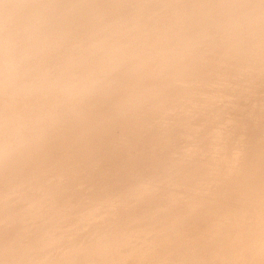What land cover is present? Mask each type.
Listing matches in <instances>:
<instances>
[{"label": "rangeland", "instance_id": "1", "mask_svg": "<svg viewBox=\"0 0 264 264\" xmlns=\"http://www.w3.org/2000/svg\"><path fill=\"white\" fill-rule=\"evenodd\" d=\"M14 1V0H13ZM13 1H12V3H13ZM40 2L42 1V0H39ZM39 1H37L36 0V2H32V0H20L19 1V3H18V10L17 11H15V12H13L11 15H10V19L12 20V21H15V22H19V23H21L22 22V24L23 25H25V23H28L27 21H30V20H28L27 19V21H25L24 20V18H25V13H35V12H39L41 15H46V16H48L49 14H52L53 16H54V13H56L55 14V18L57 19V17L58 18H60L59 16H61V17H63L64 15H61V14H64L63 12H65V16H64V18H62L63 20L65 19L66 21L64 22L63 20H60V19H58V21L57 20H55V22L53 21V20H51L52 22H54V24L51 22V23H48V21H46V23H44L45 25L44 26H42V27H44L43 28V31H42V27L39 25V23L37 22L36 24H34L33 22H32V25H34V26H31V27H34V29L36 28V31L35 30H33V31H31V33H27V32H25V34H23L24 32H19V35L17 36V38H14V39H16L17 41H15V42H18V40H19V44L18 43H14L12 40H11V38H9V41H11L10 43H11V46H10V44H9V42L8 41H6V43L4 44V45H2V42H1V40H0V46H2V51L0 50V52L2 53L3 52V49H4V47H6V44H7V47L4 49V51H6V50H8L7 48H8V46L9 47H12V46H14V48L15 49H17L16 51H15V49H13V47L12 48H10L8 51H6V52H3L4 54L6 53V54H9L10 52V50H14V51H11L12 53H13V55H14V59H12L13 57V55H9V56H4L3 58L1 57V56H3V55H1V53H0V63H1V61H2V63L0 64V67H1V65L4 67V65H6L4 68H7V67H9L8 65L10 64V66H12V67H14L13 68V72L14 73H10L11 74V76L13 77V79H11L12 77H10V75L9 76H7L8 74H9V72H11V71H9V69H4V68H0L1 70H2V73H1V70H0V75H1V80H0V83L2 82V81H4L5 79H2V78H6V80H7V84L5 83L6 82V80L4 81V82H2L1 83V85L3 86H1V90H0V110H2L1 112H5V114L7 113V110H8V112L9 111H12V113L10 114V112L9 113H7V114H9V116L11 117H9L7 114V116H5L4 115V112L3 113H1L0 112V115L1 114H3V115H1V119H0V159L2 158V163H0V169L1 168H3L1 171V173H0V181H1V183H0V189H2V190H4V191H0V197H5L6 196V194H7V196L5 197V198H7V201L9 200L10 202H13V200H14V203H11L10 205H11V207L12 206H14V204H15V207H7V208H3V207H5V206H10L9 205V202H8V205H3V203H2V201L4 202V203H6L7 201H6V199L5 198H0V200L2 199V201H0V203H1V205H0V224H1V222H2V224H1V227H0V243L2 242H4V245L2 244H0V246H2V247H4V248H2V247H0V249L2 248L3 250H0V264H2V260L4 261L3 262V264L4 263H6V264H8L7 262H11V260L12 259H10V258H12V253H14V255L17 257V258H14V256H13V260H12V262L11 263H9V264H23V263H25V264H45L46 262V264H50L51 262H55V263H53V264H60L59 262H61L62 264H64L63 263V261H60V260H64L65 259V263L67 264V261H70V260H72L69 264H74L75 262H76V260H78L79 259V261H80V263H79V261H77L78 263H76V264H86V262H87V264H98V263H96V261H95V259H96V255H94V254H96L97 253V251H96V248H93L94 246H96V245H98V242L99 243H104V242H106V241H108V240H113V237L114 236H116V234L117 235H120L121 233H122V235L124 236V237H128L130 240H138V242H140V243H142V246L144 247V249H146V251L150 254V256H151V254H152V257H156V252H158L157 254H159L160 252H161V250H162V247L164 248V245H162V247H161V245H159V247H158V245H156V246H153V248H151V244H149V242L152 240L151 238H154V236H156L157 235V232H158V230H161V229H164L165 231L167 230V231H169V230H171L172 231V229H174V228H172V227H170L169 225H170V220H168V219H171V217H167V214L165 215V212L166 213H173V211H177V210H179V209H181V208H184L183 206L185 205V203L183 202V200L181 199V197H178V196H173V195H186V196H191V197H194V198H200V199H202V200H208V201H214V200H216V199H219V200H221V197L217 194L218 192H215V191H213V192H215L216 194H212L213 192L212 191H210V193L208 192V191H205V190H202V189H198V188H195V187H193L194 185V182L193 181H186V182H184V185L183 184H179V183H177L178 181H180V180H178V181H175L176 179H178V178H176V176H175V170H174V168L172 169L170 166H168V163H172L174 160H175V158H178V157H176V156H179V154L183 151V150H185V149H189L190 147L193 149V151H194V153H193V156H192V163H193V165L195 164V161H196V159H203L205 156H208V154L206 153V154H199V149H200V146H202L201 147V149H204L203 147L205 146H210V144L208 145L207 144V142H209L211 139V137H212V135L211 134H215V133H218V134H220L221 133V131H222V133H224V134H220V136H222L223 138L225 137L226 139L227 138H229V136H230V138H233L234 136H233V134H238V136H235L234 138H238V137H241V138H244V140L247 142V143H249V146H251L255 141L253 140V137H255V135L257 136L260 132H264V129L262 130V128H264L263 127V123L264 122H261V121H264V120H262L261 119V123L262 124H260V122H258V119H260V117L262 118V117H264V115H261L263 112H262V110H264V108L262 109L261 108V111H260V109H259V107H261L263 104H261L262 102H264V101H262V100H264V96H262V95H264V55L262 54V50L261 51H259V47H258V44L257 43H259V45L261 46V49L264 47V37H263V35H264V0H219V2L221 3H219V2H217L216 1V4H217V6L216 7H219L218 9H219V11L221 10L220 8H222V10L220 11L221 12V14L219 15V18L218 19H215V13H213V14H211V15H208L209 16V18H210V21H209V23L207 22V21H205L204 19L203 20H201V19H199V20H197L198 18L196 17V13H198L199 14V12H200V9L202 8V6H204L203 5V3L201 4V5H198L199 3H198V1L196 2V0H194L197 4H195V2H193L192 0H187L186 2H191V3H186L185 1L183 2V0H180V1H182V2H180V3H182V4H180L179 3V1L178 0H124L126 3L124 4V2H123V0H121L122 1V6L123 5H126L125 7L123 6V7H119V6H121V5H118V4H120L121 3V1H120V3H118V2H116V0H114V1H112V2H114L115 3V5L117 4L118 5V8H117V5L115 6L114 4L112 5V3H111V1L110 0H80V2H78L79 0H76L77 2H75V4H73L72 3V0L70 1V3L68 2L69 0H67V2H66V0H49V1H53V2H58V3H60V6H63V5H65L64 7H62L63 9H59V8H56V7H54L55 9H53V6H48V7H46L45 9H44V7H43V5L41 6V4H38V2ZM75 1V0H74ZM73 1V2H74ZM104 1H108L107 3L109 4V6L108 7H105L106 6V2H104ZM226 2L227 4H226V9H224L223 7L225 6V5H222V3L224 4V2ZM39 2V3H40ZM62 2V3H61ZM90 3V6L91 7H87L88 6V4ZM92 2V3H91ZM129 2V3H128ZM200 3H201V0L199 1ZM32 3V4H31ZM34 3H35V5H36V7H37V9H35L36 7H35V5H34ZM65 3V4H64ZM106 3V4H105ZM128 3V4H127ZM184 3H186L187 4V7H188V5L189 6H191L192 7V9H191V7H188V8H190V10L186 7V4H185V9H184V7H183V5H184ZM69 4V6H67ZM82 4V5H81ZM107 4V5H108ZM214 4V0H211V3H210V5H213ZM0 5H3V4H0ZM40 5V6H39ZM74 5H76V6H74ZM110 5H112L111 6V8H109L110 7ZM128 5V6H127ZM130 5V6H129ZM179 5H181L180 7H181V9H179ZM218 5H221V7L220 6H218ZM4 6V5H3ZM38 6L40 7V8H38ZM78 6V7H77ZM198 6H201V8L200 9H198ZM223 6V7H222ZM2 7V6H1ZM33 7V8H32ZM43 7V8H42ZM68 7H72V9L71 10H69L68 11V9H70V8H68ZM73 7H75V8H73ZM76 7L78 8V11H79V9L81 8V9H83V8H90V10L89 11H91V12H89L88 11V9H87V12L89 13H86V14H84V16H83V19H85L84 17H86L85 15H91L92 13H94V12H96V14H97V16L100 14V16H96V14H94L95 15V17L94 16H89L90 18H88L89 20H91V17H92V19H94V20H91V21H88L87 20V17H86V23L84 22V27L82 28L81 26H82V24H81V17L80 18H78V19H76V20H74V22H72L73 21V19H75V17L77 16V17H79V16H82V15H79V14H77L78 13V11H76L77 9H76ZM182 7H183V9H182ZM3 8V7H2ZM20 8V9H19ZM30 8V9H29ZM50 8V9H49ZM65 8V9H64ZM67 8V9H66ZM91 8H92V10H91ZM161 8H163V9H161ZM29 9V10H28ZM47 9H48V11H47ZM57 9L59 10V11H57ZM76 9V10H75ZM85 9V10H86ZM155 9V10H154ZM157 9H158V12H157ZM223 9H224V11H223ZM50 10H51V12H50ZM65 10V11H64ZM74 12H73V11ZM85 10H83V11H85ZM93 10H96V11H94L93 12ZM162 10V11H161ZM164 10V11H163ZM170 11V14L172 13V15L174 14L175 16H174V18H176L175 19V21L174 22H177V19H179L178 20V22H177V24H176V26H175V23H174V25H173V21H171V15H170V17H168L169 16V12L168 11ZM189 11V14L190 15H188V14H186V13H188V12H186V11ZM45 11V12H44ZM49 13V14H47V12ZM56 11V12H55ZM66 11H68V14L70 15V14H75L74 15V17H73V15H71V16H68V14H67V12ZM71 11V12H70ZM81 11V10H80ZM80 11H79V13H80ZM98 11V12H97ZM126 12V15H125V13H122V12ZM166 11V12H165ZM182 11H185L184 13L182 12ZM192 11V13H190ZM198 11V12H197ZM223 11V12H222ZM17 12H20V13H17ZM60 14H58V13ZM62 12V13H61ZM70 12V13H69ZM73 12V13H72ZM86 12V11H85ZM157 12V13H156ZM166 14H165V13ZM182 12V14H184V15H182V18L183 19H181L180 17H178L177 15L178 14H180ZM17 13V14H16ZM23 13H24V15H23ZM45 13V14H44ZM99 13V14H98ZM103 13H105V14H103ZM106 13L108 14H110V15H112L113 16V18L115 19V22L113 21V18L111 19V17H110V15L108 14L107 15V17L109 18L110 17V19H109V22H111L110 24L114 27V26H116V25H114L115 23L117 24L119 21H118V19L120 18V19H122V20H124V22L126 21V19H127V22H129L130 20V25H127V22L126 23H124L123 21H121L120 19V22H119V24L120 25H117V28L116 27H114V29H113V27L112 26H110L109 25V22H108V18L107 17H105V15H106ZM156 14L157 15V17H156V15H155V17H154V14ZM168 13V14H167ZM81 14V13H80ZM103 14V16H101ZM165 14V15H164ZM192 14H193V16H192ZM56 15H57V17H56ZM59 15V16H58ZM93 15V14H92ZM145 15H146V17H145ZM163 15L166 17L167 15V17H168V19H163L164 17H163ZM181 15H179V16H181ZM186 15H187V17H189L188 19H187V17H186ZM18 16V17H17ZM24 16V17H23ZM50 16V15H49ZM52 16V17H53ZM68 17V20L66 19L67 17ZM149 16H151V20H150V17ZM153 16V17H152ZM177 16V17H176ZM191 16L194 18V21H193V18H191ZM76 17V18H77ZM99 17H100V19H99ZM123 17V18H122ZM147 17H149V19L147 18ZM166 17V18H167ZM22 18V19H21ZM98 18V19H97ZM101 18H103V19H105V21L107 20V22H105V21H103V19H101ZM154 18H156L155 20H157V21H155L154 20ZM184 18L186 19V20H184ZM70 19V20H69ZM72 19V20H71ZM153 19V20H152ZM62 21L63 23H61L60 21ZM78 20V22H80V23H78V22H76ZM103 21L102 23V25H101V22H100V24L99 25H101V26H98V24L97 23H95L96 21L97 22H99V21ZM112 20V21H111ZM117 20V21H116ZM148 20H150V21H147ZM161 20V22H159V21ZM172 20H174L173 18H172ZM181 20H183V21H181ZM195 20H197V21H195ZM201 20V21H200ZM70 21V22H69ZM83 21V20H82ZM88 21V22H87ZM95 21V22H94ZM152 21H155V22H157V24L155 23V22H153L152 23ZM181 21V22H180ZM50 22V21H49ZM59 22L61 23V24H59ZM92 22H94V23H92ZM113 22V23H112ZM147 22V23H146ZM159 22V23H158ZM202 22L204 23H208V24H202ZM67 25H66V24ZM77 23V25H75ZM83 23V22H82ZM87 23H88V26H90L91 25V29H93V27L95 26V25H97V26H95L96 27V29H95V27H94V29L95 30H97L96 31V35L94 36V34H95V30H94V33H93V30H91L88 26H86L87 25ZM89 23H90V25H89ZM92 23V24H91ZM106 23H107V26L106 27H108L107 29H105L106 27H105V25H106ZM121 23H123V24H121ZM145 23V24H144ZM149 23H152V25H149ZM161 23V24H160ZM182 23V24H181ZM4 23H2V24H0V27H4V25H3ZM28 24H31V22H29ZM47 24H50V25H48L47 26ZM51 24H53V26L55 27V24L56 25H58L56 28H53V30H52V28L51 27H53ZM80 24V25H79ZM95 24V25H94ZM126 24V28H127V26L128 27H132V29H128L127 28V30H125V31H123L124 33L125 32H127L128 30H129V32H131V33H127L129 36H130V34L131 35H133V33H134V35H135V32H136V34H137V36H139V37H143V38H141V40L143 41V42H150V41H153V40H151L152 38L150 37V36H148V34H150V33H152V32H154L155 31V28L156 29H159V31L161 30H164V32H166L167 34H163L162 35V33H163V31L161 32V34H160V32H159V34L158 33H156V32H158V30L154 33V36H152V37H154V38H156L157 36H163L164 37V40L167 38L166 37V35L168 36V38H170V39H168V40H171V41H167V40H165V41H167L169 44H170V42H175V41H172V38L174 39V36L173 35H175L176 33H178L177 32V29L178 28H180V30L181 31H184V28H185V33H187L188 31H186V30H189L190 31V36H188L187 34V36L185 37L186 39H187V41L185 40V38L183 39L182 38V36H185V34H183L182 36H181V33L179 34V36H177V35H175L176 36V38H177V41H178V39H179V37H180V39L182 38L184 41H186V42H188V43H186V42H183V40H179V41H181V42H175V43H177V46H179V47H177L178 48V50L176 49V48H174L175 49V51H179V53H178V56H179V58L177 57V53L174 51H171V54L170 53H168L166 50H165V48H168L167 47V44H162V43H165V41L164 42H162V43H160V44H162V45H164V46H161L160 44L158 45V42L160 41L159 40V38L160 37H157V41L158 42H156V40H154L153 41V43L154 44H157L158 46H161V49H160V47H159V49H158V47L157 48H154L153 47V43L151 42V44H153V45H151V46H149L150 44L149 43H142V41H140L139 40V38L135 35H133V36H131L132 38L131 39H133V41H134V43L133 42H131L130 43V41H132L130 38H128V37H126L125 39H123V37H125V36H128L127 34H122L121 32H122V30L123 29H126L125 27L124 28H120V27H122V25L124 26ZM129 24V23H128ZM158 24H160L162 27H160V25H158ZM18 25V24H17ZM60 25H62L61 27H62V29H61V27H60ZM65 27H67L68 26V28H71V27H73L72 29H66V28H64V26ZM92 25H94V26H92ZM103 25H104V30L102 29L103 28ZM133 25V26H132ZM158 25V26H157ZM170 25H173V27L172 26H169ZM184 25V26H183ZM208 25H209V27H208ZM37 26V27H36ZM40 26V27H39ZM45 26L48 28L49 26H50V28H48V29H46L45 28ZM71 26V27H70ZM81 27V29H83V30H81L80 29V31H79V27ZM88 27V29H89V31H91V32H89L88 31V29H86V31H85V28L86 27ZM112 28V31L114 32V30L115 31H117V33H121L120 35L122 36V38H121V36L120 35H118L116 32L115 33H113V34H111V33H109V32H111V31H109L110 30V27ZM118 26H119V28H118ZM166 26H168V27H166ZM179 26H182V28H183V30L181 29V27H179ZM204 26H207V27H204ZM59 27V28H58ZM77 27V28H76ZM102 27V28H101ZM152 27H155L154 28V30H152L153 28ZM172 27V28H171ZM77 30H76V29ZM160 28H162V29H160ZM169 28H170V30H169ZM174 28H176L175 29V31H174ZM41 29V30H40ZM44 29H46V30H44ZM64 29V30H63ZM73 29H75V30H73ZM98 29H100L99 31H98ZM102 29V30H101ZM122 29V30H121ZM150 29L152 30L151 32H150ZM167 29V30H166ZM61 31V30H63L64 31V33L66 32L67 34H68V32H69V34L70 33H72L73 35V37L71 36V35H69L68 34V36H69V38H67L65 35H67L66 33L64 34L63 33V31H61V33H63V34H59L60 32H58V31ZM66 30V31H65ZM70 30H71V32H70ZM119 30V31H118ZM172 30V31H171ZM43 33H42V32ZM50 31H55V32H53V35L54 34H56V35H58L57 37H61L62 38V35H64V37H66V38H64L63 37V39H67L66 40V42L67 41H69L70 42V40H71V38L70 37H72V41H71V43L72 42H77L78 40H83V41H86V37H85V34H89L90 35V33H91V35L90 36H87L88 37V39L89 38H93V39H95V37H96V39L95 40H97V41H93L92 40V42H91V40L89 39V41H90V43H91V46H93V44H95L96 45V47L95 46H93V47H95V48H98V47H105V51L103 52L102 51V49L103 48H101V50H100V48H98V51H97V49L94 51V50H92V49H90V48H93V47H91L90 46V48H89V42L88 41H86L87 42V44H86V42L85 43H83V41H82V43H81V41H78L76 44H75V49L73 48V46H74V44L72 43V45H71V43L69 44V42H67L68 43V45H67V43L66 42H64L65 40H63V39H59V38H56L55 36L56 35H54L53 37L54 38H56L57 39V41L55 40V39H53V38H51L52 36V32H50ZM74 33H73V32ZM75 31H79L80 33H75ZM107 31H109L108 33H107ZM173 31L175 32L173 35H172V37H169V33H173ZM178 31H179V29H178ZM36 32V33H35ZM47 32H49L48 34H47ZM58 32V33H57ZM88 32V33H87ZM133 32V33H132ZM169 32V33H168ZM263 32V33H262ZM35 33L36 34V37H35V35H33V34ZM41 33V34H40ZM92 33H93V35H92ZM171 33V34H172ZM40 34V35H39ZM44 34V35H43ZM76 34V35H75ZM147 34V35H146ZM157 34V35H156ZM189 34V33H188ZM263 34V35H262ZM23 35V37H21ZM26 35V36H25ZM59 35H61V36H59ZM98 35H99V37H98ZM116 35H118L120 38H121V40H120V38H118V36H116ZM156 35V36H155ZM24 36H25V38H24ZM30 36L32 37L33 36V39H31L30 38ZM38 36V37H37ZM42 36H43V38H42ZM49 36V37H48ZM77 36H79V37H77ZM92 36H94V37H92ZM171 36V35H170ZM19 37L21 38V40L23 39H26V40H28V41H30V39H31V43L29 42L28 43V41H26V40H24V42H23V40L21 41L20 39H19ZM39 37H41V38H39ZM46 37V38H45ZM85 37V38H84ZM116 37V38H115ZM135 37V38H134ZM136 37H137V39H136ZM149 37V38H148ZM163 37L161 38V40L163 39ZM29 38V39H28ZM35 38V39H34ZM36 38H38V39H40V42L38 41V39H36ZM47 38H49V39H47ZM50 38H51V40H50ZM80 38V39H79ZM98 38V39H97ZM145 38H147L148 40L147 41H144L145 40ZM190 38V39H189ZM191 38H192V40H191ZM13 39V38H12ZM43 39V40H42ZM60 41H59V40ZM70 39V40H69ZM122 39H123V41H122ZM135 39H136V41H135ZM144 39V40H143ZM150 39V40H149ZM188 39H189V41H191L190 43H189V41H188ZM8 40V39H7ZM45 40H47V42L45 41ZM75 40V41H74ZM111 40H117L116 42H117V44L115 43V41L113 42V41H111ZM120 40V41H119ZM127 41V40H130L129 41V43L128 42H126V44H125V41ZM176 40V39H175ZM194 40V41H193ZM32 41L34 42V43H32ZM41 41H43V43H47V45L45 46V44L43 45L42 44V42ZM50 41V42H49ZM54 41V42H53ZM110 41H111V44L113 43V45L110 47L109 45H111V44H109L108 45V43H110ZM123 43H122V42ZM249 41H251L252 43H250ZM257 41V45H256V47H258L259 49H258V51L262 54V56L263 57H261V55L259 54V52L258 51H256L257 50V48H254V45L252 46V44L254 43V42H256ZM28 44H27V43ZM35 42H36V44H35ZM57 42V43H56ZM61 42H63V43H66V45L67 46H65L63 43H61ZM119 42H121L122 43V45H121V43L119 44ZM139 42V43H138ZM204 42V43H203ZM206 42V43H205ZM224 42V43H223ZM228 42H230V43H236L237 42V44L239 45V48H238V45L237 44H232L233 46H234V48H232V47H230L231 48V51H233L234 49H235V52L237 53V54H235V52L234 53H231V56H229L227 53H226V50H227V52L229 51L228 49H230L228 46H225L224 45V47H223V45H222V47L224 48H221L220 47V44H225V43H227L226 45H228L229 43ZM22 43V44H21ZM24 43V44H23ZM52 44V43H54V46L53 45H48V44ZM56 43V44H55ZM60 43V44H59ZM78 43H80V46L77 48V50H76V47H77V44ZM100 44V45H98V44ZM128 43V44H127ZM135 43L136 44H138L137 46H135ZM142 43V44H141ZM173 43H171V44H173ZM174 43V44H175ZM179 43H181L180 45H182V47L184 48L183 49V51L184 50H186V51H182V49H180L179 50V48H182V47H180V45H179ZM184 43H186V44H184ZM241 43H243L244 45L245 44H247V48H245L244 47V45L243 46H240L241 45ZM13 44H15V45H17L16 47H15V45H13ZM32 44V45H31ZM39 44V45H38ZM57 44H59V45H57ZM82 44H84V47H83V45ZM131 44H133L134 46H131ZM143 44H146V46H144ZM170 45V48L171 49H173V47H171V46H176V45ZM248 44H250V46H252L253 48H252V50L254 51H256L259 55H260V57H255V58H257L256 60H255V58H252V59H254L253 61H256V62H253V61H251L250 60V62H249V60H247L246 59V55L247 54H249L250 53V48L251 47H249L248 48ZM263 44V45H262ZM23 45H30L31 47H24ZM34 45V46H33ZM36 45H38L36 48H35V46ZM65 47H68L69 45H71V47L72 48H70V46H69V49L68 48H65ZM86 45H87V47H86ZM97 45H98V47H97ZM108 45V47L110 48V49H108V47L106 48V46ZM119 45V46H118ZM128 45L131 47H129V49H127L128 48ZM183 45H185L186 47H192V50H189V52L187 51L188 50V48H186L185 46H183ZM231 45V46H232ZM4 46V47H3ZM20 46V47H19ZM39 46H40V48H39ZM44 46V48H47L46 49V51H45V49L43 50V47ZM51 46H52V48H51ZM56 46V51L58 52V50H59V48H62L63 49V47L65 48V49H63V50H65L64 52H60L61 51V49H60V51H59V56L60 57H64L65 55H68L69 57H70V59H69V57L68 58H66L67 56H65V58L66 59H68V60H65V58H63L65 61H62V64H66V66L68 67V69H71V70H69V72H68V69H66L67 67L65 66H63V68L61 67V64H60V62L59 61H57V60H63L62 58H60L57 54V56L59 57V59H58V57L56 56V55H54L55 54V50L53 49V47H55ZM120 47L121 46V48L120 49H118V47ZM123 46H125V47H123ZM144 46V47H143ZM166 46V47H165ZM229 46H230V44H229ZM18 47L20 48V49H18ZM22 47V48H21ZM23 47H24V49H23ZM33 47V48H32ZM57 47H59L58 48V50H57ZM80 47H83V48H85L86 47V49H83L84 51H83V53H82V50H81V48ZM114 47V48H113ZM117 47V48H116ZM149 47V48H148ZM154 48L155 49V52H152V53H150V50L149 49H151V48ZM156 47V46H155ZM163 47H164V49H163ZM215 48L214 50L212 49V48ZM235 47H237V49H239V50H241L240 51V53H242V51L243 52H245V51H249L247 54H246V52H245V56H244V58H242L243 56H242V54H240L239 53V50H237ZM240 47H243L242 49L240 48ZM25 48H29L28 49V52L26 51L27 49H25ZM49 48H51L52 50H54V51H52L51 49H49ZM87 48H89V49H87ZM117 53V51H118V53L116 54L115 52H113V50ZM117 49V51H116V49ZM124 48H126V50L127 51H125V49ZM170 48H168V49H170ZM189 48V49H190ZM207 48H210V53H209V51H207L208 53H207V55L209 54V57L207 56V55H205L206 54V50H208ZM219 48H221V49H223V50H225V48H226V50H225V53L226 54H222V50L220 49L219 50ZM228 48V49H227ZM31 49L33 50L34 49V53L35 54H37L38 52V54L36 55V56H34L35 54L31 51ZM36 49H40L39 51H37ZM71 51V53L68 51ZM106 49H108V50H112V52L110 53V51H107ZM121 49L123 50V51H121ZM154 49H152L153 51H154ZM163 49V50H162ZM167 49V50H168ZM216 49H217V52H218V50H219V52H220V54H221V56L222 57H224L225 58V60H224V58H221V56H220V54H218L219 55V57L221 58V59H219V57H218V59L216 58V56H215V54H217L216 53ZM245 49V50H244ZM19 50V51H18ZM23 50V52H21V51ZM37 52H36V51ZM66 50H67V52H66ZM72 50H74V51H72ZM78 50H81V51H79L78 52ZM87 50H88V52H89V50H91V54H93V53H96V54H93L94 55V57H93V55L91 56V54H89L88 52H87ZM119 50H120V52H119ZM149 50V51H148ZM151 50V51H152ZM212 50L215 52V54H214V52H213V55L211 54V52H212ZM237 50V51H236ZM251 50V51H252ZM264 50V49H263ZM26 51V52H25ZM31 53H30V52ZM49 51H51V52H49ZM79 53V55L76 53ZM92 51H93V53H92ZM100 51H102V53L100 52ZM106 51H107V53H106ZM139 51V52H138ZM163 51V52H162ZM169 51V50H168ZM204 51H205V53H204ZM230 51V52H231ZM255 51H254V54H256L255 53ZM8 52V53H7ZM21 52V53H20ZM42 54H44V55H46L47 54V56H45V57H47V58H49V53H52L51 54V56H50V58L51 59H46L47 61H43V56L44 55H41V53ZM49 52V53H48ZM80 57H78L75 53ZM82 54H81V53ZM84 52H87V53H84ZM98 52H100V54L98 53ZM108 52L110 53L109 55H108ZM121 52H123V53H121ZM146 52V53H145ZM162 52V53H161ZM164 52H166V55H165V53ZM218 52V53H219ZM230 52H228V53H230ZM16 53L19 55V56H17L16 55ZM63 53V54H62ZM74 53V54H73ZM97 53H98V55H97ZM103 53H105L104 55H103ZM113 53H115V56H117V57H115L114 56V54ZM121 53V54H120ZM140 53V54H139ZM156 53L158 54L159 53V55H165L166 57H167V55L169 54V57H177L178 59H179V61L178 60H176V58L174 59V58H169V57H167L168 59H164V57L161 55V56H159V55H156ZM164 53V54H163ZM175 55H174V54ZM242 56V57H240V55ZM11 54V53H10ZM22 54H25V56L26 57H24V55L23 56H21L20 57V55H22ZM29 54V55H28ZM49 54V55H48ZM70 54H71V56H70ZM73 54V55H72ZM83 54H85V55H83ZM101 54H102V56H101ZM112 54V55H111ZM118 54H119V56H118ZM150 54V55H149ZM173 54V55H172ZM211 54V55H210ZM233 54H235V55H239L238 57L241 59V62L243 63H241V62H239V59H238V57L237 58H235V59H237V60H234V55ZM39 55H41L42 57L40 58V59H42V60H40L39 59ZM56 56L57 58H55V57H52V56ZM62 55H64V56H62ZM74 55H75V57H74ZM82 57H81V56ZM99 57H97V56ZM107 55V56H106ZM110 55L113 57H111V60L110 59H107V58H109L110 57ZM137 55V56H136ZM147 55V56H146ZM171 55V56H170ZM217 55V56H218ZM224 55V56H223ZM251 57L253 56V54L251 55V53L249 54ZM259 55H256V56H259ZM17 56V57H16ZM27 56H29V57H27ZM83 56H84V58H83ZM96 56V57H95ZM150 56H151V58H150ZM155 56V57H154ZM196 58H194V57ZM210 56L212 57H215V58H210ZM225 56H227V57H225ZM234 56V57H233ZM248 56V55H247ZM250 56H248V59H249V57ZM255 56V55H254ZM9 57H11V58H9ZM24 57V58H23ZM34 57L35 59H36V61L35 60H33L32 58ZM72 57H74V58H72ZM87 57H88V59L89 60H87ZM92 57V58H91ZM101 57H104V58H101ZM136 57V58H135ZM138 57V58H137ZM152 57H153V60H152ZM156 57L158 58V57H163V58H161V59H163V60H165V61H163V60H160V58H159V60L158 59H156ZM232 57H233V59H232ZM6 58V59H5ZM8 58V59H7ZM17 58H19V59H17ZM38 58V59H37ZM53 58H55V59H57V60H54L53 62L51 61ZM78 58V59H77ZM81 58H83V60L81 59ZM86 58V59H85ZM93 59V62H90V60L91 59ZM98 58V59H97ZM104 61V63H103V66H102V62L103 61H101V59ZM105 58H106V60H108V61H105ZM187 59L188 61H189V58H190V61L191 60H193V58H194V63H195V61L196 60H199L200 59V61L198 62V61H196V62H198V63H195L196 65L194 66V63H192V62H188L189 64H191L192 63V65H190L189 66V64L187 63V60H185L186 61V63H185V61H181V60H184V59ZM192 58V59H191ZM198 58V59H197ZM201 58H203L204 60H208V61H210V59H212V60H214L215 62H217V64L218 65H220L219 66V70H218V65H216L215 63H214V61H213V63L216 65H214L213 64V67H212V64H211V66L209 65H207L206 63H208V61L205 63V61H201L202 59ZM207 58V59H206ZM229 59V61H228V59ZM258 58L259 59H262L261 61H263V62H260V60H258ZM9 59H10V61H9ZM12 59V60H11ZM16 59V60H15ZM72 59H76V60H72ZM96 59V60H95ZM100 59V60H99ZM156 59V60H155ZM170 59H171V61H170ZM222 59H223V61H222ZM243 59V60H242ZM244 59H245V61H244ZM251 59V58H250ZM39 60V61H38ZM60 60V61H61ZM83 62H82V61ZM84 60H86L87 62H89L88 63V66H89V68H88V66H87V62H86V65L84 64L83 65V63H84ZM110 60V61H109ZM144 60H145V62H144ZM149 60V61H148ZM150 60H152L151 61V63H152V65L151 64H149L150 63ZM175 60V61H177V63H181L180 65L183 67L184 65L183 64H185V66H187L186 64H188V66L189 67H191L190 68V70L189 71H191V70H193L194 71V68H195V72H196V70L198 69L199 70V64H201L200 62H202V64H203V66L204 65H207L208 67L207 68H205V69H207V71H208V69H210L211 67L213 68V70H212V72H210L211 71V69L208 71V75L205 73V72H203L205 69H203V71L201 70L202 69V66H200V70L203 72V73H205V74H201L200 72V70H199V73L201 74V75H204L205 77L207 76L208 77V81L207 80H203V82L202 81H200L201 79H203V78H201V79H199L198 80V78H199V76L198 75H196L197 74V72L195 73L194 72V74L192 73V75H195L196 77H193L192 75H191V72H187L186 74V77H187V80H185L186 78H185V74H184V76L181 74V75H179L178 73H175V72H173V69H171V67H170V65L173 63V61ZM218 60H219V62H218ZM220 60L222 61V62H220ZM7 61V62H6ZM51 61V62H50ZM59 62V63H57V62ZM69 61H70V63L72 62V63H74L75 64V67H78V69H76L75 67H74V64H70L69 63ZM75 61H76V63H75ZM94 61H96V62H94ZM141 61V62H140ZM158 61H160V63L158 64ZM168 61H169V63H168ZM225 61H226V63H225ZM234 61V62H233ZM237 61V62H236ZM257 61L258 62H260L259 64H257ZM10 62H12V63H14V64H12V63H10ZM64 62V63H63ZM80 62H82V65H80V64H78V63H80ZM98 62H100V63H98ZM149 62V63H148ZM154 62V63H153ZM184 62V63H183ZM204 62V63H203ZM224 62V63H223ZM227 62H229L228 63V65L230 64L231 65V63H233V65H231L232 67H238V70H237V68H234V70H233V68H232V70H230L229 68H230V66L228 67V65L226 66V67H228V70H230V71H228L229 73H230V75L228 74V72L226 71V69H224L225 68V64H227ZM251 62H253L254 64H257V65H254L253 63H251ZM7 63H9V64H7ZM67 63H69V65L67 64ZM92 63H95V64H92ZM109 63V64H108ZM134 63V64H133ZM176 63V62H175ZM177 63H176V65H177ZM183 63V64H182ZM209 63H212V61H210ZM223 63V65H221ZM237 63H238V66H237ZM246 63V64H245ZM248 63V64H247ZM263 63V64H262ZM57 64H60L58 67H60V68H58V67H56V65ZM98 64H100L101 66H102V68H101V66L99 65L98 66ZM106 64V65H105ZM143 64V65H142ZM169 64V65H168ZM198 64V65H197ZM201 64V65H202ZM234 64H236V65H234ZM251 64H253V66H250ZM15 65V66H14ZM76 65H78V66H76ZM95 67H97L96 69L94 68V66ZM111 65V66H110ZM134 65V66H133ZM157 65V66H156ZM161 65V66H160ZM175 65V67H176V69H178V67ZM246 65H247V68H249V71H250V69H251V71H250V76H249V79H248V76H246L247 74H248V72L249 71H247L246 69H244L245 67H246ZM261 65V66H260ZM54 66V67H53ZM70 66V67H69ZM81 66H84V67H82V69H80L81 68ZM88 68H86V67ZM91 66H93V68L91 67ZM173 66H174V63H173ZM179 66V65H178ZM180 66V69L182 68ZM198 66V67H197ZM214 66L216 67V68H214ZM222 66V67H221ZM241 66V68H239ZM242 66L244 67V68H242ZM248 66H250V67H248ZM75 70V71H77V74L75 73L74 74V70H72V68ZM100 69H99V68ZM104 67L105 68H107V69H109V70H107V69H104ZM166 68V69H164V68ZM169 67V68H168ZM188 67V68H189ZM192 67H193V69H192ZM197 67V68H196ZM224 67V68H223ZM9 68H11V67H9ZM15 68L18 70V69H20L21 68V70L19 71H17V70H15ZM53 68H54V70H53ZM58 68V69H57ZM66 70H65V69ZM84 68H86L85 70H84ZM221 68H223L224 69V71H223V69H221ZM256 70H255V69ZM23 69V70H22ZM64 69V70H63ZM101 69H103V71L104 70H106V71H104V72H102L101 71ZM240 71V73L243 71V69H244V71H246L247 72V74H245V72L243 73V75L244 76H246V78L248 79V80H246L245 78H242L243 77V75H242V73L241 74H238V72L236 71ZM5 72H4V71ZM7 70V71H6ZM12 70V69H11ZM79 70H81L80 72L81 73H83L84 72V76L86 77H84V76H82L83 78H85V79H83V78H81L80 77V72L78 73V71ZM83 70V71H82ZM88 70H91V71H88ZM133 70V71H132ZM171 70V71H170ZM175 70V69H174ZM253 70V71H252ZM261 70V71H260ZM17 71V73H15ZM86 71H88V72H86ZM130 71H132V72H130ZM206 71V70H205ZM236 71V73H234ZM258 71V72H257ZM6 72H8V74L6 73ZM18 72H21V73H18ZM68 72V73H67ZM90 72H92V73H90ZM110 72V73H109ZM122 72V73H121ZM135 72V73H134ZM160 72V73H159ZM164 72V73H163ZM166 72V73H165ZM170 74H169V73ZM251 72H253V73H251ZM261 72V73H260ZM4 73V74H3ZM6 73V74H5ZM22 73H24V74H22ZM39 73V74H38ZM64 73L65 74H68L67 76H69V75H74L73 77L72 76H69V78L66 76H63L64 75ZM89 73V74H88ZM103 73V74H102ZM108 73V74H107ZM173 73V75H171ZM198 73V74H199ZM222 73H224V75L222 74ZM225 73H227L226 75V77H225ZM234 73V74H233ZM254 73H256V74H254ZM260 73V75H261V77H260V75L259 76H257L258 74ZM14 74V75H13ZM17 74H19V77L21 76V74L24 76V79H23V76H21V78L23 79H21V78H19V80L20 81H18V79L16 78L17 77ZM79 74V76H77ZM85 74H87L88 75V77H87V75H85ZM168 74V76H165V75H167ZM177 76H176V75ZM189 74V75H188ZM233 74V75H232ZM248 74V75H249ZM252 74V75H251ZM6 76V77H4V76ZM36 75H38V76H36ZM40 75V76H39ZM92 76V79H91V76ZM109 75V76H108ZM119 75V76H118ZM200 75V76H201ZM240 75H242V77L240 76ZM255 75V76H254ZM3 76V77H2ZM14 76H15V78H14ZM26 76L28 77V78H26ZM77 76V77H76ZM104 76V77H103ZM113 76V77H112ZM118 76V77H117ZM162 76H164V77H162ZM190 76H192L193 77V79L190 77ZM203 76V77H204ZM228 76H231V77H229V79H233L234 81H236L238 84H236V83H234V81L231 79V80H228ZM234 78H233V77ZM263 76V77H262ZM34 77V78H33ZM37 77V78H36ZM40 77V78H39ZM78 78L77 80L75 79V78ZM83 79L84 81H82L81 79ZM90 77V78H89ZM95 77H96V79H95ZM105 77H107L108 78V80H107V78H105ZM161 77L162 78H165V77H167L166 78V80H168V81H166L165 79H164V81H162L163 79H161ZM180 77V78H179ZM206 77V78H207ZM251 77H253V78H255L254 80H253V78H251ZM8 78H10L9 80H10V82L8 81ZM64 78H67V79H65L64 80ZM73 78V79H72ZM114 80H113V79ZM169 78V79H168ZM183 78V79H182ZM190 78V79H189ZM257 78H260L259 80H257ZM25 79H28V80H25ZM29 79H31L30 81H29ZM33 79L35 80V81H33ZM41 79V82L40 81H38V80H40ZM70 79H71V81H70ZM88 79H90L91 81H92V84H90L89 83V81L90 80H88ZM95 79V80H94ZM105 79V80H104ZM112 79V80H111ZM115 79H119V80H115ZM179 79H181V80H179ZM228 80V81H232L233 82V84H232V82H231V84H230V82L228 83L226 80ZM247 81V82H245V80ZM16 80L18 81V82H16ZM100 80V81H99ZM107 80V81H106ZM251 80H253L254 81V83L252 82V84H251ZM255 80H257V81H260V80H262V81H260L259 83L257 82V81H255ZM25 81H28V82H26L27 83V85H26V83H25V85L24 86H27V87H24V88H22L21 87V84L23 83L24 84V82ZM87 81H88V83H87ZM90 81V82H91ZM93 81H94V83H93ZM97 81V82H96ZM99 81V82H98ZM109 81V82H108ZM205 81H207L208 82V84H209V86H208V84H207V86L208 87H206L207 89H211L212 90V92H210L211 90L209 89V90H207L205 87V90L203 89V91H204V93H206V94H208L207 95V97H208V100L210 99L209 98V96H210V94H212V93H214L215 94V92H217V91H215L216 89H220V87L222 86V85H224L225 86V84L223 83V82H225V83H227L226 85H228V84H230V86L232 85V86H235V85H237L238 86V88H237V86H235V87H232V88H235V90H233V89H231V91L229 90V88H231V87H228V86H225L226 88L228 87V89L226 90V93H228L227 95L228 96H232V95H234V97L237 99L238 97H241V98H239V99H237V100H244L243 98L244 97H246L247 98V101H246V105L245 104H243V106H247L249 103H247V102H251L252 100V102L254 103H252V104H250V105H248V112L246 113L245 111H247V109L245 108V107H243V108H241L240 109V111L238 112V109H239V107H240V103H244V102H238L237 100L236 101H234L235 100V98H234V100H232V97L230 98L231 100H229V97H226V96H222V93H220V92H224V90L225 89H222V88H224V87H221V89L219 90V93L221 94V95H218L219 93H216V95H214V97L216 98V99H218V97H219V101H223V103L222 104H224V103H226V104H224V105H221L220 103H219V101L218 100H215V98L213 97V96H210L211 97V99L209 100L210 101V103H212L211 101H213V99H212V97L214 98V101H213V103L214 102H216V104H211V105H213V106H215L216 105V107H217V104L219 103V105L218 106H220L221 105V107H223L222 109L223 110H221V107H219V108H217L218 110L220 109L222 112H220V110H219V112L221 113V116H220V114H219V112H217L218 110L216 109V111H215V108L213 107V106H211L210 104H209V101L208 102H206L205 101V97L204 96H206V95H203L204 93H202V90L200 89V88H203L202 86H204V84H206L205 83ZM20 82V83H19ZM22 82V83H21ZM157 83V84H154V83ZM165 84H164V83ZM255 82L257 83V84H255ZM9 83H10V85L12 86H10L9 85ZM101 83V84H100ZM110 84V86L109 87H105V86H103L104 84ZM162 83V84H161ZM245 83H246V85H245ZM249 85H248V84ZM262 83V84H261ZM4 84V85H3ZM18 84H20V86L18 85ZM22 84V85H23ZM33 84V86L32 87H30L31 85ZM87 84H90V86H93V87H95L96 85L98 86H96V88H93V87H87L86 85ZM112 84V85H111ZM251 84V85H250ZM258 85L257 86V88H255V85ZM259 84H260V86H259ZM16 85L18 86V87H16ZM243 85V86H242ZM247 85H248V89H246V87H247ZM254 85V86H253ZM35 86V87H34ZM48 86V87H47ZM84 87V89H85V92L83 91L84 89H83V87ZM241 86V87H240ZM250 86H253V89L252 90H250L249 91V89H251L252 87H250ZM262 86V87H261ZM47 87V88H46ZM51 87V89H55V94H52L53 92H54V89H53V92L52 91H50L51 89H49ZM200 87V88H199ZM244 87V88H243ZM260 88V90H262L263 91V93H261V92H259L258 90H259V88ZM18 88L20 89H22V90H18ZM66 88H68V90L66 89ZM82 88V89H81ZM90 88V89H89ZM161 88H163L162 90H164L166 93H161V91H159V90H161ZM164 88H166L167 89V91H168V89H169V91L171 92V93H173L172 91H173V89L174 88H176V90L177 89H179V90H177V91H175L173 94H171V97L173 96V98H171V97H169V98H167L168 96H169V91L167 92L166 91V89H164ZM181 88V89H180ZM187 90V89H190V90H194V92L192 91H189V92H191L192 93V96L190 95V94H187V95H189L188 97L190 98V96H191V98H193L192 100H194V98L196 97V93L198 94V92L201 90V92H200V94H198L197 96L199 97H196V98H198L199 99V101L200 102H206V104H205V102L203 103V105H202V103L201 104H196V103H198L196 100V102L195 101H192L191 99L189 100V98H187V95H186V91H184V95H180V94H183V91L182 90H185V89ZM238 90H242L241 92H239V91H237V89ZM241 88V89H240ZM243 88V89H242ZM59 89H65V90H67L66 92L69 94V98L67 97V95H65L64 94V92H65V90H61L63 93H60L59 91ZM81 89V90H80ZM172 89V90H171ZM214 89V90H213ZM258 89V90H257ZM16 90H18V91H16ZM26 91V93H28L26 96H24L25 95V92L23 93L22 91ZM47 90H48V92H49V95L50 96H52L53 97V99H52V97H48L49 95H47ZM58 90V91H57ZM70 90V91H69ZM80 90V91H79ZM86 90H87V92L88 93H90V94H88V93H86ZM89 90V91H88ZM92 90V91H91ZM94 90V91H93ZM175 90V89H174ZM199 90V91H198ZM229 90V91H228ZM244 90H246L247 92H245ZM256 92H255V91ZM16 91V92H15ZM19 91H21L20 92V94H22L21 96L19 95V98L20 97H23V98H18L17 96L18 95H16V94H18L17 92H19ZM33 91V92H32ZM100 91V92H99ZM102 91V92H101ZM156 91V92H155ZM159 93H158V92ZM164 91H162V92H164ZM179 91H181L182 93H180L179 94ZM197 91V92H196ZM208 93H207V92ZM214 91V92H213ZM236 91V92H235ZM253 91H254V94H252L253 93ZM9 92H12V93H10L11 95L12 94H14V96L17 98H15L14 96L12 97L10 94H9ZM30 92V93H29ZM35 92V94H33ZM57 92H59V93H57ZM65 92V93H66ZM83 94H82V93ZM128 92H131L132 94L131 95H127L128 94ZM178 92V94L177 95H175L174 96V94H176ZM209 92H210V94H209ZM257 92H259L258 94H256L255 95V93H257ZM5 93H6V95H7V93L13 98V100H12V98H10V96L8 95L7 96V98H5L6 97V95H5ZM16 93V94H15ZM31 93L33 94V95H35L36 96V98L35 97H32L33 95H31ZM56 93H57V96H58V98H57V96H55V99H54V95H56ZM97 93V94H96ZM161 93V94H160ZM187 93H188V90H187ZM231 93H233V94H231ZM243 93V94H242ZM247 93V94H246ZM250 93H251V95H250ZM262 95H261V94ZM4 94V95H3ZM60 94L62 95L61 96V98H59L60 97ZM64 94V95H63ZM84 94H86V96L84 95ZM225 94V93H224ZM223 94V95H224ZM230 94V95H229ZM245 94V95H244ZM248 94L250 95L249 96V99H248ZM80 95H82V96H80ZM127 95V96H126ZM158 95V96H157ZM161 97H160V96ZM180 95V96H179ZM186 95V97H183V100L182 101H184V100H186V101H188L189 100V102L191 103V101L192 102H195V103H191L190 105H188L187 104V107H185V105H180V103L179 104H177L179 101H177V100H179V98L180 99H182V96H185ZM193 95H195V96H193ZM199 95H201V96H203V97H200ZM253 95L255 96V97H257V99H255L256 100V103H255V100H254V98L253 99H251L252 97H253ZM257 95H259V97L257 96ZM28 96V97H27ZM63 96H66V97H64L63 98ZM101 96V97H100ZM178 96V97H177ZM222 96V97H221ZM45 97H47V100H46V98ZM94 99H93V98ZM150 97H151V99H150ZM162 97H163V99H162ZM226 97V98H225ZM261 97V99H258V98H260ZM15 98V99H14ZM64 100H63V99ZM66 98H68V99H66ZM74 98V99H73ZM78 98H80V100H77ZM83 98V99H82ZM86 98V99H85ZM92 98V99H91ZM145 98V99H144ZM178 98V99H177ZM195 98V99H196ZM203 99V100H200V99ZM220 98H222V99H220ZM225 98V99H224ZM228 98V103H229V105H228V103H227V101H225L226 99ZM246 98H245V100H246ZM7 99V100H6ZM9 99H11L12 100V102L11 101H9ZM45 99V100H44ZM61 99V100H60ZM82 99V100H81ZM168 99V100H167ZM174 101H173V100ZM177 99V100H176ZM197 99V100H198ZM59 100V101H58ZM62 100H63V102H62ZM76 100V101H75ZM144 100V101H143ZM160 100V101H159ZM244 100V101H245ZM249 100H251V101H249ZM260 100V104H259V102L258 101ZM77 101H81V103H77ZM83 101H85V102H83ZM87 101V102H86ZM88 101H89V103H88ZM144 103H143V102ZM169 101H170V103L172 104L173 102V105L174 106H177V107H175V108H173L174 106L172 105V109L173 110H175V109H179V110H181V111H179V110H175V111H172V109L170 108L171 107V105L169 104ZM175 101H177V102H175ZM225 101V102H224ZM235 102V103H237V108H236V106L235 105H233V104H235V103H233V104H231V102ZM92 102V103H91ZM95 102V103H94ZM199 102V103H200ZM257 102H258V104H257ZM63 103V108H60L59 106H61L60 104H62ZM74 103H77V105L76 104H74ZM84 103H86V105L84 104ZM120 103H121V105H120ZM126 103V104H125ZM208 103V104H207ZM78 104H80V105H78ZM93 104V105H92ZM94 104H96V105H94ZM177 104V105H176ZM233 105V106H231V105ZM257 104V105H256ZM54 107H53V106ZM59 105V106H58ZM141 105V110L139 111V113H138V115L136 116V118L134 117V118H130V117H133L134 115H135V113H136V109L139 107ZM196 106L197 108H199V109H195V107H190V106ZM198 105H201V106H198ZM207 105L208 106H210L211 107V110H210V112L212 111V110H214L215 111V113H213V112H211V113H208V109L207 108H209V107H207ZM228 106L227 108L228 109H226L225 110V112H228V110H229V113H226L225 114V112H223L224 111V106ZM238 105H239V107H238ZM252 105V106H251ZM258 105H261V106H259L258 107ZM56 106H58V107H56ZM74 106H75V108H74ZM77 106H79V107H77ZM82 106V107H81ZM86 106V107H85ZM92 106V107H91ZM94 106V107H93ZM167 106H169V107H167ZM179 106H180V108H179ZM181 106H183V107H181ZM202 106H205V107H207L206 109V111H207V113L208 114H211V115H213V116H211L210 115V117H213V118H215L214 120H213V118L211 119L210 117V119L208 118V116H207V113H205V115L204 114H200V111H201V113H204V111H205V108L203 109L202 108ZM249 106H251L252 108L254 107V108H257L258 107V109L257 110H255V109H253L252 110V108L250 107V110H249ZM257 106V107H256ZM20 108V110L22 111L23 110V108H28V115L25 117V118H23L24 117V114L23 113H21L18 109ZM23 107V108H22ZM52 107V108H51ZM56 107V109H59V111L58 110H56V109H54L53 110V108H55ZM62 107V106H61ZM73 107V108H72ZM109 107V108H108ZM114 107V108H113ZM190 107V108H189ZM200 107H201V109H200ZM230 107H232V109H230ZM241 107H242V104H241ZM262 107H264V105L262 106ZM8 108V109H7ZM9 108L11 109V108H13V109H15V112L13 111V110H9ZM48 110H47V109ZM51 108V109H50ZM77 108V109H76ZM86 108V109H85ZM92 108H94V109H96V110H93ZM108 108V109H107ZM186 108V109H185ZM192 109V110H198L199 111V115L197 114L198 113V111L196 112H194V113H192V114H194V115H192V116H194L193 118H192V120H194L195 118H196V115H198V119H200V120H198L197 118L194 120V122L191 120V122L192 123H190L189 121H190V119H191V112H193L192 110H191V112H189V109ZM245 108V110H243ZM43 109H45L44 110V112H43V114L44 115H46V119H45V116H43V114H40L42 111H43ZM49 109H50V112H49ZM63 109H67L68 110V112H67V110H66V112L63 110ZM72 109H73V111H74V109H75V112H73L72 113ZM118 109H119V111H118ZM131 109H132V111H131ZM165 109V110H164ZM169 109V110H168ZM185 109V111H188V112H185V111H183ZM210 109V108H209ZM19 112V114H17L16 116L18 117V116H21V114H22V116L23 117H18V120L15 118V120L13 119L14 117V115H15V113L17 112V111ZM38 110L40 111V112H38ZM53 110V111H52ZM58 111V113H62L61 114V116H60V114H58V113H56V111ZM62 110L64 111V113L62 112ZM70 110V111H69ZM89 112H88V111ZM99 110V111H98ZM162 110H163V112H162ZM233 110V111H232ZM234 110H236V111H234ZM259 110V112H257ZM46 111V112H45ZM55 111V115L54 114H52L51 115V113H53ZM61 111V112H60ZM77 111V112H76ZM95 111V112H94ZM159 111V112H158ZM167 111H168V115L166 114L167 113ZM169 111H171V112H169ZM177 111V112H176ZM230 111L231 112H233L232 114L230 113ZM253 111V112H252ZM254 111H255V113H254ZM36 112V113H35ZM49 112V113H48ZM88 112V113H87ZM98 112V113H97ZM161 112V113H160ZM178 112H181V114L180 113H178ZM185 112V113H184ZM216 112L218 113V115L216 116L215 114H216ZM234 112H237L238 113V115H237V113H235L234 114ZM249 112H251L252 113V115H253V113L255 114V116L253 117L252 115H251V113L249 114ZM39 113V114H38ZM48 115H47V114ZM70 113H71V117H70ZM85 113V114H84ZM89 113H92V116H94V117H92L91 116V114H89ZM97 113V114H96ZM109 113V114H108ZM182 113L184 114V115H182ZM187 113H190V114H188V116H191V117H187V115L185 116V114H187ZM195 113H196V115H195ZM243 113H245V115L243 114ZM258 113L260 114V116L258 115ZM36 114L38 115V116H36ZM60 116L59 117V119H62V121L61 120H59L58 119V115ZM68 114V115H67ZM114 115V117H113V115ZM118 115V116H116V115ZM123 114V115H122ZM140 114V115H139ZM158 114V115H157ZM159 114H160V116H159ZM180 116H179V115ZM223 114V115H222ZM231 114V115H230ZM264 114V113H263ZM40 115V116H39ZM41 115H42V118L44 119H42L41 118ZM49 115H51V117H48ZM57 115V116H56ZM80 115V116H79ZM84 115V116H83ZM99 115V116H98ZM156 115H157V118H156ZM172 117V118H170V119H168V117ZM174 115V116H173ZM177 115H178V117H177ZM183 116V118H182V116ZM258 115V116H257ZM36 116V117H35ZM83 116V117H82ZM88 116V117H87ZM92 118H91V117ZM106 116H108V117H106ZM152 116V117H151ZM201 116V117H200ZM202 116H204V117H202ZM219 116H220V118H219ZM222 116H224V118L222 117ZM228 116V118L226 119V117ZM230 116V117H229ZM233 116H235V117H233ZM237 116V117H236ZM240 116H243V118H242V120H241V117L239 118ZM257 116V117H256ZM5 117H7V118H5ZM13 117V118H12ZM33 117L35 118V120L33 119ZM40 117V120L38 119V118ZM48 117V118H47ZM52 117H53V119H52ZM55 117V118H54ZM62 117V118H61ZM67 119V121H66V119ZM74 117V118H73ZM77 117V118H76ZM83 118V120H81L82 118ZM90 117V118H89ZM98 117V118H97ZM116 117V118H115ZM154 117V118H153ZM161 117H163V119L161 118ZM173 117H175V118H173ZM176 117L178 118V119H176ZM188 119V121H185L186 120V118ZM233 117V118H232ZM248 117H249V119H248ZM253 117V118H252ZM255 117L257 118V120H255L256 121V123L254 122V120H252V119H255ZM259 117V118H258ZM3 118H5V120H6V122H5V120H3ZM10 118V119H9ZM105 118V119H104ZM113 118V119H112ZM123 118V119H122ZM159 118H161V119H159ZM182 118V119H181ZM205 118H206V120L208 119V121H206L205 120ZM216 118H218L217 120H216ZM232 118V119H231ZM237 118H239L240 120V123H243V125H245L247 128H248V130L246 131V133H245V130L242 128V130L241 129H239V131H238V128L235 126V124H234V120L235 119H237ZM7 119H9V120H7ZM12 119V120H11ZM48 119V120H47ZM49 119H52V120H49ZM55 119H56V121H55ZM71 119H73V120H71ZM75 119H76V121H75ZM94 119V120H93ZM97 119V120H96ZM109 119H112V123H114L113 125H112V123L110 122V120ZM154 119H155V121H154ZM157 119V120H156ZM169 121H168V120ZM205 120L206 121V123L207 122H209L208 124H210V121H211V124L215 127V128H210V127H213L211 124H210V126L207 124V125H205V121L203 122V124H199V123H202V120ZM221 119V120H220ZM245 119H247V121H245ZM264 119V118H263ZM2 120V121H1ZM32 120H34V121H32ZM39 120V121H38ZM47 120V124L46 123H42L43 121L45 122ZM63 120H64V123H63ZM92 121V123H94V127H95V130L96 129H98V127H99V129L97 130L98 132H96L95 133V131L93 132H89V131H86V130H80L79 129V127H80V125L82 126V125H90L91 126V124H89L90 122ZM105 120H106V123H105ZM107 120H108V122H107ZM118 120H119V123H118ZM126 120V121H125ZM172 120V121H171ZM175 120H177V121H175ZM178 120H180V122H181V120H184L185 122H184V124H183V122H181L183 125L180 127H178V128H176V130L177 131H174V129H175V127H177V126H175L174 128H173V131L174 132H172V133H175V134H172V133H170V137L172 136V135H174V137H173V139L172 138H169L168 136H167V134H165V133H168V132H170L171 130H172V127L178 122ZM196 120H198L197 122H196ZM210 120V121H209ZM219 120H220V122H219ZM225 120H227V122L225 121ZM248 120H249V123L252 121V125H254V126H250V124H248V123H246V122H248ZM42 121V122H41ZM50 121V122H49ZM59 121H60V124H58L59 123ZM69 121V122H68ZM74 121V122H73ZM77 121H78V124H76L77 123ZM82 121H83V123H82ZM96 121V122H95ZM114 121V122H113ZM121 121V122H120ZM159 121H161V122H159ZM165 121H166V124H165ZM216 121H217V124H218V128H217V124H216ZM221 121H223L222 122V124H221ZM231 121H233L232 123H231ZM243 121V122H242ZM27 122H30L29 123V126H28V130H29V132L31 133V131H32V133L30 134L27 130H25V131H27L26 133H25V136H23V133L25 132L24 131V127H26V129H27V126L26 125H28V123ZM69 124H68V123ZM72 122V123H71ZM86 122V123H85ZM102 122H103V124H102ZM134 122V123H133ZM147 122V123H146ZM150 122V123H149ZM156 122V123H155ZM169 122V123H168ZM171 122H173V123H171ZM180 122H179V125H180ZM187 122V123H186ZM188 122L190 123V125L188 124ZM215 122V123H214ZM219 122V123H218ZM228 122H229V124H228ZM27 123V124H26ZM31 123L32 124H34V125H38V127H36L35 126V128H33L34 127V125L32 126L31 125ZM62 123H63V125H62ZM105 123V124H104ZM107 123H109V124H111V125H109V127L108 126H106L107 125ZM163 123H164V125H166L165 126V128H164V125H163ZM193 123H194V125H193ZM196 123H198V124H196ZM215 125H214V124ZM226 123V124H225ZM231 123V124H230ZM24 124V125H23ZM43 124H44V126H43ZM52 124H53V126H52ZM57 125V126H55V125ZM64 124L67 126V127H65L64 126ZM118 124V126L117 127H115V125H117ZM151 124H154V125H158L159 126V128L157 127V126H153V125H151ZM159 124H161V127H160V125ZM170 124V126H171V124H173L172 126H171V128H170V126L168 127V125ZM185 124H188V125H185ZM221 124V125H220ZM225 124V125H224ZM235 126H233V125ZM15 125V126H14ZM42 125V126H41ZM47 125V126H46ZM103 125H105V126H103ZM120 125H121V129L119 128L120 127ZM202 125V126H201ZM203 125H205L204 127H203ZM220 125V126H219ZM223 125V126H222ZM227 125V126H226ZM232 125V126H231ZM247 125H249V127L247 126ZM261 126V128H260V126ZM22 126H24V127H22ZM31 126V127H30ZM49 126V128L47 129H45L44 130V128L45 127H48ZM52 127V129H50L51 127ZM62 126V127H61ZM72 126H74V128L72 127ZM197 126L199 127H202V128H197ZM207 126H209V128H207ZM256 126H258V132L256 133V129H257V127ZM6 127H9V128H6ZM14 127V128H13ZM17 127V128H16ZM18 127H19V129L20 130H23V132H22V135H21V138L19 137V135L21 134L20 132V134H18V132H15V128H16V130H19L18 129ZM22 127V128H21ZM40 127H43V128H40ZM55 127V128H54ZM57 127V128H56ZM70 127V128H69ZM103 127V128H102ZM106 127H108V128H106ZM117 128V129H115V128ZM127 127V128H126ZM147 127H150L149 129L147 128ZM153 127V128H152ZM184 128V130H183V128ZM186 127H188V129L186 128ZM191 127V128H190ZM219 127H220V132H216L217 130H219ZM221 127H222V130H221ZM225 127V129H223ZM226 127H228L229 128V130H228V128H226ZM232 129H231V128ZM3 128V129H2ZM6 128V129H5ZM13 128V129H12ZM24 128V129H23ZM32 128V129H34V130H30V129ZM54 128V129H53ZM58 128H60V129H58ZM65 128V129H64ZM110 128V129H109ZM112 128V129H111ZM129 128V129H128ZM138 128V129H137ZM146 128V129H145ZM181 128V129H180ZM203 128H205L204 130H205V132L203 131V133L201 132L202 130H203ZM252 128H254L253 130H252ZM260 128V129H259ZM1 129H2V131H1ZM41 129V130H40ZM67 129V130H66ZM69 129V130H68ZM101 129H103V133H104V135L102 134V132H100V130ZM107 129H109V130H107ZM118 129H120V130H118ZM125 129V130H124ZM140 130L139 132H136V136H137V138H139V139H137L138 140V142H135V140H136V138H135V132L134 131H137V130ZM153 129V130H152ZM157 129V130H156ZM161 129H164V130H161ZM167 129V130H166ZM168 129H170V131L168 130ZM178 129H179V131H178ZM198 129V130H197ZM214 129V130H213ZM235 129V130H234ZM237 129V130H236ZM249 129H251V130H249ZM13 130V132L14 133H12V134H10L11 133V131ZM38 130V131H37ZM52 130V131H51ZM58 130V131H57ZM65 130H66V132H65ZM118 133V134H115L114 132L115 131ZM121 130H122V132H121ZM128 130V131H127ZM132 130H134V131H132ZM143 130H145L144 131V133L145 134H147V133H149V134H151V135H149V134H147V135H145L144 133H143ZM149 132H148V131ZM156 130V131H155ZM162 132H161V131ZM166 130V131H165ZM187 130H188V132H187ZM195 130V131H194ZM232 132H231V131ZM241 130V131H240ZM42 131V132H41ZM45 131V132H44ZM49 131V132H48ZM61 131V132H60ZM107 131H112L111 132V134L109 133V134H107ZM119 131V132H118ZM123 131H124V133L126 134H132V132L134 133V135H133V139H132V135L130 136V134H129V136L126 134H124V136H123ZM153 131H155V132H153ZM165 131V132H164ZM199 131V132H198ZM234 131L235 132H237V133H234ZM244 131V132H243ZM249 131H252V132H254L253 134H252V132L250 133ZM35 134H34V133ZM58 132V133H57ZM70 132V133H69ZM73 132V133H72ZM105 132H106V137H104L103 138V136H105ZM129 132V133H128ZM141 132V133H140ZM160 132V135L159 134H156V133H159ZM178 132V133H177ZM179 132H181L180 134H179ZM196 132H198V133H196ZM201 132V134L200 135H196V134H199ZM210 132H211V134H210ZM231 134H230V133ZM16 133V134H15ZM36 133H37V135H36ZM57 133V134H56ZM62 133V134H61ZM75 133V134H74ZM85 133H87L86 135H83V134H85ZM112 133H114L113 135L115 136V137H113V135H112ZM121 135H120V134ZM137 133L139 134V135H137ZM156 135H155V134ZM184 133H185V135H184ZM189 133V134H188ZM194 133V134H193ZM248 133H250L249 135H248ZM256 133V134H255ZM28 134H30V137H31V135L33 134L37 139H34V136H32L31 138L29 137V135ZM46 134L48 135V136H46ZM53 134H56L55 135V137H57V138H59L58 140H57V138H52V136H53ZM91 134H92V136H91ZM99 136H102V139L103 140H105L104 141V143H103V140H101V138H97L96 140H98V142L101 140V142L103 143V145L101 144V142H96L97 144H95V139L94 138H96V137H98L97 135ZM142 134H144V136L142 135ZM165 136H164V135ZM169 134V133H168ZM179 136H178V135ZM183 134V135H182ZM206 134V135H205ZM226 134V135H225ZM252 134V135H251ZM5 135H7V136H5ZM11 135H14V137L16 136V138L14 139V137L13 136H11ZM59 135H60V137H59ZM64 136V138H62L63 136ZM95 135V136H94ZM117 135H119V136H117ZM175 135H177V136H175ZM203 135H205V136H203ZM225 135V136H224ZM247 137H246V136ZM5 136V137H4ZM9 136H11L12 137V139H11V137L9 138ZM29 137V139H27L28 137ZM39 136V137H38ZM41 136V137H40ZM62 136V137H61ZM66 136H68V137H66ZM94 136V137H93ZM126 136V137H125ZM139 136V137H138ZM156 136H159V137H156ZM164 136V138L162 139V137ZM193 136H194V138H193ZM200 136V137H199ZM211 136V137H210ZM228 136V137H227ZM253 136V137H252ZM8 137V138H7ZM26 137V139L25 140H23L24 138ZM81 137V138H80ZM82 137H83V140H81L82 139ZM86 137H90V138H86ZM112 137V138H111ZM117 137V138H116ZM120 137H122V138H120ZM124 137H125V139H124ZM129 137V138H128ZM140 137H141V139H140ZM148 137V138H147ZM154 138V141L156 142H154L153 141V138ZM166 137L167 138H169V139H166ZM195 137H196V139H195ZM198 137H199V139H198ZM202 137V138H201ZM209 138V139H205V138ZM246 137V138H245ZM250 137V138H249ZM7 138V139H6ZM46 138V139H45ZM52 138V139H51ZM92 138L94 139V140H92ZM111 138V139H110ZM129 140L130 138V140L129 141H127V139ZM144 138H146V140L144 139ZM177 138V139H176ZM186 138V139H185ZM224 138V139H225ZM230 138L229 139H227L228 141L230 140ZM233 138V139H234ZM252 138V139H251ZM9 139V140H8ZM16 139H21V140H23V142L24 143H22V141L21 140H19L20 142H21V145H20V143H16L17 141H16ZM53 139H55V141L53 140ZM63 139V140H62ZM67 139V140H66ZM70 139V140H69ZM84 139H85V142L83 143V141H84ZM87 139V140H86ZM100 139V140H99ZM106 139H107V141H109V142H107V145H106ZM114 139V140H113ZM150 139L152 140L151 142H149L150 141ZM162 141H161V140ZM176 139V140H175ZM181 139V140H180ZM190 139V140H189ZM204 139L206 140V144H204ZM233 139H231V140H233ZM249 139H250V141H249ZM12 140H14V141H12ZM26 140H27V143H26ZM31 140L34 142H31ZM39 140L41 141V142H39ZM50 140V141H49ZM52 140H53V142H52ZM57 140V141H56ZM89 140H90V143H88L89 142ZM126 142H125V141ZM136 140V141H137ZM145 142V144H148L147 146L145 145V144H142L143 143V141ZM148 140V141H147ZM165 140H167V142L165 141ZM170 140V141H169ZM71 141V142H70ZM74 141V142H73ZM93 141H94V144H93V146H95L93 149L91 148V147H93L92 146V144H91V142L93 143ZM175 141V142H174ZM181 141H183V142H181ZM185 141L186 142H188V143H185ZM228 141H227V143H228ZM39 144H38V143ZM48 142V143H47ZM50 142V143H49ZM56 142V143H55ZM70 142V143H69ZM82 142V145L80 144ZM87 142V143H86ZM126 143V144H122V143ZM128 142H130L131 144H129ZM140 142V143H139ZM147 142V143H146ZM177 142V143H176ZM252 142V143H251ZM13 143H15V144H13ZM32 143V144H31ZM37 143V145H35ZM42 143H44V144H42ZM66 143V144H65ZM109 143V144H108ZM112 143V144H111ZM117 143V144H116ZM120 143V144H119ZM136 143L137 144H139V145H137L136 146ZM160 143V144H159ZM172 143V144H171ZM181 143V144H180ZM11 144V145H10ZM20 145V146H17V145ZM24 144V145H23ZM29 144V145H28ZM57 144V146H55ZM61 144V145H60ZM88 144V145H87ZM128 144V145H127ZM150 144H152V146L150 145ZM162 144V146L160 147V145ZM195 144H196V146H195ZM201 144V145H200ZM13 145H16V147H13ZM28 145V147H25V146H27ZM31 145V146H30ZM33 145V146H32ZM51 145V146H50ZM77 145V146H76ZM78 145H80V146H78ZM91 145V146H90ZM118 145H120V146H118ZM141 145V146H140ZM144 145V146H143ZM168 145V146H167ZM185 145H188L187 147H185ZM190 145H192V146H190ZM254 145V144H253ZM252 145V146H253ZM10 146H12V147H10V148H12V150L9 148ZM36 146H37V148H36ZM43 146V147H42ZM74 146H76V147H74ZM87 146V147H86ZM103 147V149L102 148H100V151L98 150V151H96L98 148H96V147ZM104 146L106 147V149L104 148ZM108 146H110V147H108ZM114 146V147H113ZM125 146V147H124ZM139 146V147H138ZM150 146V147H149ZM180 146V147H179ZM199 146V147H198ZM252 146H251V148H252ZM7 147V150H5V148ZM18 147H20V150H17L16 151V149H19ZM22 147V148H21ZM30 147V148H29ZM33 147V148H32ZM40 147L41 148H43V149H40ZM46 147H47V149H49V150H47L46 149ZM83 147H86V148H83ZM90 147V148H89ZM111 147H113V148H111ZM120 147V148H119ZM137 147V148H136ZM145 147V148H144ZM155 147V148H154ZM166 147V148H165ZM176 147H178V148H176ZM182 147V148H181ZM12 151H10L9 149ZM26 150H25V149ZM45 148V149H44ZM77 148H78V150H77ZM96 148V149H95ZM107 148H109L110 150H108ZM133 148V149H132ZM163 148V149H162ZM196 148L198 149L197 151H196ZM14 149H15V151H14ZM28 149V150H27ZM35 149V150H34ZM39 149H40V152H39ZM82 149V150H81ZM86 149V150H85ZM88 149V150H87ZM89 149H92V150H89ZM168 149H169V151H168ZM250 149V148H249ZM42 150V151H41ZM45 150V151H44ZM80 150V151H79ZM107 150V151H106ZM122 150V151H121ZM173 150V151H172ZM182 150V151H181ZM5 152V151H7V152H9L10 153V155L8 154V156H7V153H3V156H4V154L6 155V159H5V156H4V158H3V156L1 155V153L2 152ZM25 153V154H23V152ZM32 151V152H31ZM33 151H36V152H33ZM71 151V155L73 156H71V155H69V153L68 152H70ZM75 151V152H74ZM82 151L85 153V156H86V158H85V156H84V158H83V155L84 154H82ZM149 151V152H148ZM179 151V152H178ZM41 152H42V154H41ZM44 152V153H43ZM81 152V153H80ZM91 152V153H90ZM100 154H99V153ZM112 152V153H111ZM120 152V153H119ZM123 152V153H122ZM142 152V153H141ZM16 155H15V154ZM32 155H31V154ZM37 153H39L38 155H37ZM75 153V154H74ZM86 153H88L87 155H86ZM97 153V154H96ZM23 154V155H22ZM27 154V155H26ZM35 154V155H34ZM46 156H45V155ZM68 154V155H67ZM77 154H79V156H81L82 158H80ZM89 154H91V155H89ZM114 154V155H113ZM145 154V155H144ZM167 154V155H166ZM19 155V156H18ZM31 155V156H30ZM42 155H44V156H42ZM48 155V156H47ZM55 157H53V156ZM92 155H94V156H92ZM97 155V156H96ZM102 155V156H101ZM126 155V156H125ZM142 155V156H141ZM150 155V156H149ZM158 155V156H157ZM2 156V157H1ZM11 156V158L12 157H14V161H11V159L9 158ZM19 158H17V157ZM24 156V157H23ZM27 156V157H26ZM29 156V157H28ZM34 156H35V158H34ZM68 156V157H67ZM89 157V160H88V157ZM90 156L92 157V160L90 159ZM99 156V157H98ZM109 156V157H108ZM111 156V157H110ZM119 156V157H118ZM30 157H32V159H30ZM44 157V158H43ZM70 157V158H69ZM73 159H72V158ZM124 157V158H123ZM127 157V158H126ZM173 157H175L174 159H173ZM15 158H17L16 160H15ZM36 158H40V159H36ZM49 158V159H48ZM56 158H57V160H56ZM64 158V159H63ZM67 158V159H66ZM103 158V159H102ZM144 158V159H143ZM156 158V159H155ZM3 159H5V160H3ZM8 159V161H10V163H11V166H10V163L7 161V162H5L6 160ZM13 159V158H12ZM27 161H25V160ZM31 161H30V160ZM42 159V160H41ZM54 159H55V162H54ZM63 159V160H62ZM66 159V160H65ZM75 159H77L78 161H80V159H81V162L79 163V162H77ZM82 159H84V161L82 160ZM95 159H96V161H95ZM125 159V160H124ZM158 159V160H157ZM21 160V161H20ZM36 160V161H35ZM41 160V161H40ZM59 160V161H58ZM61 160V161H60ZM73 160H75V161H73ZM85 160H88V161H85ZM39 161V162H38ZM49 162V164H50V167H49V164H47L48 162ZM52 161H53V163H52ZM65 161V162H64ZM68 161H70L69 162V164H72V165H70V166H66V165H68V163H66V162H68ZM106 161V162H105ZM14 162V163H13ZM17 162V163H16ZM21 162V163H20ZM25 164H24V163ZM43 162V163H42ZM58 162V163H57ZM62 162V163H61ZM64 162V163H63ZM78 163V165H79V169H78V165L77 164H75V163ZM83 162H89V164L88 163H86V164H84ZM154 162V163H153ZM30 163V164H29ZM34 163V164H33ZM39 163H41V164H39ZM113 163H114V165H113ZM117 163V164H116ZM152 163V164H151ZM55 164V165H54ZM64 166V164H65V166L62 168V165ZM82 164V165H81ZM93 164V165H92ZM160 164V165H159ZM3 165H7V166H3ZM21 165L23 166V167H21ZM38 165H40V166H38ZM59 165V166H58ZM61 165V166H60ZM74 165H76L75 167H77V171H75V169H73V168H75L74 167ZM83 165H85V167L83 166ZM3 166V167H2ZM13 166V167H12ZM18 166H20V167H18ZM33 166V167H32ZM53 166H54V168H53ZM82 166L84 167V168H82ZM90 166V167H89ZM96 166V167H95ZM134 168H133V167ZM38 167V168H37ZM43 167V168H42ZM47 167V168H46ZM57 167V168H56ZM65 167H67L66 169H65ZM71 167H73V168H71ZM95 167V168H94ZM130 167V168H129ZM19 168V169H18ZM21 168H22V170H21ZM42 168V169H41ZM49 168H51L50 170H49ZM69 168V169H68ZM16 169H17V171H16ZM45 169V170H44ZM47 169H48V171L49 172H47ZM53 169V170H52ZM60 169H63V172L62 171H56V170H60ZM66 171H65V170ZM67 169H68V171L70 172H68L67 171ZM83 169V170H82ZM86 169V170H85ZM36 170V171H35ZM39 170V171H38ZM41 170V171H40ZM46 171L47 172V174L50 176V177H48V175L46 174V172H43V171ZM70 170H72V172L70 171ZM73 170H74V172H73ZM78 170H80L79 171V173H78ZM92 170V171H91ZM118 170V171H117ZM125 170V171H124ZM171 170V171H170ZM30 171H33V172H30ZM35 171V172H34ZM89 171V172H88ZM127 171V172H126ZM156 171V172H155ZM174 171V172H173ZM205 171V170H204ZM204 171L202 170H200V173L202 174V175H204L203 173H204ZM6 172H7V174H6ZM16 172V173H15ZM25 172H27V173H25ZM41 172V173H40ZM53 172V173H52ZM66 172V173H65ZM94 172V173H93ZM172 172V173H171ZM203 172V173H202ZM12 173H14V174H12ZM34 173V174H33ZM37 173V174H36ZM42 173H45L44 175H46L45 177H48V178H45V177H40V176H42L43 174ZM51 173V174H50ZM54 173H56L57 175H58V173H59V175L57 176V175H54ZM63 173H65V174H63ZM76 173H78V174H76ZM148 173V174H147ZM161 173V174H160ZM28 174V175H27ZM33 174V175H32ZM38 174H40V176L38 175ZM42 174V175H41ZM61 174V175H60ZM63 174V175H62ZM68 174L70 175L69 177H71L72 175V177L70 178V179H68L69 177H68ZM114 174V175H113ZM120 174H122L121 175V178H120ZM136 174V175H135ZM138 174V175H137ZM141 174V175H140ZM155 174V175H154ZM206 174V173H205ZM9 175V176H8ZM13 175V176H12ZM19 175V176H18ZM25 175H26V177H25ZM36 175V176H35ZM38 175V176H37ZM43 175V176H44ZM64 175H67V177L65 178V176ZM112 177H111V176ZM118 175V176H117ZM128 175V176H127ZM146 175V176H145ZM169 175L170 176H172V177H175V179L174 178H172L171 177V180H170V177H169ZM202 175H200V176H202ZM8 176V177H7ZM51 176L52 177H54V176H56V177H54L52 180H51ZM64 176V179H61L62 180V182H61V180H60V178L61 177H63ZM78 176V177H77ZM101 176V177H100ZM148 176V177H147ZM157 176V177H156ZM164 176H167V177H164ZM194 177H196L195 175H193ZM37 177V178H36ZM58 177H60V178H58ZM100 177V178H99ZM113 177H115L116 179H118V178H120V179H118V180H116L115 178H113ZM124 177V178H123ZM144 177V178H143ZM161 177H162V179H161ZM164 177V178H163ZM7 178V179H6ZM25 178H28V179H25ZM29 178H31L32 179V181L35 183H42L43 184V186H44V188H43V186H40L39 187V185L37 186V184H36V186H35V184L32 186L31 184V186L32 187H30L29 188V186L30 185H28L29 183H31L30 181H31V179H29ZM39 178H42L41 180L39 179ZM50 178V179H49ZM56 178V179H55ZM81 178V179H80ZM108 178H109V180H108ZM139 178V179H138ZM157 178H159V180H157ZM33 179H35V180H33ZM37 179L38 180H40V181H38L37 182ZM45 179V180H44ZM68 179V180H67ZM91 179H94V180H91ZM107 179V180H106ZM112 179H115V180H112V182H111V180ZM127 179H129V181L131 180V181H133V182H135V183H138V184H143V182L145 183V191L148 189V191H146L147 192V194H149V195H147L149 198H144L143 199V205H145V209L142 211V212H138L137 213V211H138V209L136 208L135 209V206H133V204H132V206H133V208H132V206H131V208L129 207L130 206V204L131 203H129L130 201L128 200V198L126 197V198H124L125 197V195H122L123 194V190L120 188H118V187H121V183H124L125 181L124 180H127ZM137 180V182H136V180ZM168 179V180H167ZM26 180V181H25ZM43 180V181H42ZM48 180V181H47ZM63 180H65V181H63ZM82 180V181H81ZM86 180V181H85ZM99 181V183H98V181ZM100 180H102V181H100ZM104 180V181H103ZM123 180V181H122ZM3 181V182H2ZM22 181H23V183H22ZM29 182L28 184L26 183V182ZM47 181V182H46ZM51 183H50V182ZM54 181H59V183L58 182H54ZM113 181H114V183H113ZM168 181H169V183H168ZM174 181V182H173ZM11 182V183H10ZM32 182V183H33ZM47 183V185H49V188H48V186L46 185V187H45V185H44V183ZM61 182V183H60ZM64 182V183H63ZM69 182H70V184H69ZM80 182V183H79ZM103 182H104V184H103ZM106 182V183H105ZM14 183H16V185H17V187H16V185H14ZM55 183V186L53 185L52 186V184H54ZM57 183V184H56ZM75 183V184H74ZM93 183V184H92ZM100 183H102L101 185H100ZM113 183V185H111ZM163 183V184H162ZM174 183V184H173ZM177 183V185H175ZM6 184V185H5ZM19 184V185H18ZM22 184V185H21ZM26 186H25V185ZM59 184H61L60 186H59ZM72 184V185H71ZM77 184V185H76ZM107 184V185H106ZM12 187H11V186ZM41 185V184H40ZM86 185H87V187H86ZM96 185H97V187H96ZM105 185V186H104ZM114 185H116V186H114ZM144 185V184H143ZM3 186V187H2ZM25 186V187H24ZM50 186H52V187H50ZM93 186H94V189H93ZM149 186V187H148ZM152 186V187H151ZM5 187V188H4ZM9 187V188H8ZM19 187H21V189L19 188ZM37 187H39L37 190H36V193H35V189ZM64 187V188H63ZM72 187H74V188H72ZM81 187V188H80ZM106 189H105V188ZM115 189H114V188ZM12 188V189H11ZM18 190H16V189ZM19 188V189H18ZM29 188V190L32 188V190H30V192H27V191H29V190H27ZM34 188V189H33ZM41 188H43V189H41ZM49 189L48 191H50L51 193H52V195L50 194V192H48L47 191V189ZM56 188L58 189V190H56ZM62 188V189H61ZM77 188V189H76ZM87 188V189H86ZM92 188V189H91ZM97 188V189H96ZM109 188V189H108ZM5 189H7V190H5ZM10 189V190H9ZM24 189H26V190H24ZM54 189V190H53ZM80 189H81V191H80ZM86 189V190H85ZM198 189V190H197ZM12 190V191H11ZM16 190V191H15ZM42 190V191H41ZM74 190V192H72ZM103 190H104V192H103ZM167 190H169L170 192H171V194H169L167 197H164L161 201H159L158 203H157V201L153 198L155 195H157L158 193L159 194H163V195H165V192L167 191ZM8 191H10L11 192V197H12V192H14L15 191V193H13V195L15 194L16 196L15 197H17V195L19 194V196H18V199L16 198V200L17 201H20V202H18V205H22L23 207H21V206H18L17 205V201H15V199H14V197H13V199L12 198H10V196H8L9 195V193H8ZM19 191H21V192H19ZM24 191V192H23ZM34 191V192H33ZM45 191H47V193L45 192ZM53 191V192H52ZM58 191V196L56 195V193H54V192H57ZM77 191V192H76ZM87 191H88V193H87ZM91 192V194H90V192ZM95 191H97L98 192V194H97V192H95ZM111 191H114L113 193L114 194H112V193H109V192H111ZM160 191V192H159ZM163 191V192H162ZM174 191H176L177 193H175ZM5 193V195H3L4 193ZM29 193L27 196H26V194L27 193ZM33 192V195H31V193ZM39 194H38V193ZM61 194H60V193ZM69 192L71 193V195H72V197L70 196V194H69ZM102 192H103V194H102ZM120 192H122V193H120ZM151 192V193H150ZM158 192V193H157ZM191 192V193H190ZM18 193V194H17ZM21 193H23V194H21ZM43 193H45L46 194V196L45 195H43L42 196V194ZM65 194V195H63V194ZM79 193L80 194H82L83 196H81L82 197V199H81V197L80 196H78L79 195ZM84 193V194H83ZM106 193V195H104ZM155 193V194H154ZM49 194V195H48ZM76 194V195H75ZM95 194H97L96 196H95ZM112 194V195H111ZM152 194V195H151ZM206 194H207V197H206ZM210 194V195H209ZM2 195V196H1ZM21 195V196H20ZM29 195H31V197L29 198L28 196ZM41 195V196H40ZM53 195H55V197L53 196ZM60 195H63L64 196V198H63V196H61L60 197ZM68 195V196H67ZM89 195V197L90 198H88L87 196ZM90 195H92V196H90ZM99 195H100V197H99ZM114 195V199L112 200L110 197H112ZM119 196V197H117V196ZM121 195H122V197H121ZM23 196H25V197H23ZM35 196V198H37V197H39V200H38V198L37 199H35V198H33ZM48 196V197H47ZM50 196H52V199H51V197ZM70 196V197H69ZM76 196H77V198H76ZM94 196H95V199L93 200V198H94ZM98 196V197H97ZM109 198H108V197ZM216 196V197H215ZM253 196H254V194H253ZM260 196H261V194H258L257 195V197H253L254 199H255V202L257 203V202H263L264 201V198H260ZM8 197H9V199H8ZM23 197V198H22ZM56 197H57V199H56ZM59 197L61 198V199H65L66 201H64V200H61V199H59ZM66 197V198H65ZM68 197V198H67ZM78 197H80V198H78ZM85 197V198H84ZM102 197V198H101ZM19 198H21V199H19ZM28 198V199H27ZM45 198V200H43ZM72 198V199H71ZM100 198V199H99ZM120 198V199H119ZM123 199V201H122V199ZM151 198V199H150ZM207 198V199H206ZM12 201H11V200ZM26 199H27V201L30 203L29 205H28V203L26 202ZM33 201V205H32V203H31V201ZM34 199V200H33ZM47 199V200H46ZM55 199H56V204H55ZM74 199H76V202H75V200ZM78 199H81V200H78ZM84 199V200H83ZM86 199V200H85ZM109 199H110V201H109ZM116 199V200H115ZM125 199H127V200H125ZM142 199V198H141ZM147 199H149V200H147ZM154 199V200H153ZM214 199V200H213ZM5 200V201H4ZM22 200H25V202L24 201H22ZM37 202H36V201ZM63 202V203H61V201ZM73 201V204H72V201ZM88 200V201H87ZM98 200V202H96ZM116 201V203H115V201ZM146 200L147 201H149L148 202V204H147V202H146ZM39 201V202H38ZM44 201H45V203H44ZM80 201H83V202H89V205L91 206L92 204V206H91V208L93 209H95V210H97V211H95V210H93L92 212H91V208H90V206L88 205V203L87 204H83L82 202H80ZM90 201H91V203H90ZM95 201V202H94ZM99 201H100V205H98L97 203H99ZM104 201H105V203H108V204H104ZM111 202V203H109V202ZM112 201H114V202H112ZM118 201V202H117ZM125 201H126V203H128V205L125 203ZM151 201H152V203H151ZM156 201V202H155ZM41 202H42V204H41ZM60 202V203H59ZM77 202L79 203V204H81L80 205V207L82 208V209H79V204H77ZM121 202H124V204H125V208L124 209H126V211L124 212L123 210H122V207L121 206H123L124 207V205L123 204H121ZM146 202V203H145ZM155 202V203H154ZM24 203V204H23ZM35 203V204H34ZM47 203H49V204H47ZM53 203V204H52ZM58 203H59V205L61 204L62 206H60L59 207V205H58ZM72 205H71V204ZM77 205H76V204ZM96 204V207H95V204ZM113 203V205H115V206H113V205H111ZM141 203H142V200H141ZM25 204H27L26 206H24ZM104 205L103 207L101 206V205ZM116 204H118L119 205V207L116 205ZM156 204V205H155ZM3 205V207H1ZM44 205H46V206H44ZM48 205V206H47ZM55 205V206H54ZM66 205H68V206H66ZM70 205V206H69ZM83 205H84V207H83ZM87 205V206H86ZM111 205V208L110 209H112L113 207H118L117 209H115L114 208V210H116V212L115 211H112V210H110V209H108V210H110V211H108L107 210V208L109 207ZM121 205V206H120ZM148 205V206H147ZM151 207H150V206ZM155 207H154V206ZM19 208H18V207ZM35 206V207H34ZM52 206H54V207H52ZM72 206V207H71ZM76 206H77V208H76ZM129 208H128V207ZM16 207H17V209H16ZM24 207H28V209L27 208H24ZM47 207V208H46ZM63 207V208H62ZM64 207H66V209H67V207H68V209L66 210ZM69 207H71V208H69ZM74 207H75V212L73 211L74 210ZM89 207V208H88ZM105 207H106V210H105ZM150 207V208H149ZM2 208L4 209V210H6V212H7V214L5 215V213H4V211L2 210ZM20 208H21V210H22V208H23V210H25V211H22L23 213L21 214V213H19V212H21V210H20ZM59 210H57V209ZM62 208V209H61ZM97 208H99L100 209V211H99V209H97ZM104 208V209H103ZM119 208H121V209H119ZM9 209L11 210V211H9ZM13 209H15V210H18V211H15V210H13ZM43 209V210H42ZM47 209H49V210H47ZM65 211H64V210ZM78 209V210H77ZM85 209H86V211H85ZM90 209V210H89ZM101 209H103L102 211H101ZM128 209H130L129 210V212H128ZM168 209V210H167ZM1 210H2V212H1ZM13 210V211H12ZM32 210V211H31ZM71 210V211H70ZM81 211L82 213H84V211H85V213H84V215L86 214V217H89V218H86V217H83L84 215L83 214H81V212H78V211ZM89 210V211H88ZM122 212V214H120V212ZM44 211H46V212H48L49 214H50V216L48 215V213L46 214V212H44ZM54 212V213H52V212ZM56 211V212H55ZM58 211V212H57ZM64 211V212H63ZM88 211V212H87ZM107 213H106V212ZM119 213H118V212ZM132 211V212H131ZM135 211V212H134ZM172 211V212H171ZM10 212V213H9ZM12 212V213H11ZM13 212H14V214H13ZM38 212H39V214H38ZM60 212H62V214L60 213ZM66 212H68V213H70L71 214V212L72 213H77V214H75V217H76V215H77V221L75 222V220H74V218H72L73 220H74V223H73V221H72V219H71V217H70V219H68L69 217H68V214L66 213ZM97 212V217L98 216H100V217H95L96 216V213ZM99 212V213H98ZM103 212V213H102ZM111 212V213H110ZM114 212V213H113ZM143 212H145V213H143ZM15 213H17L18 215H15ZM66 215V217H65V215ZM79 213V214H78ZM90 214V213H92L91 215H87V214ZM104 213H106V216H105V214ZM132 213H133V215H132ZM4 214V215H3ZM44 214V215H43ZM56 214L58 215V217L56 216ZM59 214L61 215V216H59ZM95 214V215H94ZM114 215V217H113V215ZM118 214V215H117ZM119 214L121 215L120 217H119ZM126 215V216H128L129 214V217H126V216H124V215ZM144 214V215H143ZM146 214H147V216H146ZM3 215V216H2ZM10 215V216H9ZM23 215V216H22ZM35 215V216H34ZM46 215H47V217H49L50 219H52V220H50V219H48L47 218V220H48V223L45 225V227L43 228V231H44V229L46 228V227H49V226H51V227H49V228H47L48 230L46 231V229H45V231L46 232H44V233H49L50 231H55V232H51V233H49L51 236H53L54 234L53 233H56V234H60L59 236L57 235V237H59V241L58 240H56L55 238L56 237H54V239H53V237H51L52 238V240H54L53 241V245H52V240H51V242L50 243H47L48 241H47V237L49 238V234H48V236L47 235H45V236H42V234H44L42 231H38L37 229L39 228V230H40V227H41V225H44L45 224V222L47 221L46 220ZM51 215H53L54 217H52ZM64 215V216H63ZM73 214H71V216H72ZM81 216V215H83L82 217L84 218V221H83V218L82 217H79V216ZM124 217H123V216ZM259 214H258V212H256L255 214H253V216L254 217H258L257 219H254L253 220V222L250 224V230H251V237H247L245 240H243L242 241V243L243 244H245V245H247L248 247H250L251 249H256L257 248V245H258V242H259V238L257 237V236H254L252 233L254 232V231H256L258 228H259V226H260V224H262V225H264V209L261 211V214L258 216ZM4 216H5V218H4ZM8 216V217H7ZM21 216V217H20ZM39 216V217H38ZM44 217V219H43V217ZM55 216L57 217V221L59 220H61V221H63V222H55V220H56V218H55ZM74 216V215H73ZM102 216L103 217H106L105 219L104 218H102ZM109 216V217H108ZM118 216V217H117ZM146 216V217H145ZM29 217V218H28ZM61 217V218H60ZM64 217V218H63ZM78 217H79V219L81 218L82 219V221H83V224H82V222L80 221V220H78ZM93 217V218H92ZM108 217V218H107ZM111 217V218H110ZM189 217V216H188ZM9 218V219H8ZM25 218H27V219H25ZM38 218L41 220L42 219V221H41V225H40V220L38 221ZM53 218H55L54 220H53ZM85 218L86 219H89L88 221L87 220H85ZM92 220H91V219ZM95 218V219H94ZM99 218H100V221H99ZM102 218V219H101ZM121 218V219H120ZM124 218L126 219V220H124ZM166 218V220H164ZM5 219V220H4ZM8 219V220H7ZM25 219V220H24ZM68 219V222L66 223V220ZM95 221H94V220ZM99 221V223H96V227L94 226V223L97 221V220ZM107 219H109L108 221H107ZM111 219L113 220V221H111ZM117 219H119L120 220V222L117 220ZM128 219V220H127ZM143 219V220H142ZM162 219V220H161ZM241 219H246V218H241ZM2 220V221H1ZM7 220V221H6ZM91 220V221H90ZM107 222H106V221ZM116 220V221H115ZM152 220V221H151ZM158 220V221H157ZM188 218H187V220L185 219V220H183V223H181V224H178V228H179V230H180V232L182 233V236L184 235V234H188V235H186L187 237H185V235L183 236L184 238H185V240H184V242L186 243V247H188L190 250H192L193 252H194V254H195V256H197V259H200L204 254H205V250L204 249H202V248H204L203 246H202V244L200 243V241L199 242H197V240H196V242H195V239L193 238V237H195V235L193 234V230H195V228H196V226L195 225H193L192 224V222H191V219H190V221H189V223H188ZM6 221V222H5ZM45 221V222H44ZM52 221H54L52 224H51V222ZM78 221H79V224L77 225V223H78ZM87 221V222H86ZM106 222V224H105V222ZM121 221H122V223H121ZM131 221V222H130ZM187 221V222H186ZM8 222V223H7ZM38 222H39V225H38V228L36 227H33L34 225H36V223L38 224ZM70 222H72V223H70ZM93 222V223H92ZM103 222V223H102ZM110 224H109V223ZM128 222V223H127ZM134 222V223H133ZM150 222H153V224L151 223L150 224ZM28 223V224H27ZM54 223H56V225H54ZM58 223H59V225H60V223L62 224V225H64V227L67 225V227H65V234H64V232H63V228L64 227H62L61 228V230H60V232H58L57 230H58V228H59V226H58ZM88 225V226H86V224ZM89 223V224H88ZM93 224V225H90V224ZM122 224V226H121V224ZM125 223V224H124ZM132 223V224H131ZM137 223V225H138V223H139V225H142V226H139L141 229L139 230V227L136 225L135 226V224ZM187 223V224H186ZM30 224V225H29ZM50 224V225H49ZM70 224V225H69ZM76 225V226H81L80 227V229L78 228V227H73V225ZM97 224H99V226L97 225ZM118 224H120V225H118V227L119 228H117V225ZM147 224V225H146ZM163 224V225H162ZM3 225H4V227H3ZM23 225V226H22ZM27 225V226H26ZM30 226V229L32 230L33 228L34 229H36V230H32V231H36L37 233L38 232H40V234H41V237L43 238H45L46 239V244H44L45 242H42L44 245H50V246H48L47 248H45L44 249V246H43V244L41 245V247L40 248H43V249H41L42 251H40V250H38V249H40V248H38V242L41 240H43V241H45V239L43 238V239H41V237H40V240H39V237L35 234L36 232H31L30 231V229H28L29 228V226ZM49 225V226H48ZM62 225H60V227L62 226ZM74 225V226H75ZM84 225V226H83ZM104 225H105V227H104ZM108 225H110V226H113V227H110V226H108ZM114 225H116V226H114ZM124 225V226H123ZM128 227H127V226ZM132 225H134V226H132ZM147 227H146V226ZM150 225V226H149ZM156 225H158V226H156ZM160 225H162L161 227H160ZM182 225H183V227H182ZM186 225V226H185ZM37 226V225H36ZM53 226H54V228L55 229H57V230H54L53 229ZM68 226H71V228L69 227V230H71L70 232H71V234L67 231V228H68ZM91 226V227H90ZM93 226H94V228H93ZM108 226V227H107ZM133 228V229H129V232H128V230H125L126 228L128 229V228H131V227ZM145 226V227H144ZM151 227V229H149V227ZM155 228H154V227ZM180 226V227H179ZM9 227V228H8ZM17 227V228H16ZM20 229H19V228ZM33 227V228H32ZM43 227V226H42ZM41 227V228H42ZM83 227H87V228H93L92 229V231H95L94 233L92 232V236L90 237V236H88V237H86L87 235H89V234H91V231H89V230H91L90 228L89 229H85V230H88L89 232L87 233V231H85V230H83L84 228ZM99 227H104L103 229H104V231H105V228H106V231L104 232L103 231V229H101V228H99ZM109 227H110V229H109ZM121 227H124V229L123 228H121ZM126 227V228H125ZM137 227V228H136ZM153 227V228H152ZM3 228V229H2ZM51 228V229H50ZM72 228H75V229H78L79 231H75V229H72ZM81 228H83L82 229V234H86V235H82V234H80V231H81ZM101 229V231L99 230V229ZM115 229V231H113L114 229ZM117 228V229H116ZM121 228V229H120ZM144 228H146L145 229V231L143 230ZM148 228V229H147ZM15 229L17 230V231H15ZM23 229V230H22ZM27 229L29 230V234H30V232L31 233H33L34 235H36L37 236V238H36V236H35V240H38V242L36 241V243H35V240L33 241L32 239H33V237H34V235H32V234H30V235H32V236H30L29 234L27 235L26 233H28L27 232ZM60 229V228H59ZM95 229V230H94ZM135 229H137V230H135ZM2 230H4V231H2ZM23 232V233H25L26 235H24L21 231ZM73 230V231H72ZM96 230H99V231H96ZM107 230H109V231H111L112 230V232H114V234L112 233V232H109V231H107ZM117 230H119V231H117ZM121 230H124V232L122 231L121 232ZM130 230H132V231H130ZM154 230V231H153ZM175 231H176V229H174ZM172 231V232H175V231ZM58 233H57V232ZM75 231V232H74ZM83 231H85V233L83 232ZM170 231V232H171ZM4 234H2V233ZM72 232H74L73 233V235H72ZM99 233V234H97V236L95 235L96 233ZM106 233V234H103V233ZM115 232H116V234H115ZM128 232V233H127ZM147 232V233H146ZM190 232V233H189ZM10 233V234H9ZM13 233V234H12ZM20 233H22V235L23 236H21V234ZM68 233H69V235H68ZM77 233V235H75ZM79 233V234H78ZM101 233V234H100ZM111 234V237H109L110 236V234ZM119 233V234H118ZM127 233V234H126ZM134 233V234H133ZM192 233V236L190 235L189 236V234H191ZM12 234V235H11ZM18 234V235H17ZM63 235V237H64V239H62V235ZM137 234V235H136ZM15 237H14V236ZM66 235V236H65ZM68 235V236H67ZM79 235H82L84 238L86 237V240H84L85 242L83 243V245H81L82 244V239H84V238H82V236H79ZM95 235V236H94ZM105 235V236H104ZM18 236H20L21 238H18ZM26 236H28V237H26ZM30 236V237H29ZM47 236V237H46ZM56 236V235H55ZM76 236V237H75ZM130 236V237H129ZM137 236V237H136ZM152 236V237H151ZM13 237L14 238H16V239H13ZM23 237H25L24 238V240H26V238H28L29 240H26V241H28L29 243L31 242V240H32V243H33V245H35V247L37 248V250L39 251H36V248L35 249H33V246H31L30 244H27L26 246H28V247H26V248H24L23 246H24V244H21V246H20V244L18 243L20 240H22V238ZM104 237H105V239H104ZM132 237V238H131ZM261 237V236H260ZM9 238H12V239H9ZM50 238V239H51ZM72 240H71V239ZM76 238V239H75ZM78 238H81V241L80 242H78ZM137 238V239H136ZM193 240H192V239ZM7 239V240H6ZM49 239V240H50ZM58 239V238H57ZM74 239V240H73ZM91 239V240H90ZM101 239V240H100ZM107 239V240H106ZM141 239V240H140ZM143 239V240H142ZM147 239H149V240H147ZM189 239V240H188ZM3 240V241H2ZM9 240H12L11 242H12V244H8L7 243V241H9ZM16 241V244H15V241ZM24 240H22V241H24ZM77 240V244L75 243V241ZM96 240V241H95ZM103 240V241H102ZM115 240V239H114ZM14 241V242H13ZM21 241V242H22ZM26 241H24V242H26ZM62 241V242H61ZM72 241V242H71ZM74 241V242H73ZM88 241H90V242H88ZM92 241H94V242H92ZM98 241V242H97ZM10 242V241H9ZM10 242V243H11ZM146 242H148V243H146ZM18 243V244H17ZM23 243V242H22ZM41 243V242H40ZM74 243L76 244V245H74ZM79 243V244H78ZM144 243H146L145 245H144ZM185 243H182L183 245H182V248L184 249V248H186L185 247ZM199 243V244H198ZM8 244V245H7ZM26 244V243H25ZM38 244V245H37ZM148 244H149V246H148ZM188 244V245H187ZM17 245H19L20 247H18L17 246V248H19L18 249V253H16L15 254V250L17 251V249H16V246ZM29 245L31 246L30 247V249L31 250H33V251H31L30 249H28L29 248ZM81 245V246H80ZM88 246V247H86V246ZM196 245V246H195ZM6 246H8V250H12L11 252H9V254L11 255V257H10V255L8 256V255H6L7 253L6 252H8V250L6 249L7 247ZM10 246V247H9ZM11 246L13 247V246H15V249H10L11 248ZM40 246V245H39ZM43 246V247H42ZM75 246V247H74ZM77 246V247H76ZM117 246H119V248L121 247L122 249H125V250H127L128 248H126V244H123V243H120V244H117ZM123 246H125V247H123ZM235 246L236 247H239V245H238V242H235ZM68 247V248H67ZM70 247V248H69ZM92 247V249H90ZM161 247V248H160ZM196 247V248H195ZM21 248V249H20ZM67 248V249H66ZM84 248V249H83ZM188 248H186V249H188ZM24 249V250H23ZM25 249H27V251L29 252V253H26L27 251H25ZM72 251H71V250ZM152 249V250H151ZM158 249V250H157ZM23 251V255L22 254H20L21 252L20 251ZM82 250H83V252H82ZM89 250V251H88ZM91 250H93L91 253H89ZM1 251H4V252H2L1 253ZM65 251V252H64ZM81 251V252H80ZM95 251V253H93ZM154 252V255H153V252ZM200 251V252H199ZM20 252V253H19ZM76 252V253H75ZM79 254H78V253ZM203 252V253H202ZM3 253H4V257H3ZM49 253V254H48ZM63 253V254H62ZM69 253H71V256H70V254ZM83 253H84V255H83ZM85 253H86V255H85ZM87 253H89V256H88V254ZM18 254H19V256H21V257H19L18 256ZM25 254H26V256L29 254V259H27L28 258V256H27V258L24 260V256H25ZM38 254V255H37ZM66 254V255H65ZM74 254H75V256H74ZM6 255V256H5ZM67 255H69L70 257H66ZM80 255V256H79ZM83 255V256H82ZM1 256H2V260H1ZM30 256L32 257L31 259H30ZM77 256H79V257H77ZM7 257V258H6ZM77 258V259H74L73 260V258ZM84 258V260H82L81 258ZM86 257V258H85ZM91 257V258H90ZM199 257V258H198ZM4 258V259H3ZM19 258V260H21V261H19V260H17V262H15L16 261V259H18ZM21 258V259H20ZM54 258H55V261H53L54 260ZM58 258H60V260L59 261H57L58 260ZM62 258V259H61ZM151 258V257H150ZM66 259H68V260H66ZM81 259V260H80ZM88 259V260H87ZM92 259V260H91ZM130 259H132L131 261H137V263H138V260H136V259H140L139 257H135L134 256V258H130ZM134 259V260H133ZM31 260H33V261H31ZM52 260V261H51ZM50 261V262H49ZM75 261V262H74ZM93 261V262H92ZM134 261V263L133 264H137L136 262ZM19 262V263H18ZM82 262V263H81ZM84 262V263H83ZM198 262L200 263V262H203V261H199L198 260ZM130 264V260L128 261L127 260V262H125V263H123V264ZM52 264V263H51ZM100 264V263H99ZM131 264H132V262H131ZM263 264H264V262H263Z\"/></svg>", "mask_w": 264, "mask_h": 264}, {"label": "bare ground", "instance_id": "2", "mask_svg": "<svg viewBox=\"0 0 264 264\" xmlns=\"http://www.w3.org/2000/svg\"><path fill=\"white\" fill-rule=\"evenodd\" d=\"M12 1H13V0H0V4H3V5H4V6H3V5H0V24L4 23V24H3L4 27H0V40H1V42H2V45H4V44L6 43V41H8L9 44H10V46H11V43H10L11 41H9V38H11L12 41L14 40V41H13L14 43H18L19 40H18V42H15V41H17V40L14 39V38H17V36L19 35V32H20V33H21V32H24L23 34H25V32H27V33L29 34V33H31V31H33V30L36 31V28L34 29V27H31V26H34V25H32V22H33L34 24H36V23L38 22L39 25L42 27V26L45 25L44 23H46V21H48V23H51V22H52L51 20H53V19L55 18V14H56V13H54V16H53L52 14H49V13H48L49 11H48V9H47L48 12H47V11H46V12H47V14H49L50 16H49V15H48V16H46V15H41L39 12H35V13H32V12H31V13H25V15H24V13H23V15L25 16L24 20H25V21H27V19L30 20V21H27V22H28V23L31 22V24L25 23V25H23L22 22L19 23V22L12 21V20L10 19V15H11L13 12H15V11L18 10V6H17V5H18V3H19L20 0H14L13 3H12ZM33 1L36 2V0H32V2H33ZM37 1H39V0H37ZM60 1H61V0H60ZM70 1H71V0H69L68 2L70 3ZM73 1H74V0H72V3H73V4H75V2H77L76 0H75L74 2H73ZM110 1H111L112 5H113V4L115 5V3H114L115 1H114V0H110ZM112 1H114V2H112ZM118 1H119V0H116V2H118ZM120 1H121V0H120ZM120 1H119L118 3H120ZM175 1H176V0H175ZM178 1H179V3L182 2V1H180V0H178ZM184 1L186 2L187 0H183V2H184ZM188 1H189V0H188ZM192 1L195 2L194 0H192ZM192 1H191V2H192ZM197 1H198V3H199L198 5H201L202 3H203V5H204V6L201 5L202 8H201V6H198V9H200V8H201V9H200L199 14L196 13V17L198 18L197 20H199V19L203 20V19H204L205 21H207V22L209 23L210 18H209L208 15H211V14H213V13H215V14H214V15H215V19H218V18H219V15L221 14L220 11L222 10V8H220L221 10L219 11V9H218L219 7H216L217 4H218V3L216 4V1L219 2V0H214V4H213V5H210L211 0H201V3L199 2L200 0H196V2H197ZM224 1H225V0H224ZM224 1H223V2H224ZM39 2H40V1H39ZM39 2H38V4H41V6L43 5L44 9L50 5V6H53V9H55L54 7H56V8H59V9L61 10V9H63L62 7H64V6L66 5V4L64 3L65 5L60 6V3H58V2L55 3V2H53V1H49V0H42L40 3H39ZM66 2H67V0H66ZM68 2H67V3H68ZM78 2H80V0H79ZM104 2H106V1H104ZM107 2H108V1H107ZM107 2H106V3H107ZM123 2H124V4H125L127 1L125 2V1L123 0ZM176 2H177V1H176ZM191 2H186V3H191ZM193 2H192V3H193ZM196 2H195V4H197ZM220 2H221V1H220ZM220 2H219V3H220ZM61 3H62V2H61ZM88 3H89V2H88ZM91 3H92V2H91ZM106 3H105V4H106ZM108 3H109V2H108ZM108 3H107V4H108ZM118 3H117V4H118ZM128 3H129V2H128ZM128 3H127V4H128ZM186 3H184V5H183L184 9L187 7V4H186ZM19 4H20V3H19ZM31 4H32V3H31ZM107 4H106L105 7H108V6H109V4H108V5H107ZM117 4H116V5H117ZM121 4H122V1H121V3L118 4V5H121ZM180 4H182V3H180ZM185 4H186V7H185ZM220 4H221V3H220ZM226 4H227L226 2H224V4L222 3V5H225L224 7L222 6L224 9H226ZM34 5H35V3H34ZM81 5H82V4H81ZM112 5H110L109 8H111ZM116 5H115V6H116ZM118 5H117V8H118ZM189 5H190V4H189ZM189 5H188V7H191V6H189ZM1 6H2L3 8H2ZM39 6H40V5H39ZM39 6H38V8H40ZM67 6H69V4H68ZM74 6H76V5H74ZM123 6L125 7L126 5H123ZM123 6L121 5V6H119V7H123ZM127 6H128V5H127ZM129 6H130V5H129ZM180 6H181V5H179V9H181ZM218 6L221 7V5H218ZM35 7H36V5H35ZM43 7H42V8H43ZM77 7H78V6H77ZM77 7H76L77 10L75 9L76 11H78V8H77ZM87 7H91V6H90V3L88 4ZM183 7H182V9H183ZM188 7H187V8H188ZM32 8H33V7H32ZM68 8H70V9H68V11L72 9V7H68ZM73 8H75V7H73ZM19 9H20V8H19ZM29 9H30V8H29ZM29 9H28V10H29ZM35 9H37V7H36ZM49 9H50V8H49ZM64 9H65V8H64ZM66 9H67V8H66ZM85 9H86V8H83V9L80 8V9H79V11L81 10V11H80L81 14L79 13V11H78L77 14H79V15H82V14H83L82 16H79V17H77L78 15H77V16L75 15L76 13H75V14H70V15H69V14H68V11H66V12H67L68 16L73 15V17H74V15H75V16L77 17V18L75 17V19H73L72 22H74V20H76V19H78V18L81 17V24H82L81 27L83 28V27H84V22L86 21V17L88 16V15H85L86 17H84L85 19H83L84 14L88 13V12H87V9H88V8H87L86 10H85ZM161 9H163V8H161ZM188 9L190 10V8H188ZM191 9H192V7H191ZM224 9H223V11H224ZM83 10H85L86 12L83 11ZM89 10H90V8L88 9V11H89ZM91 10H92V8H91ZM154 10H155V9H154ZM57 11H59V10L57 9ZM61 11H62V10H61ZM64 11H65V10H64ZM72 11H73V10H72ZM94 11H96V10H93V12H94ZM161 11H162V10H161ZM163 11H164V10H163ZM167 11H168V10H167ZM223 11H222V12H223ZM44 12H45V11H44ZM50 12H51V10H50ZM55 12H56V11H55ZM70 12H71V11H70ZM70 12H69V13H70ZM73 12H74V11H73ZM73 12H72V13H73ZM89 12H91V11H89ZM97 12H98V11H97ZM121 12H122V11H121ZM157 12H158V9H157ZM157 12H156V13H157ZM165 12H166V11H165ZM165 12H164V13H165ZM168 12H169V16H168V15H167V16L170 17V15H171V17L174 19V20H172V18H171V21H173V25H174V23H175V26H176V24H177V22H178L179 19H177V22H174L175 19H176V18H174L175 15H174V14L172 15V13L170 14V11H168ZM182 12L184 13L185 11H182ZM182 12H181L180 14L177 15V16L180 17L181 19H183V18H182V15H184V14H182ZM186 12H188V13H186ZM186 12H185L186 14L190 15L188 10H187ZM197 12H198V11H197ZM17 13H20V12H17ZM17 13H16V14H17ZM57 13H58V12H57ZM59 13H60V12H59ZM59 13H58V14H59ZM61 13H62V12H61ZM63 13H64V14H61V15H64V16H65V12H63ZM122 13H125V15H126V12H125V11L122 12ZM190 13H192V11H191ZM13 14H14V13H13ZM13 14H12V15H13ZM44 14H45V13H44ZM88 14H89V13H88ZM92 14H93V15H92ZM92 14L89 15V16H94V17H95L94 14H96V12H94V13H92ZM98 14H99V13H98ZM103 14H105V13H103ZM103 14H102L101 16H103ZM108 14H109V13H108ZM108 14L106 13L105 17H107ZM153 14H154V13H153ZM165 14H166V13H165ZM165 14H164V15H165ZM167 14H168V13H167ZM181 14H182V15H181ZM14 15H15V14H14ZM59 15H60V14H59ZM59 15H58V16H59ZM109 15H110V14H109ZM155 15H156V14H154V17H155ZM164 15H163V17H164L163 19H168V17L166 16V17H167V18H166ZM179 15H181V16H179ZM24 16H23V17H24ZM52 16H53V17H52ZM64 16H63V17L59 16V17L61 18V19H60V18H58L57 15H56L57 19L55 18L53 21H54V22H55V20L58 21V19L63 20L62 18H64ZM89 16L87 17V20H88V21L94 20V19L96 18V17H95L94 19H92V17H91V20H89V19H88V18H90ZM96 16H97V14H96ZM98 16H100V14H99ZM98 16H97V17H98ZM111 16H112V15H110V17H111ZM177 16H176V17H177ZM192 16H193V14H192ZM192 16H191V18H193ZM17 17H18V16H17ZM66 17H67V16H66ZM71 17H72V16H71ZM110 17H109V18L107 17V18H108V22H109ZM145 17H146V15H145ZM149 17H150V20H151V16H149ZM149 17H147V18L149 19ZM152 17H153V16H152ZM156 17H157V15H156ZM186 17H187V15H186ZM112 18H113V16L111 17V19H112ZM120 18H121V17H120ZM120 18H119V19H120ZM122 18H123V17H122ZM188 18H189V17H187V19H188ZM21 19H22V18H21ZM66 19L68 20V17H67ZM97 19H98V18H97ZM99 19H100V17H99ZM101 19H103V18H101ZM119 19H118L119 22H120V20L124 22V20H122V19L119 20ZM155 19H156V18H154V20H155ZM60 20H59V21H60ZM69 20H70V19H69ZM71 20H72V19H71ZM78 20H79V19H78ZM78 20H77L76 22H78ZM82 20H83V21H82ZM84 20H85V21H84ZM95 20H96V19H95ZM150 20H148V21H150ZM152 20H153V19H152ZM184 20H186V19L184 18ZM197 20H195V21H197ZM201 20H200V21H201ZM49 21H50V22H49ZM63 21L65 22L66 20L64 19ZM88 21H87V22H88ZM98 21H99V20H98ZM103 21H105V19H103ZM103 21H102V22H103ZM111 21H112V20H111ZM113 21L115 22V19H114V18H113ZM116 21H117V20H116ZM130 21H131V20H130ZM130 21L127 22V19H126V21H125L124 23L127 22V25H130V24L132 23V22L130 23ZM146 21H147V20H146ZM148 21H147V22H148ZM155 21H157V20H155ZM155 21H152V23L155 22ZM158 21H159V20H158ZM181 21H183V20H181ZM181 21H180V22H181ZM193 21H194V18H193ZM54 22H52V23L54 24ZM60 22L63 23L62 21H60ZM60 22H59V24H61ZM69 22H70V21H69ZM82 22H83V23H82ZM94 22H95V21H94ZM94 22H92V23H94ZM100 22H101V21H99V22L96 21L95 23H97V24L99 23V24H100ZM102 22H101V25L104 23V22H103V23H102ZM105 22H107V20H106ZM119 22H118L117 24L115 23L114 25H116V26H114V27L117 28V25H120ZM147 22H146V23H147ZM159 22H161V20H160ZM159 22H158V23H159ZM207 22H206V23L204 22V23H205V24H208ZM55 23H56V22H55ZM78 23H80V22H78ZM85 23H86V22H85ZM92 23H91V24H92ZM110 23H111V22H109V25L112 26ZM112 23H113V22H112ZM128 23H129V24H128ZM152 23H149V25H152ZM155 23L157 24V22H155ZM178 23H179V22H178ZM204 23L202 22V24H204ZM17 24H18V25H17ZM53 24H51V25L53 26ZM65 24H66V23H65ZM99 24H98V26H101V25H99ZM104 24H105V23H104ZM121 24H123V23H121ZM144 24H145V23H144ZM153 24H154V23H153ZM160 24H161V23H160ZM160 24H158V25H160ZM181 24H182V23H181ZM205 24H204V25H205ZM30 25H31V26H30ZM36 25H37V24H36ZM48 25H50V24H47V26H48ZM66 25H67V24H66ZM75 25H77V23H76ZM79 25H80V24H79ZM89 25H90V23H89ZM94 25H95V24H94ZM94 25H92V26H94ZM158 25H157V26H158ZM173 25H170V26L173 27ZM177 25H178V24H177ZM40 26H39V27H40ZM57 26H58V25L55 24V27H54V26L51 27L52 30H53V28H56ZM61 26H62V25H60V27H61ZM63 26H64V25H63ZM86 26H88V23H87ZM86 26H85V27H86ZM95 26H97V25H95ZM95 26H94V27H95ZM106 26H107V23H106L105 27H106ZM110 26H109V27H110ZM132 26H133V25H132ZM168 26H169V25H168ZM168 26H166V27H168ZM170 26H169V27H170ZM183 26H184V25H183ZM36 27H37V26H36ZM70 27H71V26H70ZM78 27H79V26H78ZM81 27L78 28L79 31H80ZM88 27L90 28L91 25L88 26ZM88 27L85 28V31H86V29H88ZM94 27H93V29H94ZM112 27H113V26H112ZM114 27H113V29H114ZM124 27L126 28V24H125L124 26L122 25V27H120V28H124ZM160 27H162V26L160 25ZM172 27H171V28H172ZM176 27H177V26H176ZM179 27H181L182 30H183V28H184V27L182 28V26H179ZM204 27H207V26H204ZM208 27H209V25H208ZM43 28H44V27L41 28L42 31H43ZM45 28L48 29V28H50V26H49L48 28L45 26ZM58 28H59V27H58ZM64 28H66V29H72L73 27L68 28V26H67V27L64 26ZM76 28H77V27H76ZM76 28H75V29H76ZM101 28H102V27H101ZM107 28H108V27H106L105 29H107ZM118 28H119V26H118ZM127 28H128V29H129V28L132 29L131 26H130V27L127 26ZM127 28H126V29H123V30L121 29V30H122L121 33H122V34H127V33L129 32V30H128L127 32H125V33L123 32V31L127 30ZM152 28H153L152 30H154L155 27H152ZM41 29H40V30H41ZM46 29H44V30H46ZM61 29H62V27H61ZM75 29H73V30H75ZM90 29H91V28H90ZM93 29H91V30H93ZM95 29H96V27H95ZM95 29H94V30H95ZM102 29L104 30V25H103V28H102ZM102 29H101V30H102ZM108 29H109V28H108ZM160 29H162V28H160ZM175 29H176V28H174V31H175ZM178 29H179V31H178ZM178 29H177V32H178L179 34L181 33V36H182L183 34H185V36H182L183 39H184L187 35L190 36V34H191L189 30H186V31H188V32L185 33V28H184V31H181L180 28H178ZM48 30H49V29H48ZM63 30H64V29H63ZM63 30H61V31H63ZM76 30H77V29H76ZM81 30H83V29H81ZM94 30H93V33H94ZM99 30H100V29H98V31H99ZM152 30L150 29V32H151ZM157 30H158V32H156ZM164 30H165V29H164ZM164 30H162V31H163L162 35H163L164 33L167 34V33H166L167 31L164 32ZM166 30H167V29H166ZM169 30H170V28H169ZM42 31H41V32H42ZM57 31H58V30H57ZM61 31H58V32H60L59 34H63V33H64V31H63V33H61ZM65 31H66V30H65ZM79 31H78V32L75 31V33H76V32H77V33H80ZM88 31H89V29H88ZM96 31H97V30H95V34H94V36L98 33V32L96 33ZM109 31H111V32H109ZM109 31H107V33H108V32L111 33V34H113V33H115V32L117 33V31H115V30H114V32H113L111 27H110V30H109ZM118 31H119V30H118ZM162 31H161V30L159 31V29H156V28H155V31L152 32V33H150V34H148V36L151 35V36H150V37L152 38L151 40H153V41L156 40V42H158V41H157V37H160V38H159L160 41L158 42V45H159L160 43L164 42L165 40H167V41H171V40H168V39H170V38H168L167 35H166V37H167L168 39L166 38L165 40H164V37H163V36H162V37H163L162 40H161V38H162L161 36H157L156 38L152 37V36H154V33H155V32L158 33V34H159V32H160V34H161ZM171 31H172V30H171ZM174 31H173V33L171 32L172 34L168 32V33L171 35V36L169 35V37H172V35L176 32V31H175V32H174ZM36 32H37V31H36ZM36 32H35V33H36ZM43 32H44V31H43ZM43 32H42V33H43ZM50 32H52V31H50ZM53 32H55V31H53ZM53 32H52V35H51L52 37H51V38L55 39L56 41H57L56 38L63 39L64 35H62V38H61V37H57L58 35H56V34H54V35H56V36H55L56 38H54V37H53V36H54V35H53ZM58 32H57V33H58ZM70 32H71V30H70ZM72 32H73V31H72ZM89 32H91V31H89ZM112 32H113V33H112ZM136 32H137V31H136ZM136 32H135V35L137 36ZM35 33H34V34L32 33V34L35 35V37H36V34H35ZM48 33H49V32H47V34H48ZM55 33H56V32H55ZM65 33H66V32H65ZM65 33H64V34H65ZM73 33H74V32H73ZM77 33H76V34H77ZM87 33H88V32H87ZM93 33H92V35H93ZM121 33L119 32V33H117V34L120 35ZM129 33H131V32H129ZM132 33H133V32H132ZM178 33H176L175 35H177ZM188 33H189V34H188ZM262 33H263V32H262ZM40 34H41V33H40ZM40 34H39V35H40ZM66 34H67V33H66ZM68 34H69V32H68ZM68 34L65 35L67 38H69ZM76 34H75V35H76ZM98 34H99V33H98ZM122 34H121V35H122ZM160 34H159V35H160ZM165 34H164V35H165ZM179 34H178L177 36H179ZM186 34H187V35H186ZM43 35H44V34H43ZM48 35H49V34H48ZM69 35L72 36L73 34L70 33ZM86 35H87V34H85L86 41H88L89 43H90L89 39L91 40V42H92V40H93V41H97V40H95L96 37H95V39H93V38H89V39H88L87 36H90L91 33H90V35H89V34H88L87 36H86ZM113 35H114V34H113ZM118 35H116V36H118ZM121 35H120V36H121ZM127 35H128V34H127ZM133 35H134V33H133ZM133 35L130 34V36L128 35V36L123 37V39H125L126 37H128V38L131 39V38H132L131 36H133ZM135 35H134V36H135ZM146 35H147V34H146ZM156 35H157V34H156ZM156 35H155V36H156ZM175 35H173V36H174V39L172 38V41H175V42L178 43V42H181V41H179V40H183L182 38L180 39V37H179V39H178V41H177V38H176ZM262 35H263V34H262ZM25 36H26V35H25ZM25 36H24V38H25ZM59 36H61V35H59ZM94 36H92V37H94ZM96 36H97V35H96ZM188 36H187V37H188ZM21 37H23V35H22ZM37 37H38V36H37ZM48 37H49V36H48ZM66 37H64V38H66ZM72 37H73V36H72ZM72 37H70L71 40L69 39L70 42L67 41V42H69V44H70L71 41H72ZM77 37H79V36H77ZM85 37H84V38H85ZM98 37H99V35H98ZM137 37L139 38L140 41H142L141 38H143V37H139V36H137ZM137 37H136V39H137ZM190 37H191V36H190ZM263 37H264V35H263ZM12 38H13V39H12ZM30 38L33 39V36H32V37L30 36ZM39 38H41V37H39ZM42 38H43V36H42ZM45 38H46V37H45ZM51 38H50V40H51ZM115 38H116V37H115ZM118 38H120V37L118 36ZM121 38H122V36H121ZM121 38H120V40H121ZM134 38H135V37H134ZM148 38H149V37H148ZM7 39H8V40H7ZM19 39L21 40L20 37H19ZM28 39H29V38H28ZM31 39H30V41H31ZM34 39H35V38H34ZM36 39H38V38H36ZM43 39H44V38H43ZM43 39H42V40H43ZM47 39H49V38H47ZM59 39H58V40H59ZM79 39H80V38H79ZM97 39H98V38H97ZM123 39H122V41H123ZM126 39H127V38H126ZM136 39H135V41H136ZM175 39H176V40H175ZM189 39H190V38H189ZM189 39H188V41H189ZM22 40H23V39H22ZM22 40H21V41H22ZM24 40H26V39H24ZM24 40H23V42H24ZM63 40H65V39H63ZM66 40H67V39H66ZM66 40H65L64 42H66ZM120 40H119V41H120ZM131 40H132V41H130V40L125 41V40H124V41H125V44H126V42L129 43V41H130V43H131V42L134 43L133 39H131ZM143 40H144V39H143ZM147 40H148V39L145 38L144 41H147ZM149 40H150V39H149ZM185 40L187 41L186 38H185ZM191 40H192V38H191ZM26 41H28V40H26ZM30 41H28V43H29ZM38 41L40 42V39H38ZM45 41L47 42V40H45ZM51 41H52V40H51ZM59 41H60V40H59ZM74 41H75V40H74ZM78 41H81V40H78ZM78 41H77V42H78ZM82 41H83V40H82ZM82 41H81V43H82ZM86 41H83V43H85ZM111 41H113V40H111ZM111 41H110V43H108V45L111 44ZM114 41H115V40H114ZM114 41H113V42H114ZM116 41H117V40H116ZM116 41H115V43L117 44ZM122 41H121V42H122ZM153 41L147 42V43L150 44L149 46H151V45L154 44ZM161 41H162V42H161ZM167 41H165V43H162V44H167V43H168ZM186 41L183 40V42H186ZM193 41H194V40H193ZM41 42H42L43 45L45 44V46H46L47 43H48V42H47V43H43V41H41ZM49 42H50V41H49ZM53 42H54V41H53ZM67 42H66V43H67ZM77 42H75V43L72 42V43L74 44L73 48L75 47V44H76ZM121 42H119V44H120ZM136 42H137V41H136ZM151 42H152L153 44H151ZM154 42H155V41H154ZM166 42H167V43H166ZM175 42H174V43H175ZM190 42H191V41H189V43H190ZM249 42L252 43L251 41H249ZM3 43H4V44H3ZM19 43H20V42H19ZM19 43H18V44H19ZM26 43H27V42H26ZM28 43H27V44H28ZM30 43H31V42H30ZM32 43H34V42L32 41ZM56 43H57V42H56ZM56 43H55V44H56ZM61 43H63V42H61ZM66 43H63V44H64L65 46H67L68 43H67V45H66ZM72 43H71V45H72ZM89 43H88V44H89ZM92 43H93V42H92ZM122 43H123V42H122ZM122 43H121V45H122ZM128 43H127V44H128ZM130 43H129V44H130ZM138 43H139V42H138ZM142 43H146V42H143V41H142ZM142 43H141V44H142ZM147 43H146V44H147ZM171 43H173V42H170V44H169V43L167 44V47H168V48H170V45H173V44H174V43H173V44H171ZM177 43L174 44V45H176L175 47H174V46H171V47H173V49H171V48H170V49L165 48V50H166L168 53H170V54H171V51H173V50L175 51L174 48H176V49L178 50L177 47H179V46H177ZM181 43H182V42H181ZM181 43H179V45H180ZM186 43H188V42H186ZM186 43H184V44H186ZM203 43H204V42H203ZM205 43H206V42H205ZM223 43H224V42H223ZM223 43L220 44V47H221V48H223L224 45H225V46H228L229 48H230V47L234 48L233 45H234V44H237V42H236V43H235V42H234V43H233V42H232V43L228 42V43L230 44V46H229V44L226 45L227 43H225V44H223ZM256 43H257V41L254 42V43L252 44V46L254 45V48H257L256 51H258V49L260 48L259 51L262 50L261 52H262V54L264 55V50H263L264 47L261 49V46L259 45L260 42H259V43H257V44H258V47H259V48H258V47H256V45H257ZM0 44H1V43H0ZM7 44H8V43H7ZM7 44H6V47H7ZM18 44H17V45H18ZM21 44H22V43H21ZM23 44H24V43H23ZM35 44H36V42H35ZM59 44H60V43H59ZM59 44H57V45H59ZM86 44H87V42H86ZM88 44H87V45H88ZM95 44H96V43H95ZM95 44H93V46L96 47ZM97 44H98V43H97ZM146 44H143V45L146 46ZM162 44H160V45H161V46H164V45H162ZM232 44H233V45H232ZM242 44H243V43H241L240 46H243V45H244V44H243V45H242ZM255 44H256V45H255ZM260 44H261V43H260ZM13 45H15V44H13ZM17 45H15V47H16ZM31 45H32V44H31ZM38 45H39V44H38ZM38 45H36L35 48H36ZM48 45H53V46H54V43H52V44L49 43ZM64 45H63V46H64ZM71 45H69L70 48H72ZM82 45H83V47H84V44H82ZM87 45H86V47H87ZM98 45H100V44H98ZM98 45H97V47H98ZM108 45L106 46V48L108 47ZM112 45H113V43H112L111 45H109V46L111 47ZM114 45H115V44H114ZM114 45H113V46H114ZM137 45H138V44L135 43V46H137ZM158 45H157V44H154L153 47H154V48H157V47H158V49H159V47H160V49H161V46H158ZM222 45H223V47H222ZM231 45H232V46H231ZM237 45H238V44H237ZM262 45H263V44H262ZM23 46L25 47L26 45H23ZM27 46H28V47H31L30 45H27ZM27 46H26V47H27ZM33 46H34V45H33ZM59 46H60V45H59ZM65 46H64V47H65ZM69 46H68V47H65V48H68V49H69ZM79 46H80V43L77 44L76 50H77V48H78ZM90 46H91V43L89 44V48H90ZM93 46H91V47H93ZM118 46H119V45H118ZM118 46H117V47H118ZM131 46H134V45L131 44ZM144 46H143V47H144ZM155 46H156V47H155ZM183 46H185V45H183ZM246 46H247V44L244 45L245 48H247ZM252 46H250V44H248V48L251 47V48H250L251 50H252V48H253ZM3 47H4V46H3ZM6 47H4V49H5ZM12 47H13V49H15L14 46H12ZM12 47H9V46H8L7 49L9 50V49L12 48ZM19 47H20V46H19ZM19 47H18V49H20ZM24 47H23V49H24ZM64 47H63V49H65ZM83 47H80L81 50H82V53H83V51H84L83 49H86V47H85V48H83ZM95 47L90 48V49H92V50H94V49L96 50V49H97V51H98V48H100V47H98V48H95ZM117 47H116V48H117ZM123 47H125V46H123ZM129 47H130V46L128 45V48H127V49H129ZM146 47H147V46H146ZM153 47H152L151 49H149V50H150V53L155 52V49H154ZM165 47H166V46H165ZM180 47H182V45H180ZM185 47H186V46H185ZM188 47H189V46H188ZM188 47H186V48H188ZM21 48H22V47H21ZM32 48H33V47H32ZM39 48H40V46H39ZM42 48H43V50L45 49V51H46V49H47V48H44V46H43ZM51 48H52V46H51ZM51 48H49V49H51ZM54 48L56 49V46L53 47V49H54ZM58 48H59V47H57V50H58ZM82 48H83V49H82ZM89 48H87V49H89ZM101 48H103L102 51L104 52V51H105V47H101ZM101 48H100V50H101ZM113 48H114V47H113ZM116 48H115V49H116ZM120 48H121V46L118 47V49H120ZM130 48H131V47H130ZM148 48H149V47H148ZM189 48H190V47H189ZM189 48H188V50H187L188 52H189V50H192V47H191L190 49H189ZM221 48H219V50H220ZM235 48L237 49V47H235ZM238 48H239V45H238ZM240 48L242 49L243 47H240ZM254 48H253V49H254ZM1 49H2V46H0V50H1ZM4 49H3V52L8 51V50L4 51ZM25 49H27V48H25ZM28 49H29V48H28ZM28 49L26 50L27 52H28ZM55 49H54V50H55ZM60 49H61V51H60ZM63 49H62V48H59L58 52L55 50V54H54V55H56L57 53L59 54V51H60V52H64L65 50H63ZM68 49H67V50H68ZM74 49H75V48H74ZM108 49H110V48L108 47ZM108 49H106V50H107V51H110V53H111L112 50H113L112 48H111L112 50H108ZM124 49H125V51H127L126 48H124ZM152 49H154V51H153ZM163 49H164V47H163ZM163 49H162V50H163ZM167 49H168L169 51H168ZM180 49H182V51H183L184 48L182 47V48H179V50H180ZM207 49H208V50H206V54H205V55H207V53H208L207 51L210 50V48H207ZM212 49L214 50L215 48L213 47ZM223 49H224V48H223ZM223 49H221V50H222V51H221L222 54H226V53H227L229 56H231V53H234V52H235V49L233 50V51H234V52H233V51H231V48H230V49L227 48V49L229 50L228 52L231 51L230 53H228L227 50H226V48H225V50H226V53H225V50H223ZM16 50H17V49H15V51H16ZM36 50L39 51L40 49H39V50L36 49ZM36 50H35V51H36ZM51 50H52V49H51ZM54 50H52V51H54ZM67 50H66V52H67ZM69 50H70V49H69ZM69 50H68V51H69ZM81 50H78V52L81 51ZM95 50H94V51H95ZM129 50H130V49H129ZM149 50H148V51H149ZM151 50H152V51H151ZM213 50H212V52H211L212 55H213V52H214ZM219 50H218V52H219ZM237 50H239V49H237ZM237 50H236V51H237ZM242 50H243V49H242ZM244 50H245V49H244ZM251 50H250V53H251V55L253 54L252 57L249 55L250 53L247 54L249 51H245L246 54H247L248 56H250L249 59H248V56L245 54V52L242 51L243 54L240 53L241 50H239V53L242 54L243 57H242L239 53H238V54H239L240 57H242V58H244V56L246 55V59L249 60V62H250V60H251V61L254 60V59H252V58L260 57V55H261V57H263L262 54H261L259 51H258V52H259L260 55H259L255 50H254V51H255L256 54H254V51H253V50L251 51ZM1 51H2V50H1ZM11 51H14V50H10V51H9L11 54H10V53H9V54H6V53L4 54L3 52H2V53L0 52L1 55L4 54V55L1 56V57L3 58L5 55H6V56H9V55L11 56V55H13V53H12ZM18 51H19V50H18ZM20 51H21V50H20ZM26 51H25V52H26ZM31 51L34 53V49H33V50L31 49ZM37 51H36V52H37ZM72 51H74V50H72ZM102 51H100V52L102 53ZM107 51H106V53H107ZM116 51H117V49H116ZM121 51H123V50L121 49ZM174 51H173V52H174ZM184 51H186V50H184ZM184 51H183V52H184ZM210 51H211V50H210ZM210 51H209V53H210ZM21 52H23V50H22ZM21 52H20V53H21ZM29 52H30V51H29ZM49 52H51V51H49ZM49 52H48V53H49ZM69 52L71 53V51H69ZM75 52H76V51H75ZM75 52H74V53H75ZM87 52H88V50H87ZM87 52H84V53H87ZM90 52H91V50H89L88 53L91 54ZM100 52H98V53L100 54ZM113 52H115V51L113 50ZM119 52H120V50H119ZM138 52H139V51H138ZM162 52H163V51H162ZM162 52H161V53H162ZM175 52H176V53H177V52L179 53V51H175ZM218 52H217V49H216V53H217V54H215V52H214V54H215V56H216L217 59H218V57H219L218 54H220V52H219V53H218ZM7 53H8V52H7ZM30 53H31V52H30ZM38 53H39V52H38ZM38 53H37V54H38ZM40 53H41V52H40ZM52 53H53V52H52ZM52 53H49L50 55L48 54V55H49V58H47V57H48L47 54L44 55L45 53H44V54L41 53V55H44V56L42 57L41 55H39V59L42 57V58H43V61H47L48 59H51L50 56H51ZM74 53H73V54H74ZM76 53H77V52H76ZM76 53H75V54H76ZM80 53H81V52H80ZM82 53H81V54H82ZM92 53H93V51H92ZM98 53H97V55H98ZM110 53L108 52V55H109ZM115 53H116V52H115ZM115 53H113L114 56H115ZM117 53H118V51H117ZM117 53H116V54H117ZM121 53H123V52H121ZM121 53H120V54H121ZM145 53H146V52H145ZM164 53H165V55H166V52H164ZM164 53H163V54H164ZM176 53H175V54H176ZM178 53H177V57L179 58ZM204 53H205V51H204ZM18 54H19V53H18ZM18 54L16 53L17 56H19ZM34 54H35V53H34ZM37 54H35L34 56H36ZM58 54H57V55H58ZM62 54H63V53H62ZM73 54H72V55H73ZM77 54L79 55V53H77ZM77 54H76V55H77ZM93 54H96V53H93ZM93 54H91V56H92ZM104 54H105V53H103V55H104ZM139 54H140V53H139ZM173 54H174V53H173ZM173 54H172V55H173ZM175 54H174V55H175ZM211 54H210V55H211ZM235 54H237V53L235 52ZM235 54H233V55L235 56V57H234V56H233V57H234V60H237V59H235V58H237L239 55H235ZM244 54H245V55H244ZM23 55H24V57H26L25 54L20 55V57L23 56ZM28 55H29V54H28ZM54 55H53L52 57L57 58V57L59 56V55H58V56L56 55V56H57V57H56V56H54ZM78 55H77V56H78ZM83 55H85V54H83ZM97 55H96V56H97ZM111 55H112V54H111ZM111 55H110V57L107 58V59H110V60H111V57H112ZM149 55H150V54H149ZM156 55H159V53H158V54L156 53ZM161 55H162V54H161ZM161 55H159V56H161ZM165 55H164V56H165ZM217 55H218V56H217ZM254 55H255V56H254ZM256 55H259V56H256ZM6 56H5V57H6ZM17 56H16V57H17ZM45 56H47V57H45ZM60 56H61V55H60ZM60 56H59V57H60ZM62 56H64V55H62ZM65 56H67L66 58L69 57L68 55H65ZM65 56H64L63 58H65ZM70 56H71V54H70ZM80 56H81V55H80ZM96 56H95V57H96ZM101 56H102V54H101ZM106 56H107V55H106ZM114 56H113V57H114ZM118 56H119V54H118ZM136 56H137V55H136ZM146 56H147V55H146ZM162 56H163V55H162ZM164 56H163V57H164ZM170 56H171V55H170ZM207 56L209 57V54H208ZM213 56H214V55H213ZM213 56H212V57H213ZM220 56H221V54H220ZM223 56H224V55H223ZM236 56H237V57H236ZM12 57H13L12 59L15 58L14 55H13ZM24 57H23V58H24ZM27 57H29V56H27ZM36 57H37V56H36ZM59 57H58V59H59ZM74 57H75V55H74ZM74 57H72V58H74ZM78 57H79V56H78ZM81 57H82V56H81ZM93 57H94V55H93ZM97 57H98V56H97ZM99 57H100V56H99ZM99 57H98V58H99ZM113 57H112V58H113ZM115 57H117V56H115ZM154 57H155V56H154ZM163 57H158V58L156 57V59L159 60V58H160V60H163V59H161V58H163ZM167 57H169V54L167 55ZM167 57L165 56L164 59H165V60L168 59ZM171 57H172V56H171ZM171 57H169V58H171ZM177 57L174 56V57H172V58H174V59L176 58V60L179 61V59H178ZM193 57H194V56H193ZM212 57L210 56V58H212ZM225 57H227V56H225ZM233 57H232V59H233ZM9 58H11V57H9ZM31 58H32V57H31ZM33 58H34V57H33ZM33 58H32V59H33ZM45 58H46L47 60H46ZM55 58H53L51 61L53 62L54 60H57V59H55ZM60 58H62V57H60ZM63 58H62V59H63ZM66 58H65V60H68V59H66ZM79 58H80V57H79ZM83 58H84V56H83ZM83 58H81V59L83 60ZM91 58H92V57H91ZM91 58H90V59H91ZM98 58H97V59H98ZM101 58H104V57H101ZM101 58H100V59H101ZM117 58H118V57H117ZM135 58H136V57H135ZM137 58H138V57H137ZM150 58H151V56H150ZM194 58H195V57H194ZM194 58H193V60H194ZM213 58H215V57H213ZM221 58H224V57L221 56ZM221 58L219 57V59H221ZM250 58H251V59H250ZM5 59H6V58H5ZM7 59H8V58H7ZM12 59H11V60H12ZM17 59H19V58H17ZM37 59H38V58H37ZM69 59H70V57H69ZM77 59H78V58H77ZM85 59H86V58H85ZM100 59H99V60H100ZM156 59H155V60H156ZM191 59H192V58H191ZM195 59H196V58H195ZM197 59H198V58H197ZM201 59H202L201 61H205V63L208 61V60H207V61L204 60L203 58H201ZM206 59H207V58H206ZM227 59H228V58H227ZM229 59H230V58H229ZM229 59H228V61H229ZM238 59H239V62H241V59H240L239 57H238ZM256 59H257V58H255V60H256ZM0 60H1V59H0ZM15 60H16V59H15ZM33 60L36 61L35 58H34ZM40 60H42V59H40ZM60 60H61V59H60ZM60 60H57V61L60 62L61 67H62V68H63V66L65 67L66 64H65V65L62 64V61H65V60H64V59L61 60V61H60ZM72 60L74 61V60H76V59H72ZM82 60H81V61H82ZM87 60H89L88 57H87ZM95 60H96V59H95ZM103 60H104V59H103ZM103 60L101 59V61H103ZM110 60H109V61H110ZM152 60H153V57H152ZM152 60H150V63L148 62V63L151 64V65H152V63H151ZM165 60H163V61H165ZM185 60H187V59L185 58L184 60H181V61H185ZM193 60L190 61V58H189V61H190V62H192ZM214 60H215V59H214ZM214 60L210 59V61H212V63H209L210 61H208V63H206V64H207L208 66H209V65L211 66V64H212V67H213V64H214V63H215L216 65H218L219 63L217 64V62H215ZM224 60H225V58H224ZM242 60H243V59H242ZM258 60H260V62H263V61H264V60L261 61L262 59H259V58H258ZM9 61H10V59H9ZM38 61H39V60H38ZM51 61H50V62H51ZM57 61H56V62H57ZM85 61H86V60H84L83 65H84V64L86 65V62H87V61H86V62H85ZM105 61H108V60H106V58H105ZM111 61H112V60H111ZM148 61H149V60H148ZM166 61H167V60H166ZM170 61H171V59H170ZM172 61H173V60H172ZM189 61L187 60V63H188ZM196 61L199 62L200 59H199V60H196ZM196 61H195V63H198V62H196ZM213 61H214V63H213ZM222 61H223V59H222ZM222 61L220 60V62H222ZM237 61H238V60H237ZM237 61H236V62H237ZM244 61H245V59H244ZM6 62H7V61H6ZM59 62H57V63H59ZM82 62H83V61H82ZM82 62H80V63H78V64L82 65ZM90 62H93V59H91ZM94 62H96V61H94ZM140 62H141V61H140ZM144 62H145V60H144ZM175 62L177 63V61H175V60L173 61L174 66H173V63L170 65L171 69H173V72L178 73L179 75L182 74V75L184 76V74H185V78H186L185 80H187V77H188V76L186 77V75H187L186 73L190 70L191 67H189V66L192 65V63H194V61H193L191 64L188 63L189 66H188V64H186L187 66H185V64H183V63H184V62H183V63H182V64L184 65L183 67L180 65L181 63H180V64L177 63V65H176ZM179 62H180V61H179ZM218 62H219V60H218ZM233 62H234V61H233ZM245 62H246V61H245ZM253 62H256V61H253ZM253 62H251V63H253ZM260 62L257 61V64H259ZM1 63H2V61H1ZM1 63H0V64H1ZM10 63H12V62H10ZM63 63H64V62H63ZM69 63H70V61H69ZM69 63H67V64L69 65ZM71 63H72V62H71ZM71 63H70V64H71ZM75 63H76V61H75ZM88 63H89V62H87V66H88ZM98 63H100V62H98ZM103 63H104V61L101 63L102 66H103ZM153 63H154V62H153ZM159 63H160V61H158V64H159ZM168 63H169V61H168ZM185 63H186V61H185ZM195 63H194V66L196 65ZM200 63L202 64V62H200ZM203 63H204V62H203ZM223 63H224V62H223ZM223 63H222L221 65H223ZM225 63H226V61H225ZM228 63H229V62H227V64L224 65L225 68L223 67L224 69L227 68L226 71L228 70V67H229V66H230V68H229L230 70H232V68H233V70H234V68H237V70H238V67H232V66H231V65H233V63H231V65H230V64L228 65ZM241 63H242V62H241ZM243 63H244V62H243ZM243 63H242V64H243ZM7 64H9V63H7ZM12 64H14V63H12ZM60 64H57L56 67H58ZM72 64H74V63H72ZM72 64H71V65H72ZM92 64H95V63H92ZM108 64H109V63H108ZM133 64H134V63H133ZM201 64H199V65L197 64V65L199 66V70L201 69L200 66H202V69H201L202 71H203V69H205V68L208 67L207 65H204V66H203V64H202V65H201ZM215 64H214V65H215ZM245 64H246V63H245ZM247 64H248V63H247ZM253 64H254V63H253ZM253 64H251L250 66H253ZM257 64H254V65H257ZM262 64H263V63H262ZM62 65H63V66H62ZM90 65H91V64H90ZM90 65H89V66H90ZM99 65H100V64H98V66H99ZM105 65H106V64H105ZM142 65H143V64H142ZM168 65H169V64H168ZM175 65L178 67V69H176ZM178 65H179V66H178ZM216 65H215V66H216ZM227 65H228V67H226ZM234 65H236V64H234ZM5 66H6V65H4V67H5ZM8 66L11 67V68H9V67L4 68V67L1 65L2 68H4V69H9V71H11V72H9V74H8V72H6V73L8 74L7 76L10 75V77H12L10 73H14V72H13V71H14V70H13L14 67L10 66V64H9ZM14 66H15V65H14ZM76 66H78V65H76ZM89 66H88V68H89ZM93 66H94V65H93ZM93 66H91V67L93 68ZM100 66H101V65H100ZM102 66H101V68H102ZM110 66H111V65H110ZM133 66H134V65H133ZM156 66H157V65H156ZM160 66H161V65H160ZM180 66L182 67L181 69H180ZM198 66H197V67H198ZM205 66H206V67H205ZM215 66H214V68H216ZM219 66H220V65L217 66V67H218V70L220 69ZM237 66H238V63H237ZM250 66H248V67H250ZM260 66H261V65H260ZM1 67H0V68H1ZM53 67H54V66H53ZM66 67H67V66H66ZM69 67H70V66H69ZM74 67H75V64H74ZM82 67H84V66H81L80 69H82ZM85 67H86V66H85ZM188 67H189V68H188ZM197 67H196V68H197ZM204 67H205V68H204ZM212 67L210 68V69H211L210 72H212V70H213ZM221 67H222V66H221ZM58 68H60V67H58ZM58 68H57V69H58ZM71 68H72V67H71ZM75 68L78 69V67H75ZM86 68H87V67H86ZM86 68H84V70H85ZM88 68H87V69H88ZM94 68L96 69L97 67L94 66ZM94 68H93V69H94ZM98 68H99V67H98ZM163 68H164V67H163ZM166 68H167V67H166ZM166 68H164V69H166ZM168 68H169V67H168ZM223 68H221V69H223ZM239 68H241V66H240ZM242 68H244V67L242 66ZM250 68H251V67H250ZM11 69H12V70H11ZM64 69H65V68H64ZM64 69H63V70H64ZM66 69H68V67H67ZM66 69H65V70H66ZM87 69H86V70H87ZM99 69H100V68H99ZM104 69H107V68L104 67ZM174 69H175V70H174ZM188 69H189V70H188ZM192 69H193V67H192ZM210 69H208V71H209ZM224 69H223V71H224ZM244 69H246V70L248 69L247 71H249V68H247V65H246V67H245ZM244 69H243V71H244ZM254 69H255V68H254ZM0 70H1V69H0ZM15 70H17V69L15 68ZM18 70L20 71L21 68L18 69ZM18 70H17V71H18ZM22 70H23V69H22ZM53 70H54V68H53ZM69 70H71V69H68V72H69ZM72 70H74V69L72 68ZM107 70H109V69H107ZM199 70H198V69L196 70V72H197L196 75L199 76L198 80L201 79V78H203V79H201L200 81H202V82H203V80H207V81H208L209 79H208L207 76H206V77H207V78H206L204 75H201V74H205L206 72L208 73L207 69H205L206 71H205V70L203 71V72H205V73H203V72L200 70V71H201V72H200L201 74L199 73ZM230 70H228V71H230ZM235 70H236V69H235ZM237 70H236V71H237ZM255 70H256V69H255ZM3 71H4V70H3ZM6 71H7V70H6ZM17 71H16L15 73H17ZM74 71H75V70H74ZM80 71H81V70H79L78 73H79ZM82 71H83V70H82ZM88 71H91V70H88ZM88 71H86V72H88ZM101 71L104 72V71H106V70L103 71V69H101ZM132 71H133V70H132ZM132 71H130V72H132ZM170 71H171V70H170ZM191 71H192V72H191ZM191 71H189V72H191V75H192V73L194 74V72H195V68H194V71H193V70H191ZM228 71H227V72H228ZM236 71H235L234 73H236ZM240 71H241V70H240ZM240 71H237L238 74H241V73L243 72V71H242V72L240 73ZM250 71H251V69H250ZM250 71L248 72V74L250 73ZM252 71H253V70H252ZM260 71H261V70H260ZM4 72H5V71H4ZM68 72H67V73H68ZM189 72H188V73H189ZM196 72H195V73H196ZM244 72H245V74H247L246 71H244ZM244 72H243V73H244ZM257 72H258V71H257ZM1 73H2V70H1ZM1 73H0V74H1ZM6 73H5V74H6ZM18 73H21V72H18ZM75 73L77 74V71H75L74 74H75ZM90 73H92V72H90ZM109 73H110V72H109ZM121 73H122V72H121ZM134 73H135V72H134ZM159 73H160V72H159ZM163 73H164V72H163ZM165 73H166V72H165ZM168 73H169V72H168ZM180 73H181V74H180ZM198 73H199V74H198ZM207 73H206V74H207ZM234 73H233V74H234ZM243 73H242V75H243ZM251 73H253V72H251ZM260 73H261V72H260ZM260 73H259L257 76H259ZM3 74H4V73H3ZM22 74H24V73H22ZM22 74H21V76H23ZM38 74H39V73H38ZM83 74H84V72H83V73L80 72V77H81V78H83V77H82V76H84ZM88 74H89V73H88ZM102 74H103V73H102ZM107 74H108V73H107ZM169 74H170V73H169ZM178 74H177V75H178ZM189 74H190V73H189ZM189 74H188V75H189ZM222 74L224 75V73H222ZM226 74H227V73H225V77H226L228 74L230 75L229 72H228L227 75H226ZM233 74H232V75H233ZM248 74H247L246 76H248V79H249L250 74H249V75H248ZM254 74H256V73H254ZM13 75H14V74H13ZM67 75H68V74H65V73H64L63 76L66 77ZM81 75H82V76H81ZM85 75H87V74H85ZM171 75H173V73H172ZM175 75H176V74H175ZM177 75H176V76H177ZM179 75H178V76H179ZM200 75H201V76H200ZM207 75H208V74H207ZM242 75H240V76L242 77ZM251 75H252V74H251ZM3 76H4V75H3ZM3 76H2V77H3ZM21 76L19 77V74H17V77H16V78L18 79V81H20V80L22 79ZM36 76H38V75H36ZM39 76H40V75H39ZM69 76H72V75H69ZM69 76H67V77L69 78ZM73 76H74V75H73ZM73 76H72V77H73ZM77 76H79V74H78ZM77 76H76V77H77ZM90 76H91V75H90ZM92 76H93V75H92ZM92 76H91V79H92ZM108 76H109V75H108ZM118 76H119V75H118ZM118 76H117V77H118ZM165 76H168V74L165 75ZM173 76H174V75H173ZM192 76H193V77H196L195 75H192ZM192 76H190V77L193 79ZM203 76H204V77H203ZM246 76L243 75L242 78H245L246 80H248V79L246 78ZM254 76H255V75H254ZM4 77H6V76H4ZM18 77L21 78V79L19 80ZM80 77H79V78H80ZM84 77H85V76H84ZM87 77H88V75H87ZM103 77H104V76H103ZM112 77H113V76H112ZM162 77H164V76H162ZM162 77H161V79H163L162 81H164V79L166 80V78H167V77H165V78H162ZM168 77H169V76H168ZM229 77H231V76H228V77H227L228 80H231L232 78L229 79ZM232 77H233V76H232ZM260 77H261V75H260ZM262 77H263V76H262ZM14 78H15V76H14ZM26 78H28V77L26 76ZM33 78H34V77H33ZM36 78H37V77H36ZM39 78H40V77H39ZM74 78H75V77H74ZM81 78H80V79H81ZM85 78H86V77H85ZM85 78H83V79H85ZM89 78H90V77H89ZM105 78H107V77H105ZM179 78H180V77H179ZM233 78H234V77H233ZM251 78H253V77H251ZM255 78H256V77H255ZM255 78H253V80H254ZM2 79H5V80H6V78H2ZM9 79H10V78H8V81L10 82ZM11 79H13V77H12ZM23 79H24V76H23ZM23 79H22V80H23ZM65 79H67V78H64V80H65ZM72 79H73V78H72ZM75 79L77 80L78 78H75ZM83 79H81V80L84 81ZM95 79H96V77H95ZM95 79H94V80H95ZM112 79H113V78H112ZM112 79H111V80H112ZM168 79H169V78H168ZM182 79H183V78H182ZM189 79H190V78H189ZM245 79H244V80H245ZM259 79H260V78H257V80H259ZM0 80H1V75H0ZM5 80H4V81H5ZM13 80H14V79H13ZM22 80H21V81H22ZM25 80H28V79H25ZM30 80H31V79H29V81H30ZM88 80H90V79H88ZM104 80H105V79H104ZM107 80H108V78H107ZM107 80H106V81H107ZM113 80H114V79H113ZM115 80H119V79H115ZM179 80H181V79H179ZM225 80H226V79H225ZM228 80H226V81H227L228 83L230 82V84H231L232 81H228ZM232 80H233V79H232ZM246 80H245V82H247ZM253 80H251V84H252V82L254 83ZM257 80H255V81H257ZM4 81H2V82H4ZM18 81L16 80V82H18ZM31 81H32V80H31ZM33 81H35V80L33 79ZM38 81L41 82V79L38 80ZM70 81H71V79H70ZM90 81H91V80H90ZM90 81H89V83L92 84V81H91V82H90ZM99 81H100V80H99ZM99 81H98V82H99ZM166 81H168V80H166ZM207 81H205L206 84H204V86H202L203 88H200V87H199V88L202 90V93H204L203 89L205 90V88L209 86V84H208ZM233 81H234V80H233ZM260 81H262V80H260ZM260 81H257V82L259 83ZM263 81H264V80H263ZM263 81H262V82H263ZM2 82H1V83H2ZM22 82H23V81H22ZM22 82H21V83H22ZM26 82H28V81H25L24 84L22 83L23 85L21 84V87H22V88L27 87V86H24ZM71 82H72V81H71ZM96 82H97V81H96ZM108 82H109V81H108ZM1 83H0V90H1V86H2ZM5 83L7 84V80H6ZM10 83H11V82H10ZM10 83H9V85H10ZM19 83H20V82H19ZM87 83H88V81H87ZM93 83H94V81H93ZM153 83H154V82H153ZM163 83H164V82H163ZM203 83H204V82H203ZM223 83L225 84V86H228V87H231V86H232V85L230 86V84L226 85L227 83H225V82H223ZM234 83L238 84L236 81H234ZM90 84H87L86 86H87V87H88V86H89V87H93V86H90ZM100 84H101V83H100ZM154 84H157V83H154ZM161 84H162V83H161ZM164 84H165V83H164ZM207 84H208V86H207ZM232 84H233V82H232ZM247 84H248V83H247ZM251 84H250V85H251ZM255 84H257V83L255 82ZM255 84H254V85H255ZM261 84H262V83H261ZM3 85H4V84H3ZM18 85L20 86V84H18ZM26 85H27V83H26ZM111 85H112V84H111ZM233 85H234V84H233ZM245 85H246V83H245ZM248 85H249V84H248ZM248 85H247L246 89L249 88ZM254 85H253V86H254ZM10 86H11V85H10ZM12 86H13V85H12ZM12 86H11V87H12ZM23 86H24V87H23ZM32 86H33V84H32L30 87H32ZM96 86H97V85H96ZM96 86L93 87V88H96ZM103 86H105V87L107 88V87L110 86V84H107V83H106V84H104ZM225 86H224V85L221 86V87H224V88H222V89H225V90H224V92H220V93H222V96L229 97V100H231V99H230L231 97H232V100H234V98H235L234 95H235V94L232 95V96H228V95H227L228 93H226V90L228 89V87L226 88ZM235 86H237V85H235ZM235 86H232V87H235ZM242 86H243V85H242ZM253 86H250V87H252V88L249 89V91L253 89ZM257 86H258V85H255V88H257ZM259 86H260V84H259ZM263 86H264V85H263ZM2 87H3V86H2ZM16 87H18V86L16 85ZM34 87H35V86H34ZM47 87H48V86H47ZM47 87H46V88H47ZM82 87H83V86H82ZM84 87H85V86H84ZM84 87H83V89H84ZM97 87H98V86H97ZM204 87H205V88H204ZM209 87H210V86H209ZM221 87H220V89H221ZM232 87L229 88L230 91H231V89L235 90V88H232ZM240 87H241V86H240ZM261 87H262V86H261ZM237 88H238V86H237ZM237 88H236V89H237ZM243 88H244V87H243ZM243 88H242V89H243ZM258 88H259V87H258ZM49 89H51V87H50ZM53 89H54V88H53ZM53 89H51L50 91L53 92ZM66 89L68 90V88H66ZM81 89H82V88H81ZM81 89H80V90H81ZM89 89H90V88H89ZM162 89H163V88H161V90H159V91H161V93H166V92H165L164 90H162ZM164 89H166V88H164ZM174 89H175V90H174ZM174 89H173V91H172L173 93H174L175 91L179 90V89L176 90V88H174ZM180 89H181V88H180ZM184 89H185V88H184ZM206 89H207V88H206ZM209 89H210V88H209ZM209 89H207V90H209ZM220 89H216L215 91H217V92H215V94H214V93L210 94V92H212V90L210 89V90H211V91L209 92L210 96H213V97H214V95H216V93H219V90H220ZM240 89H241V88H240ZM18 90H22V89H21V88H20V89L18 88ZM18 90H16V91H18ZM59 90H60V91H59L60 93H63L62 91L65 90V89H59ZM61 90H62V91H61ZM67 90H65V92H66ZM80 90H79V91H80ZM171 90H172V89H171ZM187 90H188V93H187ZM187 90H186V89H185V90H182V91H183V94H180V93H182V92L179 91V94H180V95H184V91H186V95H187V94H190L192 91L194 92V90H190V89H187ZM201 90H200V91L198 90V91H199L198 94H200ZM213 90H214V89H213ZM229 90H228V91H229ZM257 90H258V89H257ZM16 91H15V92H16ZM57 91H58V90H57ZM69 91H70V90H69ZM83 91L85 92V89H84ZM88 91H89V90H88ZM91 91H92V90H91ZM93 91H94V90H93ZM162 91H164V92H162ZM166 91H167V89H166ZM168 91H169V89H168ZM168 91H167V92H168ZM189 91H191V92H189ZM237 91L241 92L242 90L240 91V90L237 89ZM244 91L247 92L246 90H244ZM254 91H255V90H254ZM254 91H253L252 94H254ZM258 91L261 92L262 90H260V88H259ZM1 92H2V91H1ZM1 92H0V93H1ZM20 92H21V91L17 92L18 94L15 93L16 95H18V96H17L18 98H19V95L21 96L24 92H25V95H24V96H26V95L28 94V93H26L25 90L22 91L23 93L21 92L22 94H20ZM32 92H33V91H32ZM47 92H48V90H47ZM55 92H56V91H55V89H54V92H53L52 94H55ZM59 92H57V93H59ZM65 92H64L65 95H67V94L69 93V92H68V93H67V92L65 93ZM99 92H100V91H99ZM101 92H102V91H101ZM155 92H156V91H155ZM157 92H158V91H157ZM196 92H197V91H196ZM206 92H207V91H206ZM213 92H214V91H213ZM235 92H236V91H235ZM255 92H256V91H255ZM259 92L255 93V95L258 94ZM10 93H12V92H9V94H10ZM29 93H30V92H29ZM57 93H56V95H54V99H55V96H57ZM81 93H82V92H81ZM86 93H88L87 90H86ZM158 93H159V92H158ZM161 93H160V94H161ZM168 93H169V96H168L167 98L171 97V94H173V93H171L170 91H169ZM207 93H208V92H207ZM220 93H219L218 95H221ZM224 93H225V94H224ZM261 93H263V91H262ZM261 93H260V94H261ZM9 94L7 93V95H6V93H5V95H6L5 98H7V96H8ZM33 94H35V92H34ZM33 94L31 93V95H33ZM64 94H63V95H64ZM69 94H70V93H69ZM69 94L67 95V97L69 96ZM82 94H83V93H82ZM88 94H90V93H88ZM96 94H97V93H96ZM131 94H132L131 92H128L127 95H131ZM166 94H167V93H166ZM177 94H178V92H177L176 94H174V96L177 95ZM198 94L196 93V97H198V96H197ZM213 94H214V95H213ZM223 94H224V95H223ZM231 94H233V93H231ZM242 94H243V93H242ZM246 94H247V93H246ZM3 95H4V94H3ZM10 95H11V94H10ZM10 95H9V96H10ZM28 95H29V94H28ZM47 95H49V92L47 93ZM84 95L86 96V94H84ZM127 95H126V96H127ZM180 95H179V96H180ZM186 95H185V96H182V99L179 98V100H177V99H178V98H177L176 100L179 101L177 104L180 103V105H185V107H187V104L190 105L191 103L193 104V103H195L196 101H197V102L199 101V99H198L199 97H198V98L195 97L196 99L194 98V100H192V99H193V98H191L192 93L190 94V95H191L190 98L188 97L189 95H187V98H189V100L191 99L192 101H195V100H196L195 102H192V101H191V103H190L189 100L186 101L187 99L184 100V101H182V100H183V97H186ZM203 95H206V96H204V97L206 98V99H205L206 102H208V101L211 99V97L209 96L210 99L208 100V97H207L208 94L204 93ZM229 95H230V94H229ZM244 95H245V94H244ZM250 95H251V93H250ZM250 95L248 94V99H249V96H250ZM261 95H262V94H261ZM11 96L13 97L14 94H12ZM11 96H10V98H12ZM22 96H23V95H22ZM29 96H30V95H29ZM61 96H62V95L60 94V97H59V98H61ZM80 96H82V95H80ZM157 96H158V95H157ZM159 96H160V95H159ZM193 96H195V95H193ZM199 96H200V97H203V96H201V95H199ZM222 96H221V97H222ZM235 96H236V95H235ZM257 96L259 97V95H257ZM262 96H264V95H262ZM14 97H15V96H14ZM27 97H28V96H27ZM32 97H35V98H36L35 95H33ZM48 97L50 98V97H52V96L49 95ZM64 97H66V96H63V98H64ZM82 97H83V96H82ZM100 97H101V96H100ZM160 97H161V96H160ZM177 97H178V96H177ZM213 97H212V99H213V101H214V98H215L216 96H215L214 98H213ZM219 97H220V96H219ZM219 97H218V99L215 98V100H218V101H219ZM226 97H225V98H226ZM246 97H247V96H246ZM246 97H244L243 99L245 100ZM254 97H255V96L253 95V97H252L251 99H253ZM15 98H16V97H15ZM15 98H14V99H15ZM20 98H23V97H20ZM20 98H19V99H20ZM45 98H46V100H47V97H45ZM57 98H58V96H57ZM63 98H62V99H63ZM68 98H69V97H68ZM68 98H66V99H68ZM92 98H93V97H92ZM92 98H91V99H92ZM171 98H173V96H172ZM225 98H224V99H225ZM239 98H241V97H238L237 99H239ZM7 99H8V98H7ZM7 99H6V100H7ZM16 99H17V98H16ZM52 99H53V97H52ZM64 99H65V98H64ZM64 99H63V100H64ZM73 99H74V98H73ZM82 99H83V98H82ZM82 99H81V100H82ZM85 99H86V98H85ZM93 99H94V98H93ZM144 99H145V98H144ZM150 99H151V97H150ZM162 99H163V97H162ZM197 99H198V100H197ZM203 99H204V98H203ZM203 99L201 98L200 100H203ZM220 99H222V98H220ZM237 99L235 98L234 101H236ZM255 99H257V97H255L254 100H255ZM258 99H261V97L258 98ZM12 100H13V98H12ZM12 100L9 99V101H11V102H12ZM44 100H45V99H44ZM60 100H61V99H60ZM63 100H62V102H63ZM77 100H80V98H78ZM167 100H168V99H167ZM172 100H173V99H172ZM229 100H228V98H227L225 101H227V103H228ZM232 100H231V101H232ZM244 100H242V101H241V100H237L238 102H239V101H240V102H244V103H240V107H239V105H238V107H239L238 112L240 111L241 108L245 107V106H243V104L246 103L247 98H246L245 101H244ZM58 101H59V100H58ZM75 101H76V100H75ZM143 101H144V100H143ZM143 101H142V102H143ZM159 101H160V100H159ZM173 101H174V100H173ZM177 101H175V102H177ZM205 101H204V102H205ZM213 101H211L212 103H210V101H209V104H210V105H211V104H216V102L213 103ZM225 101H224V102H225ZM234 101L231 102V104L235 103ZM249 101H251V100H249ZM252 101H253V100H252ZM252 101H251V102H247V103H249L248 105L252 104V103H253ZM257 101H258V100H257ZM262 101H264V100H262ZM78 102L81 103V101H77V103H78ZM83 102H85V101H83ZM86 102H87V101H86ZM199 102H200V101H199ZM199 102L196 103V104H201V103H202V102H200V103H199ZM204 102H203V103H204ZM206 102H205V104H206ZM220 102H221V103H220ZM238 102H237V103H238ZM258 102H259V104L261 103L260 100H259ZM258 102H257V104H258ZM63 103H64V102H63ZM63 103L60 104L62 107L59 106V105H58V106H59L60 108H63ZM77 103H74V104L77 105ZM88 103H89V101H88ZM91 103H92V102H91ZM94 103H95V102H94ZM143 103H144V102H143ZM173 103H174V102H173ZM173 103L171 104L170 101H169V104L171 105V107H170L171 109H172V105H173ZM203 103H202V105H203ZM219 103H220L221 105L226 104V103L222 104L223 101H219ZM219 103L217 104V107H216V105H215V106L211 105V106H213L214 108L216 107V108H215V111H216L217 108L221 107V105L218 106ZM229 103H230V102H229ZM229 103H228V105H229ZM237 103L233 104V105L236 106V108H237ZM255 103H256V100H255ZM263 103H264V102H262L261 104H263ZM84 104L86 105V103H84ZM125 104H126V103H125ZM177 104H176V105H177ZM207 104H208V103H207ZM231 104H230V105H231ZM241 104H242V107H241ZM253 104H254V103H253ZM253 104H252V105H253ZM257 104H256V105H257ZM78 105H80V104H78ZM92 105H93V104H92ZM94 105H96V104H94ZM120 105H121V103H120ZM174 105H175V104H174ZM174 105H173V106H174ZM226 105H227V104H226ZM226 105L224 106L225 109H224L223 112H225V110L228 109V108H227L228 106H226ZM233 105H231V106H233ZM245 105H246V104H245ZM248 105L245 107V108L247 109V111H245L246 113L248 112ZM252 105H251V106H252ZM263 105H264V104H263ZM263 105H262V106H263ZM52 106H53V105H52ZM58 106H56V107H58ZM198 106H201V105H198ZM251 106H249V110H250V107H251ZM253 106H254V105H253ZM259 106H261V105H258V107H259ZM262 106L259 107L260 111H261V108H262V109L264 108V107H262ZM53 107H54V106H53ZM56 107L53 108V110L56 109ZM77 107H79V106H77ZM81 107H82V106H81ZM85 107H86V106H85ZM91 107H92V106H91ZM93 107H94V106H93ZM167 107H169V106H167ZM175 107H177V106H174L173 108H175ZM181 107H183V106H181ZM190 107H195V109L197 108L196 106H192V105H191ZM190 107H189V108H190ZM203 107L205 108V111H204V113H201V111H200V114H201V115H202V114L205 115V113H207V111H206L207 109H208V113H211V112L214 111V110H212V111L210 112L211 107L208 106V105H207V107H209L210 109L207 108V107H205V106H202V108H203ZM254 107H255V106H254ZM254 107H253V108L251 107L252 110H253V109L257 110V109H258L257 106H256L257 108H254ZM18 108H19V107H18ZM22 108H23V107H22ZM51 108H52V107H51ZM51 108H50V109H51ZM60 108H59V109H60ZM72 108H73V107H72ZM74 108H75V106H74ZM108 108H109V107H108ZM108 108H107V109H108ZM113 108H114V107H113ZM179 108H180V106H179ZM189 108H188V109H189ZM204 108H203V109H204ZM206 108H207V109H206ZM222 108H223V107H221V110H223ZM245 108H244L243 110H245ZM7 109H8V108H7ZM15 109H16V108H15ZM15 109H13V108L10 109V108H9V110H13L14 112H15ZM46 109H47V108H46ZM50 109H49V112H50ZM59 109H56V110L59 111ZM76 109H77V108H76ZM85 109H86V108H85ZM92 109H93V110H96V109H94V108H92ZM185 109H186V108H185ZM185 109H184L183 111H185ZM197 109H199V108H197ZM200 109H201V107H200ZM230 109H232V107H230ZM18 110H19L21 113L24 114V117L22 116V114H21V116H18V117H23V118H25V117L29 114V113H28V108H26V107L23 108L22 111L20 110V108H19ZM44 110H45V109H43V111H42L40 114H43ZM47 110H48V109H47ZM53 110H52V111H53ZM56 110H55V111H56ZM60 110H61V109H60ZM63 110L66 112L67 109H63ZM63 110H62V112L64 113ZM140 110H141V105L136 109V113H135V115H134L133 117H130V118H131V119L134 118V117L136 118V116L138 115V113H139ZM164 110H165V109H164ZM168 110H169V109H168ZM175 110H179V109L177 108V109H175ZM175 110L172 109V111H175ZM181 110H182V109H181ZM181 110H179V111H181ZM191 110H192V109H189V112H191ZM201 110H202V109H201ZM217 110H218V109H217ZM219 110H220V109H219ZM219 110H218L217 112H219ZM221 110H220V112H222ZM1 111H2V110H0V112H1ZM16 111H17V110H16ZM55 111H54L53 113H51V115H52V114L55 115L56 113H58V111H56V113H55ZM69 111H70V110H69ZM87 111H88V110H87ZM98 111H99V110H98ZM118 111H119V109H118ZM131 111H132V109H131ZM192 111H193V112H191V116L194 115V114H192V113H194L195 111L197 112L198 110H195V111L192 110ZM215 111H214L213 113H215ZM232 111H233V110H232ZM234 111H236V110H234ZM263 111H264V110H262V112H263ZM3 112H4V111H3ZM3 112H1V113H3ZM9 112H10V114L12 113V111H9ZM9 112H8V110H7V113H9ZM38 112H40V111L38 110ZM45 112H46V111H45ZM49 112H48V113H49ZM60 112H61V111H60ZM67 112H68V110H67ZM73 112H75V109H74V111H73V109H72V113H73ZM76 112H77V111H76ZM88 112H89V111H88ZM88 112H87V113H88ZM94 112H95V111H94ZM158 112H159V111H158ZM162 112H163V110H162ZM169 112H171V111H169ZM176 112H177V111H176ZM181 112H182V111H181ZM181 112H178V113L181 114ZM185 112H188V111H185ZM185 112H184V113H185ZM217 112H216V114H215L216 116L218 115ZM220 112H219V114H220V116H221V113H220ZM252 112H253V111H252ZM257 112H259V110H258ZM257 112H256V113H257ZM7 113H6V114H7ZM35 113H36V112H35ZM97 113H98V112H97ZM97 113H96V114H97ZM160 113H161V112H160ZM163 113H164V112H163ZM208 113H207V116L209 115V116H208V118H209L211 114H208ZM226 113H229V110H228V112H225V114H226ZM230 113L232 114L233 112L230 111ZM235 113H237V112H234V114H235ZM250 113H251V112H249V114H250ZM254 113H255V111H254ZM254 113H253V115L255 116L256 113H255V114H254ZM263 113H264V112H263ZM263 113H262L261 115H264ZM6 114H5V112H4V115H5V116H7V115L9 116V114H7V115H6ZM17 114H19L18 111H17V112L15 113V115L13 116L14 118L12 117L14 120H15V118L17 117V116H16ZM38 114H39V113H38ZM46 114H47V113H46ZM58 114H60V113H58ZM58 114H57V115H58ZM61 114H62V113H61ZM61 114H60V116H61ZM84 114H85V113H84ZM89 114H91V116H92V113H89ZM108 114H109V113H108ZM166 114L168 115V111H167ZM188 114H190V113L185 114V116L187 115L188 118L191 117V116H188ZM197 114L199 115V111H198ZM231 114H230V115H231ZM243 114L245 115V113H243ZM1 115H3V114H1ZM1 115H0V117H1ZM4 115H3V116H4ZM19 115H20V114H19ZM47 115H48V114H47ZM51 115H49L48 117H51ZM57 115H56V116H57ZM67 115H68V114H67ZM112 115H113V114H112ZM115 115H116V114H115ZM122 115H123V114H122ZM139 115H140V114H139ZM157 115H158V114H157ZM157 115H156V118H157ZM167 115H166V116H167ZM178 115H179V114H178ZM178 115H177V117H178ZM182 115H184V114L182 113ZM182 115H181V116H182ZM195 115H196V113H195ZM198 115H196V118H197V119H198ZM213 115H214V114H213ZM213 115H211V116H213ZM222 115H223V114H222ZM232 115H233V114H232ZM235 115H236V114H235ZM237 115H238V113H237ZM251 115H252V113H251ZM253 115H252V116H253ZM258 115L260 116L259 113H258ZM258 115H257V116H258ZM10 116H11V115H10ZM10 116H9V117H10ZM36 116H38V115L36 114ZM36 116H35V117H36ZM39 116H40V115H39ZM43 116H45V119H46V115L43 114ZM52 116H53V115H52ZM60 116H59V115L57 116L58 119H59ZM79 116H80V115H79ZM83 116H84V115H83ZM83 116H82V117H83ZM91 116H90V117H91ZM98 116H99V115H98ZM116 116H118V115H116ZM159 116H160V114H159ZM173 116H174V115H173ZM179 116H180V115H179ZM220 116H219V118H220ZM245 116H246V115H245ZM254 116H253V117H254ZM257 116H256V117H257ZM18 117L16 118L17 120H18ZM48 117H47V118H48ZM70 117H71V113H70ZM82 117H81V118H82ZM87 117H88V116H87ZM90 117H89V118H90ZM92 117H94V116H92ZM92 117H91V118H92ZM106 117H108V116H106ZM113 117H114V115H113ZM151 117H152V116H151ZM167 117H168V116H167ZM177 117H176V119H178ZM193 117H194V116L191 117V119H190V121H189L190 123H192L191 120H192ZM200 117H201V116H200ZM202 117H204V116H202ZM222 117L224 118V116H222ZM229 117H230V116H229ZM233 117H235V116H233ZM233 117H232V118H233ZM236 117H237V116H236ZM238 117H239V116H238ZM240 117H241V120H242L243 116H240ZM240 117H239V118H240ZM253 117H252V118H253ZM256 117H255V119H252V120H254L255 123H256L255 120H257ZM5 118H7V117H5ZM5 118H3V120H5ZM10 118H11V117H10ZM10 118H9V119H10ZM37 118H38V117H37ZM41 118H42V115H41ZM43 118H44V117H43ZM43 118H42V119H43ZM54 118H55V117H54ZM61 118H62V117H61ZM64 118H65V117H64ZM71 118H72V117H71ZM73 118H74V117H73ZM76 118H77V117H76ZM97 118H98V117H97ZM115 118H116V117H115ZM153 118H154V117H153ZM161 118L163 119V117H161ZM161 118H159V119H161ZM170 118H172V117H168V119H170ZM173 118H175V117H173ZM182 118H183V116H182ZM182 118H181V119H182ZM185 118H186V117H185ZM196 118H195V119H196ZM210 118L212 119L213 117H210ZM210 118H209V119H210ZM227 118H228V116L226 117V119H227ZM232 118H231V119H232ZM239 118H237V119L234 120V121H235L234 124H235V126L238 128V131H239V129L242 130V128H243V129L245 130V133H246V131L248 130V128H247L245 125H243V123H240V121H239L240 119H239ZM258 118H259V117H258ZM263 118H264V117H262V118L260 117V119H258V122H260L261 119L264 120ZM0 119H1V118H0ZM9 119H7V120H9ZM33 119L35 120L34 117H33ZM38 119L40 120V117H39ZM52 119H53V117H52ZM52 119H49V120H52ZM65 119H66V118H65ZM104 119H105V118H104ZM112 119H113V118H112ZM112 119H109L110 122L112 121ZM122 119H123V118H122ZM157 119H158V118H157ZM157 119H156V120H157ZM168 119H167V120H168ZM195 119H194V120H195ZM200 119H201V118H200ZM200 119H198V120H200ZM214 119H215V118H213V120H214ZM217 119H218V118H216V120H217ZM228 119H229V118H228ZM243 119H244V118H243ZM248 119H249V117H248ZM11 120H12V119H11ZM34 120H32V121H34ZM39 120H38V121H39ZM43 120H44V119H43ZM47 120H48V119H47ZM47 120H46L45 122H44V121H43V122L41 121V122H42V123H46ZM53 120H54V119H53ZM59 120L62 121V119H59ZM71 120H73V119H71ZM81 120H83V118H82ZM93 120H94V119H93ZM96 120H97V119H96ZM194 120H192V121L194 122ZM198 120H196V122H197ZM205 120H206V118H205ZM205 120L203 119V120H202V123H199V124H203V122H204ZM220 120H221V119H220ZM220 120H219V122H220ZM1 121H2V120H1ZM55 121H56V119H55ZM66 121H67V119H66ZM75 121H76V119H75ZM88 121H89V120H88ZM125 121H126V120H125ZM154 121H155V119H154ZM168 121H169V120H168ZM171 121H172V120H171ZM175 121H177V120H175ZM185 121H188V119L186 118ZM185 121H184V120H181V122H183V124H184ZM200 121H201V120H200ZM206 121H208V119H207ZM206 121H205V125H207V124L209 123V122L206 123ZM209 121H210V120H209ZM211 121H212V120H211ZM211 121H210V124H211ZM214 121H215V120H214ZM225 121L227 122V120H225ZM245 121H247V119H245ZM5 122H6V120H5ZM49 122H50V121H49ZM68 122H69V121H68ZM68 122H67V123H68ZM73 122H74V121H73ZM89 122H90V121H89ZM95 122H96V121H95ZM107 122H108V120H107ZM113 122H114V121H113ZM120 122H121V121H120ZM159 122H161V121H159ZM179 122H180V120H178V122L172 127V130H171V131H170V129H168V130L170 131V132H168L169 134H168V133H165V134H167V136H168L169 138H172V139H173L174 135H172V136L170 137V133H172V132H174V131H177L176 128H178L179 126L181 127V126L183 125L181 122H180V125H179ZM189 122H188V124L190 125ZM198 122H199V121H198ZM219 122H218V123H219ZM222 122H223V121H221V124H222ZM232 122H233V121H231V123H232ZM242 122H243V121H242ZM261 122H264V121H261ZM261 122H260V124H262ZM0 123H1V122H0ZM27 123H28V125H26V126H27V129H26V127H24V126H22V127L25 128V129L23 128L24 131L27 130V131L29 132V130H28V126H29V123H30V122H27ZM27 123H26V124H27ZM63 123H64V120H63ZM63 123H62V125H63ZM71 123H72V122H71ZM82 123H83V121H82ZM85 123H86V122H85ZM105 123H106V120H105ZM105 123H104V124H105ZM111 123H112V122H111ZM118 123H119V120H118ZM133 123H134V122H133ZM146 123H147V122H146ZM149 123H150V122H149ZM155 123H156V122H155ZM168 123H169V122H168ZM171 123H173V122H171ZM186 123H187V122H186ZM214 123H215V122H214ZM214 123H213V124H214ZM231 123H230V124H231ZM246 123L250 124V126H254V125H252V121L249 123V120H248V122H246ZM46 124H47V123H46ZM58 124H60V121H59ZM68 124H69V123H68ZM76 124H78V121H77ZM89 124H91V126H90V125H85V124L82 125V126L80 125L79 129H80V130H83V131L86 130V131H89V132H92V131L94 132V131H95V133L98 132L97 130L99 129V127H98V129L95 130V127L93 126L94 123H92V121H91ZM102 124H103V122H102ZM108 124H109V123H107L106 126L109 127V125H111V124H109V125H108ZM113 124H114V123H112V125H113ZM165 124H166V121H165ZM188 124H185V125H188ZM196 124H198V123H196ZM210 124H208V125L210 126ZM216 124H217V121H216ZM221 124H220V125H221ZM225 124H226V123H225ZM225 124H224V125H225ZM228 124H229V122H228ZM256 124H257V123H256ZM23 125H24V124H23ZM31 125L33 126L34 124L31 123ZM36 125H37V124H36ZM36 125H34L33 128H35ZM47 125H48V124H47ZM47 125H46V126H47ZM54 125H55V124H54ZM151 125H153V126H157V127L159 128L158 125H154V124H151ZM159 125H160V127H161V124H159ZM163 125H164V123H163ZM172 125H173V124H171V126H172ZM193 125H194V123H193ZM205 125H203V127H204ZM211 125H212V124H211ZM214 125H215V124H214ZM220 125H219V126H220ZM232 125H233V124H232ZM232 125H231V126H232ZM14 126H15V125H14ZM41 126H42V125H41ZM43 126H44V124H43ZM52 126H53V124H52ZM55 126H57V125H55ZM64 126L67 127L65 124H64ZM103 126H105V125H103ZM117 126H118V124L115 125V127H117ZM165 126H166V125H164V128H165ZM169 126H170V124L168 125V127H169ZM171 126H170V128H171ZM175 126H177V127H175ZM201 126H202V125H201ZM209 126H207V128H209ZM212 126H213V125H212ZM222 126H223V125H222ZM226 126H227V125H226ZM233 126H234V125H233ZM235 126H234V127H235ZM247 126L249 127V125H247ZM259 126H260V125H259ZM261 126H262V125H261ZM261 126H260V128H261ZM22 127H21V128H22ZM30 127H31V126H30ZM36 127H38V125H37ZM50 127H51V126H50ZM61 127H62V126H61ZM72 127L74 128V126H72ZM108 127H106V128H108ZM115 127H114V128H115ZM174 127H175V129H174V131H173V128H174ZM199 127H200V126H199ZM199 127L197 126V128H199ZM254 127H255V126H254ZM256 127H257V129H256L255 131H256V133H257V132H258V131H257V130H258V126H256ZM263 127H264V123H263ZM6 128H9V127H6ZM6 128H5V129H6ZM13 128H14V127H13ZM13 128H12V129H13ZM16 128H17V127H16ZM16 128H15V132H18V134L21 133V134L19 135V137L21 138V135H22L23 130H20L19 127H18L19 130H16ZM40 128H43V127H40ZM46 128L48 129L49 126H48V127H45L44 130H45ZM54 128H55V127H54ZM54 128H53V129H54ZM56 128H57V127H56ZM69 128H70V127H69ZM102 128H103V127H102ZM119 128L121 129V125H120ZM126 128H127V127H126ZM147 128L149 129L150 127H147ZM152 128H153V127H152ZM182 128H183V127H182ZM184 128H185V127H184ZM184 128H183V130H184ZM186 128L188 129V127H186ZM190 128H191V127H190ZM200 128H202V127H200ZM200 128H199V129H200ZM210 128H215V127L213 126V127H210ZM217 128H218V124H217ZM226 128H228V127H226ZM230 128H231V127H230ZM260 128H259V129H260ZM2 129H3V128H2ZM2 129H1V131H2ZM29 129H30V128H29ZM31 129H32V128H31ZM31 129H30V130H31ZM50 129H52V127H51ZM58 129H60V128H58ZM64 129H65V128H64ZM109 129H110V128H109ZM109 129H107V130H109ZM111 129H112V128H111ZM115 129H117V128H115ZM120 129H118V130H120ZM128 129H129V128H128ZM137 129H138V128H137ZM137 129H136V130H137ZM145 129H146V128H145ZM159 129H160V128H159ZM180 129H181V128H180ZM204 129H205V128H203V130L201 131L202 133H203V131L205 132ZM223 129H225V127H224ZM231 129H232V128H231ZM253 129H254V128H252V130H253ZM263 129H264V128H262V130H263ZM32 130H34V129H32ZM40 130H41V129H40ZM66 130H67V129H66ZM66 130H65V132H66ZM68 130H69V129H68ZM124 130H125V129H124ZM149 130H150V129H149ZM152 130H153V129H152ZM156 130H157V129H156ZM156 130H155V131H156ZM161 130H164V129H161ZM161 130H160V131H161ZM166 130H167V129H166ZM166 130H165V131H166ZM197 130H198V129H197ZM213 130H214V129H213ZM221 130H222V127H221ZM228 130H229V128H228ZM234 130H235V129H234ZM236 130H237V129H236ZM241 130H240V131H241ZM249 130H251V129H249ZM21 131H22V132H21ZM27 131H25V132L23 133V136H25V133H26ZM37 131H38V130H37ZM51 131H52V130H51ZM57 131H58V130H57ZM114 131H115V130H114ZM127 131H128V130H127ZM132 131H134V130H132ZM139 131H140V130L134 131V132H135V138H136V140L139 139V138H137V136H136V132H139ZM144 131H145V130H143V133H144ZM147 131H148V130H147ZM155 131H153V132H155ZM165 131H164V132H165ZM178 131H179V129H178ZM194 131H195V130H194ZM230 131H231V130H230ZM19 132H20V133H19ZM41 132H42V131H41ZM44 132H45V131H44ZM48 132H49V131H48ZM60 132H61V131H60ZM100 132H102V134L104 135V133H103V132H104L103 129H101ZM111 132H112V131H111ZM111 132H110V131H107V134H109V133L111 134ZM118 132H119V131H118ZM121 132H122V130H121ZM145 132H146V131H145ZM148 132H149V131H148ZM161 132H162V131H161ZM187 132H188V130H187ZM198 132H199V131H198ZM198 132H196V133H198ZM201 132H200L199 134H196V135H200ZM216 132H220V127H219V130H217ZM231 132H232V131H231ZM243 132H244V131H243ZM249 132L251 133L252 131H249ZM12 133H14L13 130L11 131L10 134H12ZM29 133H30V132H29ZM31 133H32V131H31ZM31 133H30V134H31ZM33 133H34V132H33ZM57 133H58V132H57ZM57 133H56V134H57ZM69 133H70V132H69ZM72 133H73V132H72ZM114 133H115V134H118L116 131H115ZM114 133H112V135H113ZM128 133H129V132H128ZM140 133H141V132H140ZM140 133H139V134H140ZM177 133H178V132H177ZM180 133H181V132H179V134H180ZM221 133H222V131H221ZM221 133H220V134H221ZM224 133H225V132H224ZM224 133H222V134H224ZM229 133H230V132H229ZM234 133H237V132L234 131ZM250 133H248V135H249ZM253 133H254V132H252V134H253ZM256 133H255V134H256ZM15 134H16V133H15ZM30 134H28L29 137H30ZM34 134H35V133H34ZM56 134H53L52 138H54ZM61 134H62V133H61ZM74 134H75V133H74ZM86 134H87V133H85V134H83V135H86ZM115 134H114V135H115ZM119 134H120V133H119ZM121 134H122V133H121ZM121 134H120V135H121ZM124 134H125V133H124V131H123V136H124ZM126 134H127V133H126ZM126 134H125V135H126ZM129 134H130V133H129ZM129 134H127V135L129 136ZM132 134L134 135L133 132H132ZM132 134H130V136H131ZM139 134L137 133V135H139ZM144 134H145V133H144ZM144 134H142V135L144 136ZM147 134H149V133H147ZM147 134H145V135H147ZM154 134H155V133H154ZM156 134H159V135H160V132H159V133H156ZM156 134H155V135H156ZM172 134H175V133H172ZM188 134H189V133H188ZM193 134H194V133H193ZM210 134H211V132H210ZM220 134H218V133L211 134V135H212V137L210 136V137H211V138H210L211 140H210L209 142H207V144H208V145L210 144V146H206V147L204 146V147H203L204 149H201V147H202L203 145L200 146L199 154L202 155V154H206V153H207L208 156H205L203 159H196L194 165H193V163H192V161H191V160H192V156H193L194 151H193V149L190 147L189 149L187 148V149H185V150H183V151L181 150L182 152L179 154V156H176V157H178V158L173 157V159L175 158V160H174L172 163H168V166H170L172 169L174 168V170H175V176H176V178H178V179H176L175 181L180 180V181H178L177 183H179V184H183V185H184V182H186V181H193V182H194V184H193L194 186H193V187L198 188V189H202V190H205V191H208L209 193H210V191H212V190L215 191V192H218L217 194L221 197V200H219V199L214 200V199H213L214 201H208V200H202L203 198H202V199H200L199 197H198V198H194V197L186 196V195H182V194H181V195H173V196L181 197V199L183 200V202L185 203V205L183 206L184 208H181V209H179V210H177V211H173L172 214H171V213L169 214V213H166V212H165V215L167 214V217H171V219H168V220H170V221H169V222H170V225H169V226L172 227V228H174V229H176V231H175L174 229H172V231L174 230L175 232H172L171 230H169V231L166 230V231H165L164 229H161V230H158L157 235L154 236V238H151L152 240L149 242V244H151V248H153V246H156V245H158V247H159V245H161V247H162V245H164V248L162 247V250H161V252H160L159 254H157L158 252H156V257H152V254H151V256H150V254H149V253L146 251V249H144V247L142 246V243H140L141 241L138 242V240H134V239H133V240H130L128 237H124V236L122 235V233H121L120 235H117L116 232H115L116 236L113 237V240H108V241H106V242H104V243H99V242L97 241V242H98V245H96V246L93 247V248H96V251H97V253L94 254V255L97 256L96 259H95L96 263H98V264H99V263H100V264H123V263L127 262V260H128V261L130 260V264H131V262H132V264H133L135 260L133 259L134 261H131L132 259H130V258H134V256H135V257H139V258H140V259H136V260H138V263H137V261H135L137 264H263V262H264V225L260 224L259 228H258L256 231H254V232L252 233L254 236H257V237L259 238V242H258V245H257V248H256V249H254V250L251 249V248L248 247L247 245L243 244L242 241L245 240L247 237H251V230H250V228H249V227H250V224L253 222L254 219H257V218H258V217H254L253 214H255L256 212H258V214L260 215V214H261V211L264 209V201H263L262 203H261V202H257V203H256V202H255V199H254L255 197H257L258 194H261V196H260L261 199L264 198V132H260L257 136L255 135V137L252 136V137H253V140L255 141V142L253 143L254 145H253V144H252L253 146L251 145L252 148H251V146H249V143H247V142L244 140V138H241L242 136H241V137H238V138H234L235 136H238V134H237V135H236V134H233V136H234L233 138H234V139H233V138H230V136H231V135H230V136H229V138H230L229 141L227 140V139H229V138L226 139V138L224 137V138H225V139H224L222 136H220ZM230 134H231V133H230ZM252 134H251V135H252ZM36 135H37V133H36ZM36 135H35V136H36ZM87 135H88V134H87ZM96 135H97V134H96ZM103 135H102V136H103ZM114 135H113V137H115ZM133 135H132V139H133ZM140 135H141V134H140ZM149 135H151V134H149ZM163 135H164V134H163ZM177 135H178V134H177ZM177 135H175V136H177ZM182 135H183V134H182ZM184 135H185V133H184ZM201 135H202V134H201ZM205 135H206V134H205ZM205 135H203V136H205ZM225 135H226V134H225ZM225 135H224V136H225ZM5 136H7V135H5ZM5 136H4V137H5ZM11 136L14 137V135H11ZM11 136H9V138H10ZM16 136H17V135H16ZM16 136L14 137V139L16 138ZM32 136H34V135L32 134L31 137H32ZM35 136H34V139H37ZM46 136H48V135L46 134ZM62 136H63V135H62ZM62 136H61V137H62ZM88 136H89V135H88ZM91 136H92V134H91ZM94 136H95V135H94ZM94 136H93V137H94ZM97 136H98V135H97ZM102 136L99 135L98 137L94 138V139H95V144H97L96 142H98V140H96L97 138H101V140H103V139H102ZM117 136H119V135H117ZM160 136H161V135H160ZM164 136H165V135H164ZM164 136L162 137V139L164 138ZM178 136H179V135H178ZM245 136H246V135H245ZM27 137H28V136H27ZM29 137H28L27 139H29ZM31 137H30V138H31ZM38 137H39V136H38ZM40 137H41V136H40ZM57 137H58V136H57ZM57 137H55V138H57ZM59 137H60V135H59ZM66 137H68V136H66ZM104 137H106V132H105V136H103V138H104ZM125 137H126V136H125ZM125 137H124V139H125ZM138 137H139V136H138ZM156 137H159V136H156ZM199 137H200V136H199ZM199 137H198V139H199ZM227 137H228V136H227ZM246 137H247V136H246ZM246 137H245V138H246ZM7 138H8V137H7ZM7 138H6V139H7ZM23 138H24V137H23ZM52 138H51V139H52ZM62 138H64V136H63ZM68 138H69V137H68ZM80 138H81V137H80ZM86 138H90V137H86ZM111 138H112V137H111ZM111 138H110V139H111ZM116 138H117V137H116ZM120 138H122V137H120ZM128 138H129V137H128ZM147 138H148V137H147ZM152 138H153V137H152ZM169 138L166 137V139H169ZM193 138H194V136H193ZM201 138H202V137H201ZM249 138H250V137H249ZM11 139H12V137H11ZM25 139H26V137H25L23 140H25ZM45 139H46V138H45ZM58 139H59V138H57V140H58ZM64 139H65V138H64ZM94 139L92 138V140H94ZM126 139H127V138H126ZM130 139H131V138H130ZM130 139H129V140H130ZM140 139H141V137H140ZM144 139L146 140V138H144ZM176 139H177V138H176ZM176 139H175V140H176ZM185 139H186V138H185ZM195 139H196V137H195ZM205 139H209V138L207 137V138H205ZM205 139H204V141H205L204 144H206V140H205ZM231 139H233V140H231ZM251 139H252V138H251ZM8 140H9V139H8ZM17 140H18V139H16V141H17ZM19 140H21V139H19ZM19 140H18L16 143H20V145H21V142H20ZM23 140H21L22 143H24ZM29 140H30V139H29ZM37 140H38V139H37ZM53 140L55 141V139H53ZM53 140H52V142H53ZM57 140H56V141H57ZM62 140H63V139H62ZM66 140H67V139H66ZM69 140H70V139H69ZM81 140H83V137H82ZM86 140H87V139H86ZM99 140H100V139H99ZM101 140H100L99 142H101ZM113 140H114V139H113ZM129 140L127 139V141H129ZM136 140H135V142H138V140H137V141H136ZM160 140H161V139H160ZM180 140H181V139H180ZM189 140H190V139H189ZM12 141H14V140H12ZM49 141H50V140H49ZM104 141H105V140H103V143H104ZM109 141H110V140H109ZM109 141H107V139H106V145H107V142H109ZM124 141H125V140H124ZM142 141H143V140H142ZM147 141H148V140H147ZM151 141H152V140L150 139L149 142H151ZM153 141H154V138H153ZM161 141H162V140H161ZM165 141L167 142V140H165ZM169 141H170V140H169ZM227 141H228V143H227ZM249 141H250V139H249ZM31 142H33V141L31 140ZM39 142H41V141L39 140ZM70 142H71V141H70ZM70 142H69V143H70ZM73 142H74V141H73ZM84 142H85V139H84L83 143H84ZM99 142H98V143H99ZM125 142H126V141H125ZM125 142H124V143L121 142V143L124 145V144H126ZM154 142H155V141H154ZM174 142H175V141H174ZM181 142H183V141H181ZM188 142H189V141H188ZM188 142L185 141V143H188ZM190 142H191V141H190ZM190 142H189V143H190ZM26 143H27V140H26ZM33 143H34V142H33ZM37 143H38V142H37ZM37 143H36L35 145H37ZM47 143H48V142H47ZM49 143H50V142H49ZM55 143H56V142H55ZM86 143H87V142H86ZM88 143H90V140H89ZM103 143L101 142L102 145H103ZM109 143H110V142H109ZM109 143H108V144H109ZM128 143L131 144L130 142H128ZM139 143H140V142H139ZM146 143H147V142H146ZM155 143H156V142H155ZM176 143H177V142H176ZM251 143H252V142H251ZM13 144H15V143H13ZM31 144H32V143H31ZM38 144H39V143H38ZM42 144H44V143H42ZM65 144H66V143H65ZM80 144L82 145V142H81ZM91 144H92V146H93L94 141H93V143L91 142ZM104 144H105V143H104ZM111 144H112V143H111ZM116 144H117V143H116ZM119 144H120V143H119ZM142 144H145V142L143 141ZM148 144H149V143H148ZM148 144H145V145L147 146ZM159 144H160V143H159ZM171 144H172V143H171ZM180 144H181V143H180ZM10 145H11V144H10ZM16 145H17V144H16ZM16 145H13V147H16ZM20 145H17V146H20ZM23 145H24V144H23ZM28 145H29V144H28ZM28 145L25 146V147H28ZM60 145H61V144H60ZM87 145H88V144H87ZM97 145H98V144H97ZM127 145H128V144H127ZM137 145H139V144L136 143V146H137ZM150 145L152 146V144H150ZM200 145H201V144H200ZM21 146H22V145H21ZM30 146H31V145H30ZM32 146H33V145H32ZM50 146H51V145H50ZM55 146H57V144H56ZM76 146H77V145H76ZM76 146H74V147H76ZM78 146H80V145H78ZM82 146H83V145H82ZM90 146H91V145H90ZM98 146H99V145H98ZM98 146L96 147V148H98L96 151H98V150L100 151V148L103 149V147H100V148H99ZM118 146H120V145H118ZM140 146H141V145H140ZM143 146H144V145H143ZM161 146H162V144L160 145V147H161ZM167 146H168V145H167ZM187 146H188V145H185V147H187ZM190 146H192V145H190ZM195 146H196V144H195ZM8 147H9V146H8ZM10 147H12V146H10ZM10 147H9V148H10ZM42 147H43V146H42ZM86 147H87V146H86ZM86 147H83V148H86ZM94 147H95V146H93V147H91V148L93 149ZM106 147H107V146H106ZM106 147L104 146L105 149H106ZM108 147H110V146H108ZM113 147H114V146H113ZM113 147H111V148H113ZM124 147H125V146H124ZM138 147H139V146H138ZM149 147H150V146H149ZM179 147H180V146H179ZM198 147H199V146H198ZM9 148H8V149H9ZM18 148H19V149H16V151H17V150H20V147H18ZM21 148H22V147H21ZM29 148H30V147H29ZM32 148H33V147H32ZM36 148H37V146H36ZM89 148H90V147H89ZM96 148H95V149H96ZM119 148H120V147H119ZM136 148H137V147H136ZM144 148H145V147H144ZM154 148H155V147H154ZM165 148H166V147H165ZM176 148H178V147H176ZM181 148H182V147H181ZM249 148H250V149H249ZM10 149L12 150V148H10ZM10 149H9V150H10ZM24 149H25V148H24ZM40 149H43V148L40 147ZM40 149H39V152H40ZM44 149H45V148H44ZM46 149H47V147H46ZM92 149H89V150H92ZM107 149L110 150L109 148H107ZM132 149H133V148H132ZM162 149H163V148H162ZM5 150H7V147L5 148ZM11 150H10V151H11ZM25 150H26V149H25ZM27 150H28V149H27ZM34 150H35V149H34ZM47 150H49V149H47ZM77 150H78V148H77ZM81 150H82V149H81ZM85 150H86V149H85ZM87 150H88V149H87ZM197 150H198V149L196 148V151H197ZM10 151H9V152H10ZM14 151H15V149H14ZM41 151H42V150H41ZM44 151H45V150H44ZM79 151H80V150H79ZM106 151H107V150H106ZM121 151H122V150H121ZM168 151H169V149H168ZM172 151H173V150H172ZM9 152H7V151L4 152V151H3V152L1 153V155L3 156V153H7V156H8V154L10 155ZM11 152H12V151H11ZM22 152H23V151H22ZM31 152H32V151H31ZM33 152H36V151H33ZM74 152H75V151H74ZM148 152H149V151H148ZM178 152H179V151H178ZM43 153H44V152H43ZM68 153H69V155H71V151L68 152ZM80 153H81V152H80ZM90 153H91V152H90ZM98 153H99V152H98ZM111 153H112V152H111ZM119 153H120V152H119ZM122 153H123V152H122ZM141 153H142V152H141ZM14 154H15V153H14ZM23 154H25V153L23 152ZM23 154H22V155H23ZM30 154H31V153H30ZM32 154H33V153H32ZM32 154H31V155H32ZM38 154H39V153H37V155H38ZM41 154H42V152H41ZM74 154H75V153H74ZM82 154H84V155H83V158H84L85 153H84L83 151H82ZM87 154H88V153H86V155H87ZM96 154H97V153H96ZM99 154H100V153H99ZM15 155H16V154H15ZM26 155H27V154H26ZM31 155H30V156H31ZM34 155H35V154H34ZM39 155H40V154H39ZM44 155H45V154H44ZM44 155H42V156H44ZM67 155H68V154H67ZM77 155L79 156V154H77ZM89 155H91V154H89ZM113 155H114V154H113ZM144 155H145V154H144ZM166 155H167V154H166ZM2 156H1V157H2ZM4 156H5V159H6V155H5V154H4ZM4 156H3V158H4ZM18 156H19V155H18ZM45 156H46V155H45ZM47 156H48V155H47ZM52 156H53V155H52ZM71 156H72V155H71ZM73 156H74V155H73ZM73 156H72V157H73ZM92 156H94V155H92ZM96 156H97V155H96ZM101 156H102V155H101ZM125 156H126V155H125ZM141 156H142V155H141ZM149 156H150V155H149ZM157 156H158V155H157ZM16 157H17V156H16ZM23 157H24V156H23ZM26 157H27V156H26ZM28 157H29V156H28ZM53 157H54V156H53ZM67 157H68V156H67ZM72 157H71V158H72ZM79 157L82 158L81 156H79ZM87 157H88V156H87ZM94 157H95V156H94ZM98 157H99V156H98ZM108 157H109V156H108ZM110 157H111V156H110ZM118 157H119V156H118ZM9 158L11 159V161H14V157H12L13 159L11 158V156H10ZM17 158H18V157H17ZM17 158H15V160H16ZM34 158H35V156H34ZM43 158H44V157H43ZM54 158H55V157H54ZM69 158H70V157H69ZM85 158H86V156H85ZM123 158H124V157H123ZM126 158H127V157H126ZM5 159H3V160H5ZM18 159H19V158H18ZM30 159H32V157H30ZM30 159H29V160H30ZM36 159H40V158H36ZM48 159H49V158H48ZM63 159H64V158H63ZM63 159H62V160H63ZM66 159H67V158H66ZM66 159H65V160H66ZM72 159H73V158H72ZM90 159L92 160V157H91V156H90ZM102 159H103V158H102ZM143 159H144V158H143ZM155 159H156V158H155ZM0 160L2 161V158H1ZM24 160H25V159H24ZM41 160H42V159H41ZM41 160H40V161H41ZM56 160H57V158H56ZM75 160H76L77 162H79V163L81 162V159H80V161H78L77 159H75ZM75 160H73V161H75ZM82 160L84 161V159H82ZM88 160H89V157H88ZM88 160H85V161H88ZM124 160H125V159H124ZM157 160H158V159H157ZM1 161H0V163H2ZM7 161H8V159H7L5 162H7ZM20 161H21V160H20ZM25 161H26V160H25ZM30 161H31V160H30ZM35 161H36V160H35ZM58 161H59V160H58ZM60 161H61V160H60ZM95 161H96V159H95ZM8 162L10 163V161H8ZM26 162H27V161H26ZM38 162H39V161H38ZM47 162H48V161H47ZM54 162H55V159H54ZM64 162H65V161H64ZM64 162H63V163H64ZM69 162H70V161L66 162V163H68V165H66V166H70V165L73 164V163H72V164H69ZM77 162H76L75 164L78 165ZM105 162H106V161H105ZM11 163H12V162H11ZM11 163H10V166H11ZM13 163H14V162H13ZM16 163H17V162H16ZM20 163H21V162H20ZM23 163H24V162H23ZM42 163H43V162H42ZM52 163H53V161H52ZM57 163H58V162H57ZM61 163H62V162H61ZM83 163H84V164H86V163L89 164V162H83ZM153 163H154V162H153ZM24 164H25V163H24ZM29 164H30V163H29ZM33 164H34V163H33ZM39 164H41V163H39ZM47 164H49V162H48ZM50 164H51V163H50ZM50 164H49V167H50ZM116 164H117V163H116ZM151 164H152V163H151ZM54 165H55V164H54ZM61 165H62V164H61ZM61 165H60V166H61ZM81 165H82V164H81ZM92 165H93V164H92ZM113 165H114V163H113ZM159 165H160V164H159ZM3 166H7V165H3ZM3 166H2V167H3ZM38 166H40V165H38ZM58 166H59V165H58ZM64 166H65V164H64ZM64 166L62 165V168H63ZM75 166H76V165H74V167H75ZM83 166L85 167V165H83ZM83 166H82V168H84ZM12 167H13V166H12ZM18 167H20V166H18ZM21 167H23V166L21 165ZM32 167H33V166H32ZM40 167H41V166H40ZM77 167H78V169H79V165H78ZM77 167H75V168L71 167V168H73V169H75V171H77V170H76ZM89 167H90V166H89ZM95 167H96V166H95ZM95 167H94V168H95ZM132 167H133V166H132ZM37 168H38V167H37ZM42 168H43V167H42ZM42 168H41V169H42ZM46 168H47V167H46ZM53 168H54V166H53ZM56 168H57V167H56ZM66 168H67V167H65V169H66ZM129 168H130V167H129ZM133 168H134V167H133ZM2 169H3V168L0 169V173L2 172V171H1ZM18 169H19V168H18ZM50 169H51V168H49V170H50ZM65 169H64V170H65ZM68 169H69V168H68ZM68 169H67V171H68ZM21 170H22V168H21ZM44 170H45V169H44ZM52 170H53V169H52ZM82 170H83V169H82ZM85 170H86V169H85ZM200 170H201V171H202V170H203V171L205 170L204 173L202 172L204 175H202V174L200 173ZM16 171H17V169H16ZM22 171H23V170H22ZM35 171H36V170H35ZM35 171H34V172H35ZM38 171H39V170H38ZM40 171H41V170H40ZM42 171H43V170H42ZM56 171H62V172H63V169L56 170ZM65 171H66V170H65ZM70 171L72 172V170H70ZM79 171H80V170H78V173H79ZM91 171H92V170H91ZM117 171H118V170H117ZM124 171H125V170H124ZM170 171H171V170H170ZM30 172H33V171H30ZM43 172H46V171H43ZM47 172H49L48 169H47ZM47 172H46V174H47ZM68 172H69V171H68ZM73 172H74V170H73ZM88 172H89V171H88ZM126 172H127V171H126ZM155 172H156V171H155ZM173 172H174V171H173ZM15 173H16V172H15ZM25 173H27V172H25ZM40 173H41V172H40ZM52 173H53V172H52ZM65 173H66V172H65ZM65 173H63V174H65ZM69 173H70V172H69ZM74 173H75V172H74ZM78 173H76V174H78ZM93 173H94V172H93ZM171 173H172V172H171ZM205 173H206V174H205ZM6 174H7V172H6ZM12 174H14V173H12ZM33 174H34V173H33ZM33 174H32V175H33ZM36 174H37V173H36ZM42 174L44 175L45 173H42ZM42 174H41V175H42ZM50 174H51V173H50ZM63 174H62V175H63ZM147 174H148V173H147ZM160 174H161V173H160ZM27 175H28V174H27ZM38 175L40 176V174H38ZM38 175H37V176H38ZM43 175L40 176V177L43 178V177L46 176V175H44V176H43ZM47 175H48V174H47ZM54 175H57V174L54 173ZM58 175H59V173H58ZM58 175H57V176H58ZM60 175H61V174H60ZM113 175H114V174H113ZM121 175H122V174H120V178H121ZM135 175H136V174H135ZM137 175H138V174H137ZM140 175H141V174H140ZM154 175H155V174H154ZM193 175H195L196 177H194ZM200 175H202V176H200ZM8 176H9V175H8ZM8 176H7V177H8ZM12 176H13V175H12ZM18 176H19V175H18ZM35 176H36V175H35ZM64 176H65V178L67 177V175H64ZM64 176L61 177V178H60V177H58V178H60V180H61V179H64ZM69 176H70V175L68 174V177H69ZM72 176H73V175H72ZM72 176H71V177H72ZM110 176H111V175H110ZM117 176H118V175H117ZM127 176H128V175H127ZM145 176H146V175H145ZM25 177H26V175H25ZM48 177H50V176L48 175ZM48 177H45V178H48ZM54 177H56V176H54ZM54 177L51 176V180H52ZM71 177H69L68 179H70ZM77 177H78V176H77ZM100 177H101V176H100ZM100 177H99V178H100ZM111 177H112V176H111ZM147 177H148V176H147ZM156 177H157V176H156ZM164 177H167V176H164ZM164 177H163V178H164ZM169 177H170V180H171V177H172V176L169 175ZM36 178H37V177H36ZM42 178H39V179L41 180ZM113 178H115V177H113ZM120 178H118V179H120ZM123 178H124V177H123ZM143 178H144V177H143ZM172 178L175 179V177H172ZM6 179H7V178H6ZM25 179H28V178H25ZM29 179H31V178H29ZM49 179H50V178H49ZM55 179H56V178H55ZM68 179H67V180H68ZM80 179H81V178H80ZM115 179H116V178H115ZM115 179H112V180H115ZM118 179H116V180H118ZM138 179H139V178H138ZM161 179H162V177H161ZM33 180H35V179H33ZM40 180L37 179V182L40 181ZM44 180H45V179H44ZM91 180H94V179H91ZM106 180H107V179H106ZM108 180H109V178H108ZM110 180H111V179H110ZM112 180H111V182H112ZM116 180H115V181H116ZM120 180H121V179H120ZM135 180H136V179H135ZM157 180H159V178H157ZM167 180H168V179H167ZM25 181H26V180H25ZM35 181H36V180H35ZM42 181H43V180H42ZM47 181H48V180H47ZM47 181H46V182H47ZM63 181H65V180H63ZM81 181H82V180H81ZM85 181H86V180H85ZM97 181H98V180H97ZM100 181H102V180H100ZM103 181H104V180H103ZM122 181H123V180H122ZM124 181H125L124 183H121V184H120L121 187H118L119 189L121 188V189L123 190V194H122V195H125L124 198L127 197L128 200L130 201V202H129V203H131L130 206H129L130 208H131V206H132V204H133V206H135V209H136V208L138 209L137 213H138V212H142V211L145 209V205H143V204H144V203H143V199H144V198L146 199V198H149V197H150V196H149V197L147 196V195H149V194H147V192H146V191H148V189L145 191V189H146V188H145V187H146V186H145V183L143 182L144 185L141 184V183L138 184V183H135V182H133V181H131V180L129 181V179L124 180ZM2 182H3V181H2ZM30 182H31V183H29V182L27 181L26 183H27V184L29 183L28 185H30V184H31V185L33 184V185H34V184H35V186H36V184H37L36 182L34 183V182L32 181V179H31ZM32 182H33V183H32ZM46 182L44 183V185H45V184L47 185ZM49 182H50V181H49ZM51 182H52V181H51ZM51 182H50V183H51ZM54 182H58V183H59V181H54ZM61 182H62V180H61ZM61 182H60V183H61ZM65 182H66V181H65ZM136 182H137V180H136ZM173 182H174V181H173ZM0 183H1V181H0ZM10 183H11V182H10ZM22 183H23V181H22ZM42 183H43V182H42ZM42 183H40L41 185L38 183L37 186H38V185H39V187H40V186H43ZM63 183H64V182H63ZM79 183H80V182H79ZM98 183H99V181H98ZM105 183H106V182H105ZM113 183H114V181H113ZM113 183H112L111 185H113ZM168 183H169V181H168ZM177 183H176L175 185H177ZM56 184H57V183H56ZM69 184H70V182H69ZM74 184H75V183H74ZM92 184H93V183H92ZM101 184H102V183H100V185H101ZM103 184H104V182H103ZM162 184H163V183H162ZM173 184H174V183H173ZM5 185H6V184H5ZM14 185H16V183H14ZM18 185H19V184H18ZM21 185H22V184H21ZM24 185H25V184H24ZM31 185L29 186V188L33 186V185H32V186H31ZM46 185H45V187H46ZM53 185L55 186V183L52 184V186H53ZM60 185H61V184H59V186H60ZM71 185H72V184H71ZM76 185H77V184H76ZM106 185H107V184H106ZM10 186H11V185H10ZM25 186H26V185H25ZM25 186H24V187H25ZM47 186H48V188H49V185H47ZM52 186H50V187H52ZM56 186H57V185H56ZM56 186H55V187H56ZM104 186H105V185H104ZM114 186H116V185H114ZM2 187H3V186H2ZM11 187H12V186H11ZM16 187H17V185H16ZM39 187H37V188L35 187V188H36V189H35V193H36V190H37ZM57 187H58V186H57ZM86 187H87V185H86ZM96 187H97V185H96ZM148 187H149V186H148ZM151 187H152V186H151ZM4 188H5V187H4ZM8 188H9V187H8ZM19 188L21 189V187H19ZM19 188H18V189H19ZM29 188H28L27 190H29ZM43 188H44V186H43ZM43 188H41V189H43ZM58 188H59V187H58ZM63 188H64V187H63ZM72 188H74V187H72ZM80 188H81V187H80ZM104 188H105V187H104ZM113 188H114V187H113ZM11 189H12V188H11ZM15 189H16V188H15ZM33 189H34V188H33ZM46 189H47V188H46ZM61 189H62V188H61ZM76 189H77V188H76ZM86 189H87V188H86ZM86 189H85V190H86ZM91 189H92V188H91ZM93 189H94V186H93ZM96 189H97V188H96ZM105 189H106V188H105ZM108 189H109V188H108ZM114 189H115V188H114ZM198 189H197V190H198ZM1 190H2V189H0V191H1ZM5 190H7V189H5ZM9 190H10V189H9ZM16 190H17V189H16ZM16 190H15V191H16ZM24 190H26V189H24ZM27 190H26V191H27ZM30 190H32V188H31ZM30 190L27 191V192H30ZM38 190H39V189H38ZM38 190H37V191H38ZM43 190H44V189H43ZM48 190H49V189H47V191H48ZM53 190H54V189H53ZM56 190H58V189L56 188ZM2 191H4V190H2ZM11 191H12V190H11ZM15 191L12 192V197H11V195H10L11 192L8 191V193H9L8 196H10V198H12V199H13V197H14L15 201H17L16 198L18 199L19 194L17 193L18 195H17V197H15L16 195H15V194L13 195V193H15ZM17 191H18V190H17ZM41 191H42V190H41ZM47 191H45V192L47 193ZM50 191H51V190H50ZM50 191H48V192H50ZM80 191H81V189H80ZM213 191H212V192H213ZM4 192H5V191H4ZM4 192H3V193H4ZM19 192H21V191H19ZM23 192H24V191H23ZM27 192H26V193H27ZM33 192H34V191H33ZM33 192L31 193V195H33ZM52 192H53V191H52ZM72 192H74V190H73ZM72 192H71V193H72ZM76 192H77V191H76ZM89 192H90V191H89ZM95 192H97V191H95ZM103 192H104V190H103ZM103 192H102V194H103ZM113 192H114V191H111V192H109V193L114 194ZM159 192H160V191H159ZM162 192H163V191H162ZM171 192H172V191H171ZM171 192H170L169 190H167V191L165 192V195H163V194L161 195V194H159V193L157 192L158 194L155 195L153 198H154V199L157 201V203H158V202L161 201L164 197H167L169 194H171ZM174 192L177 193L176 191H174ZM215 192H213L212 194H216ZM37 193H38V192H37ZM54 193H56V195H57V194H58V191H57V192H54ZM59 193H60V192H59ZM71 193L69 192L70 196L72 197ZM74 193H75V192H74ZM87 193H88V191H87ZM120 193H122V192H120ZM150 193H151V192H150ZM190 193H191V192H190ZM21 194H23V193H21ZM28 194H29V193H27L26 196H27ZM38 194H39V193H38ZM50 194L52 195L51 192H50ZM60 194H61V193H60ZM62 194H63V193H62ZM83 194H84V193H83ZM90 194H91V192H90ZM97 194H98V192H97ZM97 194H95V196H96ZM112 194H111V195H112ZM154 194H155V193H154ZM253 194H254V196H253ZM3 195H5V193H4ZM31 195H29L28 197L30 198ZM43 195L46 196L45 193H43L42 196H43ZM48 195H49V194H48ZM58 195H59V194H58ZM58 195H57V196H58ZM63 195H65V194H63ZM63 195H60V197L63 196ZM75 195H76V194H75ZM80 195L83 196L82 194L79 193L78 196H80ZM104 195H106V193H105ZM122 195H121V197H122ZM151 195H152V194H151ZM171 195H172V194H171ZM209 195H210V194H209ZM1 196H2V195H1ZM6 196H7V194H6ZM6 196H5V197H6ZM20 196H21V195H20ZM40 196H41V195H40ZM40 196H39V197H40ZM53 196L55 197V195H53ZM67 196H68V195H67ZM70 196H69V197H70ZM81 196H80V197H81ZM86 196H87V195H86ZM90 196H92V195H90ZM95 196H94L93 200L95 199ZM116 196H117V195H116ZM5 197H3V198H5ZM23 197H25V196H23ZM23 197H22V198H23ZM39 197H37L38 200H39ZM47 197H48V196H47ZM50 197H51V199H52V196H50ZM60 197H59V199H61ZM80 197H78V198H80ZM87 197L90 198L89 195H88ZM97 197H98V196H97ZM99 197H100V195H99ZM107 197H108V196H107ZM113 197H114V195H113L112 197H110V198L112 199ZM117 197H119V196H117ZM206 197H207V194H206ZM215 197H216V196H215ZM253 197H254V198H253ZM0 198H2V197H0ZM3 198H2V199H3ZM33 198H35V196H34ZM37 198H35V199H37ZM63 198H64V196H63ZM65 198H66V197H65ZM67 198H68V197H67ZM76 198H77V196H76ZM84 198H85V197H84ZM101 198H102V197H101ZM108 198H109V197H108ZM122 198H123V197H122ZM122 198H121V199H122ZM141 198H142V199H141ZM2 199H1L0 201H2ZM5 199H6V201H7V198H5ZM8 199H9V197H8ZM19 199H21V198H19ZM27 199H28V198H27ZM27 199H26V202H27L28 205H29L30 203L27 201ZM56 199H57V197H56ZM56 199H55V201H54L55 204H56V202H57ZM71 199H72V198H71ZM81 199H82V197H81ZM81 199H78V200H81ZM99 199H100V198H99ZM113 199H114V198H113ZM113 199H112V200H113ZM119 199H120V198H119ZM150 199H151V198H150ZM154 199H153V200H154ZM206 199H207V198H206ZM10 200H11V199H10ZM29 200H30V199H29ZM33 200H34V199H33ZM43 200H45V198H44ZM46 200H47V199H46ZM57 200H58V199H57ZM61 200L66 201L65 199H61ZM61 200H60V201H61ZM74 200H75V202H76V199H74ZM83 200H84V199H83ZM85 200H86V199H85ZM115 200H116V199H115ZM115 200H114V201H115ZM125 200H127V199H125ZM141 200H142V203H141ZM147 200H149V199H147ZM147 200H146V202H147V204H148L149 201H147ZM4 201H5V200H4ZM11 201H12V200H11ZM22 201L25 202V200H22ZM30 201H31V200H30ZM35 201H36V200H35ZM71 201H72V200H71ZM87 201H88V200H87ZM109 201H110V199H109ZM109 201H108V202H109ZM114 201H112V202H114ZM122 201H123V199H122ZM156 201H155V202H156ZM8 202H9V205H10L11 203H14V200H13V202H10V201L8 200L6 203H4V202L2 201L3 205H5V204L8 205ZM18 202H20V201H17V205H18ZM36 202H37V201H36ZM38 202H39V201H38ZM80 202H82L83 204L85 203V202H83V201H80ZM80 202H79V203H80ZM94 202H95V201H94ZM96 202H98V200H97ZM117 202H118V201H117ZM146 202H145V203H146ZM155 202H154V203H155ZM31 203H32V205H33V201H31ZM44 203H45V201H44ZM59 203H60V202H59ZM59 203H58V205H59ZM61 203H63V202L61 201ZM79 203L77 202V204H79ZM82 203H81V204H82ZM87 203H88V205H89V202H86L85 204H87ZM90 203H91V201H90ZM109 203H111V202H109ZM115 203H116V201H115ZM125 203H126V201H125ZM151 203H152V201H151ZM23 204H24V203H23ZM34 204H35V203H34ZM41 204H42V202H41ZM47 204H49V203H47ZM52 204H53V203H52ZM70 204H71V203H70ZM72 204H73V201H72ZM72 204H71V205H72ZM75 204H76V203H75ZM77 204H76V205H77ZM81 204L78 205V206H79V209H82V208L80 207ZM94 204H95V203H94ZM97 204L100 205V201H99V203H97ZM104 204H108V203H105V201H104ZM121 204L124 205V207L120 205V206L122 207V210H123V209L125 208V204H124V202H121ZM126 204L128 205V203H126ZM0 205H1V203H0ZM3 205H2L1 207H3ZM26 205H27V204H25L24 206H26ZM92 205H93V204H92ZM92 205H91V206H92ZM111 205H113V203H112ZM111 205L107 208V210L111 208ZM116 205L119 207L118 204H116ZM155 205H156V204H155ZM18 206L23 207L22 205H18ZM18 206H17V207H18ZM44 206H46V205H44ZM47 206H48V205H47ZM54 206H55V205H54ZM54 206H52V207H54ZM60 206H62V205L60 204L59 207H60ZM66 206H68V205H66ZM69 206H70V205H69ZM81 206H82V205H81ZM86 206H87V205H86ZM89 206H90V205H89ZM91 206H90V208H91ZM101 206L103 207L104 205L102 204ZM113 206H115V205H113ZM133 206H132V208H133ZM147 206H148V205H147ZM149 206H150V205H149ZM153 206H154V205H153ZM7 207H11V205H10V206H5V207H3V208H7ZM12 207H15V204H14V206H12ZM12 207H11V208H12ZM17 207H16V209H17ZM34 207H35V206H34ZM71 207H72V206H71ZM71 207H69V208H71ZM83 207H84V205H83ZM95 207H96V204H95ZM118 207H117V208H118ZM127 207H128V206H127ZM129 207H128V208H129ZM150 207H151V206H150ZM150 207H149V208H150ZM154 207H155V206H154ZM3 208H2V210H3L4 213H5L6 210H7L8 208H7L6 210H4ZM18 208H19V207H18ZM24 208H27V209H28V207H24ZM46 208H47V207H46ZM62 208H63V207H62ZM62 208H61V209H62ZM64 208L66 209V207H64ZM76 208H77V206H76ZM88 208H89V207H88ZM114 208L117 209L116 207H113V208L110 209V210L116 212V210H114ZM56 209H57V208H56ZM67 209H68V207H67ZM67 209H66V210H67ZM71 209H72V208H71ZM95 209H96V208H95ZM95 209H94V208H93V209L91 208V212H92L93 210H95ZM97 209H99V208H97ZM103 209H104V208H103ZM103 209H101V211H102ZM119 209H121V208H119ZM2 210H1V212H2ZM13 210H15V209H13ZM13 210H12V211H13ZM18 210H19V209H18ZM18 210H15V211H18ZM20 210H21V208H20ZM25 210H26V209H25ZM25 210H23V208H22L21 212H19V213L22 214V213H23L22 211H25ZM42 210H43V209H42ZM47 210H49V209H47ZM57 210H58V209H57ZM63 210H64V209H63ZM75 210H76V209H75V207H74V210H73V211L75 212ZM77 210H78V209H77ZM89 210H90V209H89ZM89 210H88V211H89ZM105 210H106V207H105ZM107 210H106V211H107ZM110 210H108V211H110ZM124 210L126 211V209H124ZM124 210H123V211H124ZM129 210H130V209H128V212H129ZM167 210H168V209H167ZM7 211H8V210H7ZM9 211H11V210L9 209ZM31 211H32V210H31ZM58 211H59V210H58ZM58 211H57V212H58ZM64 211H65V210H64ZM64 211H63V212H64ZM70 211H71V210H70ZM81 211H82V210H81ZM81 211L79 210L78 212H81ZM85 211H86V209H85ZM85 211H84V213H85ZM88 211H87V212H88ZM95 211H97V210H95ZM99 211H100V209H99ZM106 211H105V212H106ZM118 211H119V210H118ZM118 211H117V212H118ZM120 211H121V210H120ZM120 211H119V212H120ZM123 211H122V212H123ZM125 211H124V212H125ZM44 212H46V211H44ZM48 212H49V211H48ZM48 212H46V214H47ZM51 212H52V211H51ZM55 212H56V211H55ZM119 212H118V213H119ZM122 212H120V214H122ZM126 212H127V211H126ZM131 212H132V211H131ZM134 212H135V211H134ZM171 212H172V211H171ZM9 213H10V212H9ZM11 213H12V212H11ZM52 213H54V212H52ZM60 213L62 214V212H60ZM66 213L68 214V217H69L68 219H70V217H71V219L74 218V217H75V214H77V213L74 214V213L71 212V214L74 215V216H73V215L71 216L70 213H68V212H66ZM84 213L81 212V214H83V215H84ZM98 213H99V212H98ZM102 213H103V212H102ZM106 213H107V212H106ZM106 213H104L105 216H106ZM110 213H111V212H110ZM113 213H114V212H113ZM143 213H145V212H143ZM6 214H7V212L5 213V215H6ZM13 214H14V212H13ZM23 214H24V213H23ZM38 214H39V212H38ZM63 214H64V213H63ZM78 214H79V213H78ZM91 214H92V213H90V214L88 213L87 215H91ZM95 214H96L95 217H97V212H96ZM95 214H94V215H95ZM120 214H119V217L121 216ZM0 215H1V214H0ZM3 215H4V214H3ZM3 215H2V216H3ZM15 215H18V214L15 213ZM43 215H44V214H43ZM48 215L50 216L49 213H48ZM64 215H65V214H64ZM64 215H63V216H64ZM83 215H81V216L78 215V216H79V217H82ZM92 215H93V214H92ZM112 215H113V214H112ZM117 215H118V214H117ZM123 215H124V214H123ZM123 215H122V216H123ZM129 215H130V214H129ZM129 215H128V216L124 215V216L129 217ZM132 215H133V213H132ZM143 215H144V214H143ZM259 215H258V216H259ZM9 216H10V215H9ZM22 216H23V215H22ZM34 216H35V215H34ZM51 216L54 217L53 215H51ZM56 216L58 217L57 214H56ZM56 216H55V218H56L55 222L57 221V217H56ZM59 216H61V215L59 214ZM124 216H123V217H124ZM146 216H147V214H146ZM146 216H145V217H146ZM188 216H189V217H188ZM7 217H8V216H7ZM20 217H21V216H20ZM38 217H39V216H38ZM42 217H43V216H42ZM44 217H45V216H44ZM44 217H43V219H44ZM65 217H66V215H65ZM79 217H78V220L81 219V218L79 219ZM83 217H86V214H85ZM83 217H82V218H83ZM98 217H100V216H98ZM98 217H97V218H98ZM108 217H109V216H108ZM108 217H107V218H108ZM113 217H114V215H113ZM117 217H118V216H117ZM4 218H5V216H4ZM28 218H29V217H28ZM47 218L50 219V218L47 217V215H46V220H47ZM55 218H53V220H54ZM58 218H59V217H58ZM60 218H61V217H60ZM63 218H64V217H63ZM86 218H89V217H86ZM86 218H85V220L88 221L89 219H86ZM92 218H93V217H92ZM102 218L105 219L106 217H103V216H102ZM102 218H101V219H102ZM110 218H111V217H110ZM187 218L189 219V220H188V223H189V221H190V219H191L192 224L196 226L195 230H193V231H194L193 234L195 235V237L192 236V233L189 234V236L191 235V236L195 239V242H196V240H197V242L200 241V243H201L202 246L204 247V248H202V249L205 250V254H204L200 259H197V256H195L194 252H193L192 250H190L188 247H186V243L184 242L185 238H184L183 236L185 235V237H187L186 235H188V234H184V235L182 236V233L180 232V230H179V228H178V224L183 223V220H185V219L187 220ZM241 218H246V219H241ZM8 219H9V218H8ZM8 219H7V220H8ZM25 219H27V218H25ZM25 219H24V220H25ZM68 219L66 220V223L68 222ZM71 219H70V220H71ZM75 219H76V220H75ZM90 219H91V218H90ZM94 219H95V218H94ZM94 219H93V220H94ZM120 219H121V218H120ZM4 220H5V219H4ZM7 220H6V221H7ZM39 220H40V219L38 218V221H39ZM50 220H52V219H50ZM74 220H75V222L77 221V215H76V217L74 218ZM74 220L72 219L73 223H74ZM91 220H92V219H91ZM91 220H90V221H91ZM96 220H97V219H96ZM108 220H109V219H107V221H108ZM117 220L120 222L119 219H117ZM124 220H126V219L124 218ZM127 220H128V219H127ZM142 220H143V219H142ZM161 220H162V219H161ZM164 220H166V218H165ZM1 221H2V220H1ZM6 221H5V222H6ZM41 221H42V219L39 221V222H40V225H41ZM60 221H61V220H60ZM60 221L58 220L57 222H60ZM63 221H64V220H63ZM63 221H61V222H63ZM80 221H81L82 224H83L84 218H83V221H82V219H81ZM87 221H86V222H87ZM94 221H95V220H94ZM99 221H100V218H99ZM99 221L97 220V221L94 223V226H95V227H96V223H99ZM105 221H106V220H105ZM105 221H104V222H105ZM107 221H106V222H107ZM111 221H113V220L111 219ZM115 221H116V220H115ZM151 221H152V220H151ZM157 221H158V220H157ZM166 221H167V220H166ZM2 222H3V221H2ZM2 222H1V224H2ZM39 222H38V224L36 223L37 226L34 225L33 227H35V228L37 227V228H38ZM42 222H43V221H42ZM44 222H45V221H44ZM53 222H54V221H52L51 224H52ZM64 222H65V221H64ZM88 222H89V221H88ZM106 222H105V224H106ZM130 222H131V221H130ZM186 222H187V221H186ZM7 223H8V222H7ZM47 223H48V220L45 222L44 225H41V227H42V226H43V227H42V228L40 227V230H39V228H38L37 230H38V231H42L43 233L46 232V231L48 230L47 228L51 227V226H49V225H50V224H49V225H48L49 227H46V228H45L46 231H45V229H44V231H43V228L45 227V225H46ZM70 223H72V222H70ZM92 223H93V222H92ZM92 223H91L90 225H93ZM102 223H103V222H102ZM108 223H109V222H108ZM121 223H122V221H121ZM121 223H120V224H121ZM127 223H128V222H127ZM133 223H134V222H133ZM151 223L153 224V222H150V224H151ZM1 224H0V227H1ZM27 224H28V223H27ZM78 224H79V221H78L77 225H78ZM85 224H86V223H85ZM88 224H89V223H88ZM109 224H110V223H109ZM120 224H118V225H120ZM124 224H125V223H124ZM131 224H132V223H131ZM183 224H184V223H183ZM186 224H187V223H186ZM29 225H30V224H29ZM29 225H28V226H29ZM54 225H56V223H54ZM60 225H62V224L60 223ZM60 225H59V223H58V226H59L60 229L58 228V230H57V229H55L56 227L54 228V226H53V229H54V230H57L58 232H60L61 228L64 227V225H62L61 227H60ZM67 225H68V224H67ZM67 225H66L65 227H67ZM69 225H70V224H69ZM74 225H75V224H74ZM74 225H73V227H78L79 229H80V227H81V226L79 227V226H76V225L74 226ZM97 225L99 226V224H97ZM116 225H117V224H116ZM116 225H114V226H116ZM118 225H117V228L120 227V226L118 227ZM136 225H137V223L135 224V226H136ZM146 225H147V224H146ZM146 225H145V226H146ZM162 225H163V224H162ZM162 225H160V227H161ZM22 226H23V225H22ZM26 226H27V225H26ZM83 226H84V225H83ZM86 226H88V225L86 224ZM94 226H93V228H94ZM108 226H110V225H108ZM108 226H107V227H108ZM121 226H122V224H121ZM123 226H124V225H123ZM126 226H127V225H126ZM132 226H134V225H132ZM135 226H134V227H135ZM137 226L139 227V226H142V225H139V223H138ZM145 226H144V227H145ZM149 226H150V225H149ZM149 226H148V227H149ZM156 226H158V225H156ZM156 226H155V227H156ZM185 226H186V225H185ZM3 227H4V225H3ZM33 227H32V228H33ZM65 227L63 228V232H64V234L66 233V232H65V231H66V230H65ZM69 227L71 228V226H68L67 231L71 234V232H70L71 230H69ZM90 227H91V226H90ZM90 227H89V228H90ZM104 227H105V225H104ZM104 227H102V228L99 227V228L103 229ZM110 227H113V226H110ZM110 227H109V229H110ZM127 227H128V226H127ZM130 227H131V226H130ZM134 227H133V228H134ZM146 227H147V226H146ZM153 227H154V226H153ZM153 227H152V228H153ZM155 227H154V228H155ZM179 227H180V226H179ZM182 227H183V225H182ZM8 228H9V227H8ZM16 228H17V227H16ZM18 228H19V227H18ZM83 228H84V229H83ZM83 228H81L80 234H82V233H81V232H82V229L85 230L87 227H86V228L83 227ZM89 228H87V229H89ZM93 228H92V229H93ZM99 228H98V229H99ZM117 228H116V229H117ZM121 228L124 229V227H121ZM121 228H120V229H121ZM125 228H126V227H125ZM133 228H132V227H131V228H128V229L126 228L125 230H128V232H129V229H133ZM136 228H137V227H136ZM2 229H3V228H2ZM19 229H20V228H19ZM28 229H30V226H29ZM28 229H27V232H28V233H26L27 235L29 234V230H28ZM33 229H34V228H33ZM33 229H32V230H33ZM50 229H51V228H50ZM72 229H75V228H72ZM90 229H91V228H90ZM92 229L89 230V231H91V234L87 235L86 237H88V236L91 237V236H92V232H93V233L95 232V231H92ZM101 229H99V230L101 231ZM113 229H114V228H113ZM140 229H141V228L139 227V230H140ZM145 229H146V228H144L143 230L145 231ZM147 229H148V228H147ZM149 229H151V227H149ZM22 230H23V229H22ZM32 230L30 229L31 232H33V233L36 232V231H32ZM34 230H36V229H34ZM64 230H65V231H64ZM76 230L79 231L78 229H75V231H76ZM94 230H95V229H94ZM99 230H96V231H99ZM135 230H137V229H135ZM2 231H4V230H2ZM15 231H17V230L15 229ZM20 231H21V230H20ZM52 231H53V230H52ZM52 231H50L49 233H51ZM57 231H56V232H57ZM72 231H73V230H72ZM75 231H74V232H75ZM85 231H87V233L89 232L88 230H85ZM85 231H83V232L85 233ZM103 231H104V229H103ZM105 231H106V228H105ZM105 231H104V232H105ZM107 231H109V230H107ZM113 231H115V229H114ZM117 231H119V230H117ZM122 231L124 232V230H121V232H122ZM130 231H132V230H130ZM153 231H154V230H153ZM170 231H171V232H170ZM21 232H22V231H21ZM31 232H30V234L34 235V234L31 233ZM53 232H55V231H53ZM58 232H57V233H58ZM74 232H72V235H73ZM109 232H112V230L109 231ZM128 232H127V233H128ZM1 233H2V232H1ZM22 233H23V232H22ZM22 233H20L21 236H23ZM49 233H48V234H49ZM69 233H68V235H69ZM102 233H103V232H102ZM112 233L114 234V232H112ZM124 233H125V232H124ZM127 233H126V234H127ZM146 233H147V232H146ZM189 233H190V232H189ZM2 234H3V233H2ZM9 234H10V233H9ZM12 234H13V233H12ZM12 234H11V235H12ZM23 234L26 235L25 233H23ZM30 234H29V235H30ZM35 234H36V235L38 234L37 236L39 237V240H40V237H41L40 232H38V233L36 232ZM48 234H47V233H44V234H42V236H45V235L48 236ZM53 234H54L53 236H51V235L49 234V238L46 236V237H47V241H48L47 243H50V242H51V240H52L51 237H53V239H54V237H56L55 239L58 240V241L61 239V238L59 239V237H60L59 235H60V234H56V233H53ZM64 234H63V235H64ZM78 234H79V233H78ZM97 234H99V233L97 232L95 235L97 236ZM100 234H101V233H100ZM103 234H106V233H103ZM109 234H110V233H109ZM118 234H119V233H118ZM133 234H134V233H133ZM3 235H4V234H3ZM17 235H18V234H17ZM32 235H30V236H32ZM36 235H34V237H33V239H32L33 241L35 240V236H36ZM55 235H56V236H55ZM57 235H58L59 237H57ZM61 235H62V234H61ZM63 235H62V239H64ZM68 235H67V236H68ZM75 235H77V233H76ZM82 235L84 236V235H86V234H82ZM82 235H79V236H82ZM95 235H94V236H95ZM136 235H137V234H136ZM13 236H14V235H13ZM30 236H29V237H30ZM37 236H36V238H37ZM65 236H66V235H65ZM83 236H82V238H84ZM104 236H105V235H104ZM260 236H261V237H260ZM14 237H15V236H14ZM14 237H13V239H16V238H14ZM26 237H28V236H26ZM75 237H76V236H75ZM86 237H85L84 239H82L83 242H82L81 245H83V243L85 242L84 240H86ZM109 237H111V234H110ZM129 237H130V236H129ZM136 237H137V236H136ZM151 237H152V236H151ZM18 238H21V237L18 236ZM24 238H25V237H23L22 240H24ZM43 238H44V237H43ZM43 238L41 237V239H43ZM50 238H51V239H50ZM57 238H58V239H57ZM131 238H132V237H131ZM9 239H12V238H9ZM13 239H12V240H13ZM37 239H38V238H37ZM44 239H45V238H44ZM49 239H50V240H49ZM70 239H71V238H70ZM75 239H76V238H75ZM104 239H105V237H104ZM114 239H115V240H114ZM136 239H137V238H136ZM191 239H192V238H191ZM0 240H1V239H0ZM6 240H7V239H6ZM12 240H9V241L11 242ZM22 240H20L18 243H19V244H20V243H21V244H24V246H23L24 248L28 247V246H26L27 244H30L31 246H33V249L36 248L35 245H33L32 240H31L30 243H29L28 241H26V240H29L28 238H26V240H24V241H26V242H24V241H22ZM71 240H72V239H71ZM73 240H74V239H73ZM77 240H78V242H80V241H81V238H78ZM77 240L75 241V243L77 242ZM79 240H80V241H79ZM90 240H91V239H90ZM100 240H101V239H100ZM106 240H107V239H106ZM140 240H141V239H140ZM142 240H143V239H142ZM147 240H149V239H147ZM188 240H189V239H188ZM192 240H193V239H192ZM2 241H3V240H2ZM9 241H7V243H8V244H12V242L10 243ZM14 241H15V240H14ZM14 241H13V242H14ZM21 241H22L23 243H22ZM29 241H30V240H29ZM36 241L38 242V240H35V243H36ZM53 241H54V240H52V245L55 243V242L53 243ZM95 241H96V240H95ZM102 241H103V240H102ZM40 242H41V243H40ZM42 242H45L44 244H46V239H45V241H43V240L41 241V240H40V241L38 242V244L40 245V246H39V245L37 244V245H38V248L41 247V245L43 244ZM61 242H62V241H61ZM71 242H72V241H71ZM73 242H74V241H73ZM88 242H90V241H88ZM92 242H94V241H92ZM197 242H196V243H197ZM235 242H238L239 247H236V246H235ZM1 243H2V242H1ZM1 243H0V244H1ZM18 243H17V244H18ZM25 243H26V244H25ZM75 243H74V245L77 244V243H76V244H75ZM94 243H95V242H94ZM120 243L126 244V248H128V249L125 250V249H122L121 247L119 248V246H117V244H120ZM146 243H148V242H146ZM146 243H144V245H145ZM182 243H185V247L188 248V249H186V248L183 249V248H182V245H183ZM2 244L4 245V242H3ZM2 244H1V245H2ZM8 244H7V245H8ZM15 244H16V241H15ZM21 244H20V246H21ZM44 244H43L44 249L47 248L48 246H50V245H48V244H47L48 246H47V245H44ZM78 244H79V243H78ZM149 244H148V246H149ZM198 244H199V243H198ZM30 245H29V248H28V249H30V247H31ZM81 245H80V246H81ZM187 245H188V244H187ZM15 246H16V245H15ZM15 246H13V247L11 246L10 249H12V248L15 249ZM17 246L20 247L19 245H17ZM17 246H16L17 251L15 250V254L18 253V249H19V248H17ZM25 246H26V247H25ZM43 246H42V247H43ZM85 246H86V245H85ZM195 246H196V245H195ZM0 247H2V246H0ZM6 247H7L6 249L8 250V246H6ZM9 247H10V246H9ZM21 247H22V246H21ZM34 247H35V248H34ZM74 247H75V246H74ZM76 247H77V246H76ZM86 247H88V246H86ZM123 247H125V246H123ZM149 247H150V246H149ZM161 247H160V248H161ZM2 248H4V247H2ZM2 248H1L0 250H3ZM67 248H68V247H67ZM67 248H66V249H67ZM69 248H70V247H69ZM195 248H196V247H195ZM20 249H21V248H20ZM31 249H32V248H31ZM31 249H30V250H31ZM41 249H43V248H40V249H38V250L42 251ZM44 249H43V250H44ZM83 249H84V248H83ZM90 249H92V247H91ZM23 250H24V249H23ZM38 250H37V248H36V251H38ZM70 250H71V249H70ZM151 250H152V249H151ZM157 250H158V249H157ZM11 251H12V250H8V252H6V253H7L6 255H8L9 252H11ZM19 251H20V250H19ZM25 251H27V249H25ZM31 251H33V250H31ZM71 251H72V250H71ZM88 251H89V250H88ZM92 251H93V250H91L89 253H91ZM2 252H4V251H1V253H2ZM20 252H21V253H20ZM20 252H19L20 254L23 253V251H20ZM38 252H39V251H38ZM64 252H65V251H64ZM80 252H81V251H80ZM82 252H83V250H82ZM152 252H153V251H152ZM199 252H200V251H199ZM24 253H25V252H24ZM24 253H23V254H24ZM26 253H29V252L27 251ZM75 253H76V252H75ZM77 253H78V252H77ZM89 253H87L88 256H89ZM93 253H95V251H94ZM202 253H203V252H202ZM12 254H13V255H12V258H10V259L13 260V256H14V258H17V257L14 255V253H12ZM23 254H22V255H23ZM48 254H49V253H48ZM62 254H63V253H62ZM69 254H70V256H71V253H69ZM78 254H79V253H78ZM6 255H5V256H6ZM9 255H10V254H9ZM9 255H8V256H9ZM16 255H17V254H16ZM37 255H38V254H37ZM65 255H66V254H65ZM83 255H84V253H83ZM83 255H82V256H83ZM85 255H86V253H85ZM153 255H154V252H153ZM18 256H19V254H18ZM27 256H28V258H27ZM27 256H26V254H25V256H24V260H25L26 258L29 259V254H28ZM70 256L67 255L66 257L68 258V257H70ZM74 256H75V254H74ZM79 256H80V255H79ZM79 256H77V257H79ZM86 256H87V255H86ZM3 257H4V253H3ZM10 257H11V255H10ZM19 257H21V256H19ZM75 257H76V256H75ZM150 257H151V258H150ZM6 258H7V257H6ZM31 258H32V257L30 256V259H31ZM72 258H73V257H72ZM80 258H81V257H80ZM85 258H86V257H85ZM90 258H91V257H90ZM198 258H199V257H198ZM3 259H4V258H3ZM20 259H21V258H20ZM61 259H62V258H61ZM74 259H77V258H73V260H74ZM81 259L84 260V258H81ZM81 259H80V260H81ZM1 260H2V256H1ZM12 260H11V262H12ZM17 260H19V258L16 259L15 262H17ZM59 260H60V258H58L57 261H59ZM66 260H68V259H66ZM87 260H88V259H87ZM91 260H92V259H91ZM198 260H199V261H203V262H200V263H199ZM19 261H21V260H19ZM31 261H33V260H31ZM51 261H52V260H51ZM53 261H55V258H54ZM60 261H63V263L66 264V263L64 262L65 259H64V260H60ZM71 261H72V260L67 261V264H69ZM77 261H79V259L76 260V262L74 261V262H75L74 264L78 263ZM3 262H4V261L2 260V264H3ZM11 262H7V263L9 264V263H11ZM49 262H50V261H49ZM55 262H56V261H55ZM55 262H51V263L53 264V263H55ZM68 262H69V263H68ZM87 262H88V261H87ZM87 262H86V264H87ZM92 262H93V261H92ZM18 263H19V262H18ZM46 263H47V262H46ZM46 263H45V264H46ZM51 263H50V264H51ZM59 263L62 264L61 262H59ZM79 263H80V261H79ZM81 263H82V262H81ZM83 263H84V262H83ZM4 264H6V263H4ZM12 264H13V263H12ZM16 264H17V263H16ZM21 264H22V263H21ZM23 264H25V263H23ZM32 264H33V263H32ZM56 264H57V263H56ZM91 264H92V263H91ZM127 264H128V263H127Z\"/></svg>", "mask_w": 264, "mask_h": 264}]
</instances>
